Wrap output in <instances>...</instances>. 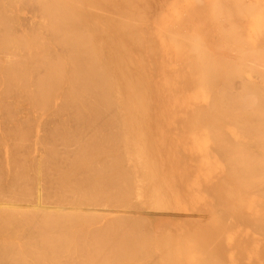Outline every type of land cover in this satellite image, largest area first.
Returning a JSON list of instances; mask_svg holds the SVG:
<instances>
[{
  "label": "rangeland",
  "instance_id": "1",
  "mask_svg": "<svg viewBox=\"0 0 264 264\" xmlns=\"http://www.w3.org/2000/svg\"><path fill=\"white\" fill-rule=\"evenodd\" d=\"M7 1V2H6ZM23 1H25V0H10V2L8 1V0H4V3L6 4V7L8 6H14V4L15 3H18V4H20V6H19V8H18V11L16 10L17 9V7H18V5L17 4H15V5H17V7H16V9H15V6L11 9V8H8L7 7V9H6V7L4 8V6L3 5H5L4 3H2L3 2V0H1V2H0V10H1V14L0 15H3L2 17H0L1 19H0V24H1V29H0V32L2 33L3 32V29L6 31V29L9 27V25L11 26L9 29H8V31H6V33H8L9 34V32L11 31L12 32V34H9L11 37V39H14V37H15V39H17L18 38V40H19V37H16V36H20L21 34H24V33H26V34H24L23 36L21 35L20 37H24L25 36V38L23 39V44L25 45V47H23V46H21L22 47V50H24V54L23 53H21L22 54V56H21V54H20V52H23V51H20L21 50V48H19V49H17V51L19 50V52L17 53V52H15L16 51V49H12V48H9L10 47V45L8 44V42L10 41V38H9V35H7L6 33H2V35H1V33H0V48L2 49V50H5V49H8L9 48V50H11L12 52H15L16 54H18V55H16L15 53L14 54H10L11 56H10V58H7V56L5 55L6 54V52L4 53L3 51L2 52H0V54H2L4 57H5V59H4V57L1 55L0 56V60H2L1 62H0V67H1V65H2V69L0 68V70H2V71H0V78H3L2 80L3 81H1V79H0V86H3V85H5V86H3V87H1L2 88V90H1V88H0V108L3 110V111H1V109H0V116H1V113H3V112H5V114H9V117H8V115L6 116L4 113L2 114V118L0 119V122H1V120H2V122H4V123H0V137H2L1 139H0V143H4V141L6 140V143H4L3 145H5V146H1L2 144H0V147H1V149H0V167H1V170H0V172H2V174H0L1 176H0V181H1V188H0V191H3L2 193H0V195H2V197L0 196V200L2 201V200H6V199H4L6 196H8V197H6L7 198V200L5 201L6 203V205H8V204H10V202L12 201V199L14 200L15 198L14 197H16L17 199H18V201L16 202L15 200H17V199H15L14 200V205L16 204V203H18V206H20V204L22 205V206H20V208L19 207H17V204H16V208H19L20 209V211L22 212V210L23 209H26V210H28L27 208H29V205H30V207H32V205L36 202V201H38L39 203H41L40 204V208L41 209H39V208H36V210H34L33 209V207H32V211L30 210L31 208H29V210H30V212H32V213H30V214H32V216H34L33 218H35L37 221H34V219H33V221H31L32 219V216H30V215H28L27 214V212L26 213H23V214H21V215H24V214H27V215H24V216H21V217H19V215H20V211H19V209L17 210L16 208H14V207H12V208H14V209H16L17 210V212H18V216L16 215L17 214V212H15L14 211V217H15V221H14V219L12 218L13 216H12V214H11V212L9 213V214H7V216L5 215L8 211H6V210H4L3 209V212H2V210L0 211V213L2 212V214H0L1 216H0V219H2V218H5V219H3L4 220V222H3V220L2 221H0V235H2V237L0 236V241H1V238H3V237H5L4 238V241L6 242H3V240H2V242H3V245L4 244H6V246H2L1 244H2V242H0L1 244V248H5V247H7L6 248V250H3V251H1V252H5V253H0V264H3L4 262H6L5 264H47L48 262V264H74L73 263V260H74V262H75V264H101L102 263V261H106V260H108V256L110 255V259H109V261L110 262H108V263H112L114 260H116V261H114L113 263H115V264H119V260H120V264H132L133 262V259H134V263L133 264H140V261L142 260V261H144L143 262V264H146V262L148 261V262H150V263H158V264H161L160 262H161V260L164 258V256L167 254H169L170 252L171 253H173V250H169V246L171 247L170 249H172V247H173V245L174 244H176V246L175 247H177V245H178V247H177V250H178V248L179 247H181L182 249H183V247H185V246H189L190 244L188 243L189 241H191V246H193V247H189L190 249V251H192V252H190V253H193V255H191L192 257H191V259L194 261V262H196V264H200V262L202 263V264H212L211 263V261L209 260L211 257H214V256H217V258L215 257L214 259H216V261L217 262H215V261H213L214 259L213 258H211V260H212V262L214 263H221L222 261L224 262V264H264V236H263V234L261 233L262 232V229H261V227L257 224L260 220L263 222V218L262 219H259L258 217L260 216V218L263 216H261V214H262V212L264 213V211H263V209H264V204H262L263 202H264V196H262L261 197V195L260 194H258L259 192H261V190L262 189H264V186L262 187V189H260L259 187H261V185H264L263 183L262 184H257V186H256V184H255V179H256V176L254 177V176H251V179H253L254 180V183H251V182H253V180H250L249 181V179H246V181H248V183H246V181H244L245 180V178H243V184L245 185H251V187H254V186H256V187H258L257 189H259V192L256 194V192H257V189L255 188V190H254V188H249V187H246V185L244 186L243 184H242V181H240L239 179V176L241 175L240 173L238 174V176H237V178H239L237 181L239 182L238 184H236V182L234 183V181H229V180H233L234 178L235 179H237L236 178V176L234 177V178H232V179H229L230 177H232L230 174H229V178L227 177L228 176V172L229 171H226V169L227 168H229V166L230 165H227L226 163H225V161H229L230 162V159L229 158H231V157H234L235 155H236V151H237V147L235 148H233V149H235L236 151H232L233 152V154H234V152H235V154H234V156L233 155H231L232 154V152L231 153H229L230 152V150L232 149H227V147L229 148V146H226V149H227V152L224 150L225 149V146L223 147V143L222 142H224L225 143V141H220V140H223L224 139V137L226 136V134H227V139L225 138V140H229L230 139V137H231V140L228 142L230 145H233V144H231V143H233L234 142V145L233 146H237V142H235V140H237L238 141V139H240L241 140V138L243 139L244 138V136H245V134L243 133V137H242V134L240 133V132H242V131H244V128L243 127H241V128H243V130L242 129H237L238 127L240 128V126H239V124H238V127L236 128L235 126H237V124H235V126H233V123L234 122H232V124H231V120L228 122L229 124H231V125H229V124H227V126H226V123H225V118L223 119L224 121L221 123V125L223 124V123H225V125H223V127H221L220 126V122H216L215 120H211V121H214V122H216V124H218L219 123V131H221L222 130V128H223V130L225 131V135L224 136H222L223 134V132L220 134L221 136L220 137H223V139H220L219 138V136H218V138H215V136L217 137V134H219V131H218V133H216V135H215V133H209V131H208V128H210L211 127V125L210 124H208L209 122H205V123H207L208 124V126H207V124H204L203 125V122H198V121H200L199 120V115H201L202 113H200V111L202 112V110H201V107H205L206 105L207 106H211L212 104H209L210 102H208L207 100H211V98H214L213 100L215 101V99H216V97L215 96H218L219 97V94L218 93H222V95H225L224 93L225 92H227L229 89L231 90V91H233L235 88L234 87H232V88H228V90L226 91V90H224L223 92H219V91H217L218 93L215 95V93H216V90H218V87H219V85H220V83L224 86L225 84V82L227 83L225 86L226 87H229L230 86V83L228 82L229 81V79L230 80H232L231 78H233V77H236L235 75H232V77H230L229 78V74H230V72L228 71L229 70V68H230V64H232V62L233 61H235V64L238 62L237 60L239 59V61L243 58V60H241L242 62H243V66H244V63H247L248 65L253 61H251V59L253 58V54L254 53H252L253 51V49L255 50V49H257L258 48V50L259 49H263V52H264V46L262 47V45H264V44H260V43H264V39L263 40H261L263 37H262V35H264V20H263V18H264V15L262 14V13H264V11H262V8H259L260 10H257L258 8H255V7H260L261 5L260 4H262V6L261 7H263L264 6V0L262 1V3L260 2V6L258 5V4H256V5H254L253 6V4H255L256 2L253 0V2H251L252 3V6L254 7H252L251 6V4L247 7V4H248V1L250 2V0H248L245 4H243L244 2H245V0H242L243 1V3H242V1L241 0H237V2H236V0H216V2H214L213 3V1H215V0H184V1H186V2H184V1H182V2H180V0H171L170 1V4H171V8H172V10H177V12H175L174 14L175 15H173V13L172 14H170V15H172V16H170L168 13H170V12H168V11H166V13L170 16V18H167L166 16H165V10L164 11H161L160 9L163 7V4L164 3H168V5L167 6H170V4H169V1L167 0L166 2H165V0H154L153 2H155V4H157V5H155V8L156 9H154L153 10V12H152V15L149 13L148 15H146V14H144L143 16H145V21H143L144 20V17H142L141 15H137V17H136V21L134 22L136 25H133V27H131L130 26V28H132V29H136L138 32H140L139 34L141 35H139L138 34V32L135 30L134 32H136V34L138 35V36H140V38L143 40V41H145V43H146V45L148 46V48H150V47H152V49L153 50H151L152 52L154 51V49H155V47H157L158 48V52H151L152 53V58H151V60H152V63H151V61L150 60H146V62L144 63V62H142V63H138V67L137 68H135V69H133L134 68V66H135V64H134V66H132L131 67V70H130V72H128V74L130 75H133L132 77L131 76H129V78H130V80H131V78H133L132 80L133 81H135L134 82V84L132 85V82L133 81H130L129 82V87L132 89V88H134V86L135 87H137L135 84H137L138 83V85L140 84L141 86H142V80H144V83L145 84H143V88H141V86H139L138 88H141V89H143V91L141 92V89H137L136 88V90L135 91H137L136 92V95L139 97V99L137 98V96L135 97V99L137 98V101L139 100L140 101V103L141 104H143V101H141V99L143 98V100L145 101V102H147V103H145L144 102V104H146V105H144L146 108H147V106H148V108L149 109H147V110H149V112H147V110H145V107L143 106V108L141 107V104H138V106L140 105V107L138 108V106H136L137 107V110L138 109H140L144 114H143V116H142V113L140 112V111H136V110H133L134 112V116H135V118H136V116H137V119L138 118H141L142 119V117H143V120H141V119H136V123H134L133 124V121L131 120H128L127 122L126 121H124V123H121V127H120V124L119 125H117V123L116 124H114L112 121H107L106 122V120H108V119H110L109 117L107 118V116L106 117H104V116H99V117H96V120H92V119H90L89 121H88V119L86 118V115H87V112L89 113V114H91V112H90V110L88 109V108H86L81 102H77V103H75V102H73V101H71V95L73 94V92L71 91L70 92V90H69V92L67 91L68 89H67V87H66V82H67V79L69 78V81H71L72 80V78H71V75L72 74H70L69 73V71L70 70H68V65H64V63H65V61L64 60H61V54H58L59 52H60V50H58L57 52V59L58 58H60L59 60H57V68L58 67H60L59 69H57L58 71H57V75H59L58 73L60 72V74H61V72H63L64 71V73H62L63 75H60V76H63V79H65V81L64 80H60V79H62V77H58L57 76V90H58V88L60 87V85H64V86H61V87H63V88H59V90H58V92H57V100H55V99H53V100H49V99H51V98H54V93H53V91H51L50 93L49 92H47L46 94L45 93H41L42 92V88H44L46 85H48V84H45L46 82L47 83H50L49 81L51 80V78H50V80H47V78L49 79V77H48V74L49 73H46V72H44L43 70H39V72H40V75H39V72H38V67H37V65H35V64H37V63H34L33 61L35 60V59H37V58H35V56H33V55H35L36 54V57L38 56V54H39V51H40V54H41V48L39 47L40 45V42L39 41H41V39H40V34L39 33H37L38 31H39V24H38V19H39V15L37 16V19L35 20L36 22H34V21H32V20H34L35 18H36V15H37V10H35L36 8H35V4H36V1H38V0H26L25 2H23ZM35 3H33V2ZM74 1V2H73ZM82 1V0H81ZM100 1V0H99ZM176 1L179 3V5L177 4L176 5ZM196 1V2H195ZM218 1L220 2V4L218 5L217 3H218ZM231 1V3H229V4H232V3H234V4H232L233 6H232V10H231V6L228 8V2H230ZM8 2H9V4H8ZM15 2V3H14ZM27 2H29L30 4L28 5V3ZM31 2H32V5H34V6H32L31 5ZM77 2V3H76ZM80 1L79 0H72V1H70V3H72V5H74V7H73V9L75 8V9H79L80 10V8L82 9V11L83 10H85V11H83V12H85V13H87V10H88V8L86 7H83L81 4H85V6H87V2H84V1H82L83 3H79ZM164 2V3H163ZM187 2H188V4H187ZM225 4L226 2V4L225 5H227V6H225L223 3ZM242 3V4H239V3ZM258 3H259V1H257ZM11 3V4H10ZM26 3V4H25ZM184 3V4H183ZM213 3V4H212ZM239 4V6L240 7H235L237 4ZM8 4V5H7ZM13 4V5H12ZM214 4H216V5H214ZM3 7H2V6ZM28 7H27V6ZM75 5H77V6H79V7H75ZM181 5V6H180ZM212 5L214 6L213 7V9H212ZM218 5V6H217ZM222 6L223 5V7H219V6ZM235 5V6H234ZM241 5L243 6H245V8H244V6L241 8ZM25 7V8H23V7ZM30 6V7H29ZM178 6V7H177ZM238 6V5H237ZM83 7V8H82ZM160 7V8H159ZM183 7V8H182ZM217 7H219L218 8V11L216 12V14H218L219 12H220V14L222 13H227V11H229V9H230V12L232 11H234V10H237L238 12H239V10L238 9H240L241 8V10L244 8V10L245 11H241V12H233L235 15H226L227 17H223L224 18V22L223 23H220V24H222L224 27L226 26V25H228V26H226V27H228V28H231V30L232 31H234V34H235V31H237V29L235 30L234 28L235 27H238V26H242V28H244L246 25H251V26H249V27H246V29H241V32H239L240 34L238 35V32H237V36H239V38H241L240 40H241V44L239 43V38L237 37V36H233V38H232V36H230L231 35V33H229V32H232V31H230L228 28H223L222 27V29L224 30L223 31V33H224V35H223V33H222V30H221V27H220V24L218 23V20H221V18H222V16H219V14L217 15V17L215 16V14H213V10H217ZM250 7V8H249ZM252 7V8H251ZM2 8V9H1ZM21 8H22V10H21ZM28 8V9H27ZM30 8V9H29ZM182 8V9H181ZM223 8H225V9H223V12L221 11ZM235 8V9H234ZM249 8V9H248ZM4 9V10H3ZM34 11H33V10ZM93 9V8H92ZM180 9V10H179ZM252 9H254L253 11H258V12H254L255 14H257V16H253V12H251V10ZM3 10V11H2ZM6 10L8 11V12H6ZM9 10H10V13H9ZM12 10V11H11ZM21 12H20V11ZM29 10V11H28ZM161 11L162 12V15L161 14H158L159 15V17H157L158 18V20L160 21V22H162V23H158V20H154V18L157 16V14H156V11H157V13L159 12V11ZM171 10V11H172ZM215 10V11H216ZM225 10H227L226 12H225ZM248 10V14H251V15H249V17L247 16L248 14H246V11ZM250 10V11H249ZM263 10H264V8H263ZM19 12V14L22 16V17H24V18H22L19 14H17V15H19L18 16V19L16 18L17 17V15L15 14V12ZM28 11V12H27ZM81 11V10H80ZM93 11H94V9H93ZM215 11H214V13H215ZM259 11H260V13H259ZM262 11V12H261ZM8 13L9 14V16H10V14L12 15V16H10L9 18L7 17L8 16V14H6V13ZM31 12H32V14H31ZM35 12V13H34ZM229 12V13H230ZM232 12L230 13V14H232ZM4 13V14H3ZM25 13H26V15H25ZM70 13H72V15L71 14H67V13H65V15L66 16H64V14H62L61 16L62 17H67V16H70L71 15V17L73 18H71L70 19V21H69V23L68 24H71V25H73L75 22H76V19H77V16H78V14H76V13H78L77 11L74 13V11L72 12H70ZM92 13V12H91ZM90 13V14H91ZM97 13V14H96ZM103 11L101 10V11H99V12H97V9L95 10V16L97 15L98 16V18L100 17V19H103L104 17H103ZM156 15H155V14ZM237 13H238V15H237ZM245 13V14H244ZM13 14H15V15H13ZM241 14V15H240ZM6 15V16H5ZM30 15L31 17H30V19H28L29 17L28 16ZM153 15H155L154 17H152ZM161 15V16H160ZM167 15V16H168ZM224 15V16H225ZM4 16H5V20H2L3 18H4ZM26 16H27V18H26ZM73 16H75V17H73ZM79 16H81V15H79ZM101 16L103 17V18H101ZM115 16V15H114ZM113 16V17H114ZM136 16V15H135ZM134 16V17H135ZM148 16V17H147ZM164 16V17H163ZM168 16V17H169ZM174 16H176V19L174 18ZM216 18H215V17ZM230 16L231 17H234V19H236V20H234V19H230ZM242 18H241V17ZM253 16V17H252ZM6 17H7V20H6ZM15 17V18H14ZM21 17V18H20ZM139 17V18H138ZM160 17H162L164 20L166 19V22L162 19V18H160ZM246 17H247V19H246ZM31 18H33V19H31ZM105 18H107V17H105ZM141 18V19H140ZM142 18H143V20H142ZM151 18L156 22V25L158 24V26H160L163 30H165L168 34H170V33H172V35L171 36H173V34L175 35V34H178V36H176L175 38H173L171 41H174V39H175V41L172 43L169 39H167V34H166V32L165 31H163L162 29L160 30V28H159V30H157V26H154V24H155V22H153V20H151ZM213 18H215V20H213ZM227 18H229V19H227ZM13 19H14V22H12L13 21ZM26 19V20H25ZM100 19L98 20L99 22H100ZM113 19H118V17L116 18V17H114ZM148 19H149V21H150V23L148 22ZM161 19L163 20V21H161ZM172 19H174V21H172ZM225 19H227L228 21H231L230 23H231V25H230V23L228 24V22L225 20ZM238 19V20H237ZM244 19H246V21H244ZM1 20H2V22H1ZM9 20V21H8ZM11 20V21H10ZM17 20V21H16ZM18 20H23V21H27L26 23L25 22H23V21H18ZM140 22H139V21ZM171 20V21H170ZM234 20V22H232ZM240 20V21H239ZM243 20V21H242ZM249 20V21H248ZM6 23V21H7V23L9 22V24H8V26H7V23L5 24V25H2V24H4V22ZM29 21H30V23H29ZM31 21L32 22H34V23H31ZM74 21V22H73ZM142 21V22H141ZM242 21V22H241ZM17 22H19L18 24H17ZM117 22V21H116ZM144 22L145 23H149L148 25L149 26H147V24L145 25L144 24ZM152 22H153V24H152ZM225 22H226V24H225ZM236 22H238V23H236ZM23 23H24V25L25 26H23ZM28 23V24H27ZM139 23H141V24H139ZM239 23L241 24V25H239ZM17 24V25H16ZM22 24V25H21ZM37 24V28H38V31L37 30H35V29H37V28H35V26L34 25H36ZM99 24V23H98ZM139 26H138V25ZM216 24H218L219 25V27H220V31H221V33H222V37L223 36H225V35H227V36H229V38L231 37L232 39L230 40L227 36V38H224L223 40H225V42L223 43V45H220V47H219V44H217V43H222V39H220V31L218 30V25H216ZM232 24H233V28H232ZM18 25H20V27L18 26ZM26 25H27V27H29V25H30V27H29V29L26 27ZM153 25V26H152ZM221 25V26H222ZM236 25V26H235ZM245 25V26H244ZM3 26V27H2ZM5 26V27H4ZM7 26V27H6ZM16 26V27H15ZM24 28V30L22 29V31H24V33L22 32V31H20V29L18 28ZM31 26H32V28H31ZM33 26H34V28H33ZM51 26H54V25H51ZM100 26V27H99ZM102 26H104V25H102ZM147 26V27H146ZM165 26V28H163ZM231 26V27H230ZM14 27V29L16 30L15 31V33H13L14 31H13V29H11V28H13ZM95 27V30H97L98 32H99V34H101L102 32L100 31L101 29H102V27H101V25H98L97 26V24H96V26H94ZM96 27H99V29L98 28H96ZM143 27V29H141L140 30V28H142ZM154 27H156V29L154 28ZM215 27H216V29H215ZM86 28H88V26L86 27ZM35 30L36 31V34H34L35 33V31H33V30ZM107 30L106 32H108V28H107V26L105 27H103V29H102V31L103 30ZM153 29V30H152ZM27 30H29V31H27ZM81 30V31H80ZM90 29H85L84 30V33L88 36V34H90V39H92V34L91 33H95L94 31L93 32H91V31H89ZM150 30V31H149ZM156 31V33L158 34V36H159V38L161 39H158V36H157V38L156 37H154V32H152V31ZM183 30H184V34H182V36L183 37H181L180 38V36H181V34L179 35V33H183ZM217 30V31H216ZM229 30V31H228ZM242 30H244V31H248V32H243V35L242 36H240L241 35V33H242ZM258 30V31H257ZM78 31H80L82 34H81V36L83 37V39H86L87 40V36L86 35H83L84 33H83V31H82V29L80 28V29H78ZM159 31H161V32H159ZM176 31V32H175ZM190 31V32H189ZM219 31V32H218ZM261 31V32H260ZM18 32V33H17ZM20 32V33H19ZM22 32V33H21ZM29 32H32V33H30V34H28ZM34 32V33H33ZM40 32V31H39ZM97 32V33H98ZM106 32L104 31V34L102 35L101 34V36H105V38H106ZM110 32V31H109ZM144 32V33H143ZM145 32H146V34H145ZM153 33V35L151 34L150 35V33ZM175 32V33H174ZM190 34H189V33ZM227 32V33H226ZM17 33V34H16ZM142 33H143V35H142ZM185 33H188L187 35H190V36H188L189 37V39H188V37H187V35H185ZM217 33V34H216ZM229 33V34H228ZM256 33H257V35H256ZM263 33V34H262ZM4 34L6 35V36H4ZM14 34V35H13ZM32 34H34V36L32 35ZM115 34H116V32H115ZM193 34H195V35H193ZM233 34V33H232ZM246 36H245V35ZM260 34H262V35H260ZM13 35V36H12ZM26 35H28V36H30V37H28V36H26ZM36 35V36H35ZM114 35V34H113ZM146 35V36H145ZM170 35H169V37H170ZM191 35H193V36H191ZM198 35V36H197ZM214 35V36H213ZM218 35V36H217ZM236 35V34H235ZM39 36V37H38ZM50 36V35H49ZM98 36L99 35H95V37H93V39H95V38H97V40H98ZM116 36V35H115ZM137 36V37H138ZM156 36V35H155ZM184 36L185 37H187L186 39L187 40H185L184 41ZM196 36V37H195ZM244 36H245V38L248 36V38H249V40H248V42L250 43V45H248L247 46V44H249L248 42H247V40L245 41L244 40ZM5 37V38H4ZM9 39H7V38ZM38 39H37V38ZM103 37L102 38H100L101 40L103 39ZM144 37V38H143ZM191 37V38H190ZM236 39H235V38ZM259 37V38H258ZM260 37H261V39H260ZM26 38H30L31 40H33V41H31V43H30V39L28 40V39H26ZM33 38V39H32ZM105 38L103 39L104 41L103 42H105ZM117 38V37H116ZM150 38V40L152 39V41H150V42H147L146 40H148ZM153 38L155 39V40H153ZM172 38V37H171ZM195 38H196V40H197V43H196V41H195ZM217 38H218V40H217ZM242 38H243V41H242ZM260 40V41H262V42H260L258 39ZM40 39V40H39ZM89 39V40H90ZM92 39V40H93ZM99 39V40H100ZM166 41H165V40ZM195 41H193V40ZM203 41V46L204 47H202L201 49H199L198 51H196L197 49H198V47L200 48V45H202V42L200 41ZM220 39V40H219ZM227 39V40H226ZM236 41H235V40ZM26 40H28V41H26ZM92 40H90V45L92 46L95 42H96V40H93V44H92ZM98 40V41H99ZM178 40V41H177ZM188 40H192V42L194 43V44H196V45H194V44H192V46H190V50L189 49H187V48H189L188 46L190 45V41H188ZM228 40H230L229 42H228ZM3 41V43H1ZM21 43H22V39H20L19 40ZM24 41H26V42H24ZM97 41V48H96V44L95 45H93V49H94V47L96 48L95 50L97 51L98 50V47L101 45V46H104V44L101 42V41H99L98 42ZM134 40L132 39V40H128L127 41V39L126 40H124L123 41V43H125V44H128L130 47H132L135 43L133 42ZM154 41H155V43H154ZM158 41H160V42H158ZM168 41L169 42H171V44L170 43H168ZM186 41H188V42H186ZM226 41H227V43H228V45H229V43H230V45H231V47L230 46H228L227 45V43H226ZM232 41H234V42H232ZM256 41H259V42H256ZM5 42V43H4ZM28 42H29V44H30V46H33V47H30V46H27V45H29L28 44ZM36 42H39V43H37V45H36ZM176 42V43H175ZM179 42V44H177ZM200 42V43H199ZM236 42H238V43H236ZM244 42H245V44H244ZM34 43V44H33ZM132 43V44H131ZM151 43V44H150ZM163 43V47H161L162 45L161 44ZM174 43L179 47H177L176 45H174ZM187 43H189V44H187ZM226 43V45H224ZM234 44V46L236 45V44H238V47L236 48V50L238 49V48H240L241 49V47H243L241 50H242V53H240V51L239 50H237L238 51V53H237V51H235L234 49H233V46H232V44ZM247 43V44H246ZM257 43H258V45H257ZM2 44V45H1ZM173 44V45H172ZM200 44V45H199ZM251 44H252V48H251ZM7 47H6V46ZM149 45H150V47H149ZM197 45H199V46H197ZM261 45V46H260ZM36 46V48L34 49V47ZM55 47V44H51V47L50 48H52V47ZM115 46V45H114ZM177 47L176 48V51L178 50V52H177V55L175 56L174 55V58H173V53L174 54H176L175 53V48L174 47ZM195 46V47H194ZM197 46V47H196ZM214 46V51L211 49L212 47ZM216 46H218L217 48H216ZM228 46V48L229 49H233V51H231V50H228L226 47ZM237 46V45H236ZM235 46V47H236ZM240 46V47H239ZM248 48V47H250L249 49H247L246 47ZM256 46H258V47H256ZM39 47V48H38ZM194 47V48H193ZM205 47L208 49V50H210V53H211V55H213V56H211L210 55V53H209V51L206 49V50H204L205 49ZM221 47L223 48V47H225V49L223 50V49H221ZM4 48V49H3ZM24 48V49H23ZM27 48H30L29 50L31 51H29ZM55 48H57V46L55 47ZM192 48V49H191ZM216 48V49H215ZM247 50H246V49ZM0 49V50H1ZM162 49H166V50H162ZM243 49H245V50H243ZM34 50V51H33ZM36 50L38 51V53L36 52ZM95 50H94V52H95ZM174 50V51H173ZM186 50L188 51L189 50V52L188 53H190L191 55H188V53L186 52ZM191 50H193V51H191ZM202 50H204V52H205V54H204V52L202 51ZM215 50H220L222 53L223 52H225V53H221L220 51H217L216 52V54L214 53L215 52ZM223 50V51H222ZM226 50L227 51H229L228 53H230V55L227 53L226 54ZM248 50H250V54H249V51ZM258 50H256L255 52H257ZM10 51V52H11ZM130 51L134 54V55H136V57H135V60H137V57H138V59L140 60V58L139 57H141V56H143L144 54L142 53V51L143 50H139L138 49V47H134V48H132V49H130ZM201 51V52H200ZM208 51V52H207ZM29 52H30V56H28L27 55V53L29 54ZM192 52V53H191ZM201 53V55L200 54H194V53ZM203 52V53H202ZM243 52H244V54H243ZM248 52V53H247ZM260 52H262L261 50H260ZM262 52V54L264 55V53ZM26 53V54H25ZM34 53V54H33ZM157 53H159L160 54V56H161V60L162 61H160L159 60V58L160 57H158L157 55H159V54H157ZM183 53H184V55H183ZM187 53V54H186ZM232 53L234 54V58L232 57ZM246 53L247 54H249L250 56L249 57H251L252 56V58L250 59L249 57H247L248 55H246ZM257 53H259V51L257 52ZM257 53H255L256 54V56L257 55H259V54H257ZM39 54V55H40ZM137 54H138V56H137ZM166 55V58H165V55ZM239 55V56H244V57H236L235 55ZM243 54V55H242ZM262 54H260V56L262 55ZM14 55V56H13ZM15 55L16 56H18V57H15ZM139 55H141V56H139ZM169 56V58H167L168 56ZM186 55H188V58H187V56ZM193 55H194V57H195V59H197L196 57L197 56H199L198 57V61H199V59H200V61H201V59H202V61L201 62H203V64H205L206 66H208V67H205V68H202L201 67V64L202 63H199L198 61H197V63H199L198 65L196 64V63H194V62H196V60L194 59V57H193ZM210 55V56H209ZM222 57H220V56ZM262 55V56H263ZM25 56H28V57H30V58H28V57H25ZM155 56V57H154ZM203 56H204V60H203ZM216 56V59H214V61L216 62H218V65H217V63H214V61H213V58ZM227 56H231L232 58H233V60H231L232 58L231 57H227ZM255 57L256 58V60H258V58H261V60L259 59L258 61H256V60H254L255 62H257V64L255 63V64H253V62L251 63V64H253V65H251L250 67H252V66H254V68L255 69H257L258 68V70H259V66H260V68L262 67V69H260L259 70V72H262V74L264 75V71H263V65H264V61H263V59H262V57ZM2 57V58H1ZM15 59H14V58ZM24 58V60L22 61L20 58ZM146 57H148V55L147 56H145V58ZM206 57H209V58H207L208 59V61L206 60ZM213 57V58H212ZM224 57V58H223ZM264 57V56H263ZM8 59V62L11 60H15L16 62H14V63H8L7 62V59ZM22 58V59H23ZM30 59L29 61L30 62H32V66H31V63H29L28 62V59ZM38 58H40V57H38ZM142 58V57H141ZM189 59V61H190V63L188 62V64H190V66H192V68L190 67V70H192L193 69V72H190L189 74H188V70H187V67H188V69H189V65L187 66L186 65V60L187 59ZM218 58V59H217ZM221 58V59H220ZM227 58H229V60H231L230 62V64H229V66L228 67H224V65L222 64V63H226L228 60H227ZM231 58V59H230ZM235 58H236V60H235ZM241 58V59H240ZM245 58H248V60L246 59V60H244ZM20 59V63L21 62H25L26 61V59H27V61H26V63H24L23 65H25V67H23V65H21V64H19V60ZM31 59H34V60H31ZM155 59V60H154ZM167 59H168V61H167ZM227 61H226V60ZM254 59V58H253ZM5 60V61H4ZM225 60V61H224ZM58 61H59V64H58ZM62 61H63V63H62ZM156 61V62H155ZM188 61V60H187ZM205 61V62H204ZM212 61V62H211ZM224 61V62H223ZM240 61V66H237L238 65V63H237V65H235L236 67H239V69L240 70H242V71H240V73H241V78L242 79H240V77H238V78H234L233 80H234V82L237 84V86H238V90H236V91H239V89H241L242 90V88H239V87H242V83H247V82H249V83H251L252 81H255V82H257V84H259L260 82H261V87L264 85V84H262L263 82H264V78L263 79H261V77L263 76H261L260 75V73L258 72V70L257 71H255L256 72V77H255V72L253 71V67L252 68H250L248 65V68H249V70H247L246 69V64H245V68L243 67V66H241L242 65V62ZM246 61V62H245ZM248 61V62H247ZM263 62V65L262 64H260L261 62ZM4 62V63H3ZM6 62H7V64H6ZM18 62V63H17ZM147 62H149V63H151L150 64V66H149V64L147 63ZM165 62H167V63H165ZM171 62V63H170ZM178 62V63H177ZM207 62V63H206ZM212 63V64H209V63ZM260 62V63H259ZM19 64V65H21V67L19 68V66L17 65V64ZM27 63H28V68L30 69V71H29V69L27 68ZM34 63V64H33ZM65 66V67H67V68H65V67H63V65ZM144 63V64H143ZM161 63V64H160ZM163 63H165V64H163ZM234 63V62H233ZM67 64V63H66ZM144 65V66H140V65ZM148 66V68L146 67V65ZM174 64H175V67H174ZM213 64H215V67H221V68H219V69H222L223 67L225 68H223L224 70H223V74H224V72H225V77L223 76V74L221 75V71L222 70H220V75L221 76H219L218 78L220 79V80H217L216 79V76H215V74L214 73H212V75L213 76H210V77H212V78H207L206 76L207 75H209V74H207V72H206V74L205 73H203L204 72V69H206V71L207 70H209V67L210 68H212L211 66H213ZM222 64V65H221ZM259 64V65H258ZM6 65H8L7 67H6V69H5V66ZM29 65H30V67H29ZM60 65H62V66H60ZM137 65V64H136ZM154 65V66H153ZM161 65H162V68H161ZM164 65H165V67H164ZM195 65H197L196 66V68H195ZM205 65H203V66H205ZM220 65V66H219ZM234 65V64H233ZM15 66V67H14ZM18 66V67H17ZM168 66H170V67H168ZM185 66H187V67H185ZM226 66V65H225ZM232 66V65H231ZM234 66V67H235ZM258 66V67H257ZM35 67V68H34ZM136 67V66H135ZM140 67L141 68H143V72L145 73L144 75L142 74L143 72H142V70L140 69ZM198 67H200V68H198ZM215 67L213 66V70L214 71H217V72H219V69L218 68H216L215 69ZM233 67V68H234ZM236 67L234 68V69H236ZM241 67H243V68H241ZM9 68V69H8ZM13 68V69H12ZM22 68V69H21ZM26 69V71L24 70V69ZM31 68H32V70H31ZM37 68V69H36ZM64 70H63V69ZM138 68H139V71H138ZM186 68V69H185ZM232 67L230 68V69H233ZM8 70V72H7V74H6V72H4V70ZM11 69V70H10ZM15 69L17 70H20L21 71V74H19V72H18V70L17 71H15ZM61 69H62V71H61ZM65 69H67V72L70 74L69 75V77H68V75H66L67 74V72H66V70ZM150 69V70H149ZM160 69H161V71H163V73L160 71ZM183 69V70H182ZM195 69V70H194ZM197 69H199V70H201L202 71V69H203V74H205V75H202V73H201V71H196ZM234 69H233V71H234ZM243 69H244V72H243ZM252 69V70H251ZM159 70V71H158ZM189 70V71H190ZM212 70V71H213ZM228 71L227 72V75H226V71ZM238 70V69H237ZM236 70V71H237ZM251 70V71H250ZM32 71H35V72H32ZM42 71V72H41ZM211 71V70H210ZM233 71H231V74H232V72ZM247 71V72H246ZM253 71V72H252ZM12 72V73H11ZM25 72V73H24ZM36 72H38L37 73V75H36ZM132 72H137V73H133L132 74ZM168 72V73H167ZM175 73L174 75H175V77H174V75L172 74V73ZM183 72H185V73H183ZM196 72H198V73H200V75L199 74H197ZM239 72V71H238ZM243 72V73H242ZM252 72V73H251ZM3 73V74H2ZM7 75H5V74ZM14 73V74H13ZM29 73L31 74V76H29ZM35 73V74H34ZM161 73L163 74V75H165V74H167L165 77H167L168 79H166V80H168V82L170 81V78L172 79L170 82H169V84H168V88H167V81H166V83L165 82H163L164 81V79L165 78H163L164 76L163 75H161ZM208 73H210V72H208ZM235 73V72H234ZM239 73V74H240ZM246 73V74H245ZM247 73H249L248 74V76H247ZM257 73H259V75H257ZM27 74H28V76H27ZM195 74H197L196 76H195ZM245 74V77L243 76V75ZM250 74H253V75H250ZM14 77H13V76ZM24 75V77L23 78H27V79H23L22 78V76ZM26 75V76H25ZM39 75V76H38ZM45 76V77H43V76ZM137 75V76H136ZM140 75H142V76H140ZM8 76H11L10 78H11V80L9 79L8 81H6L7 80V78H9ZM21 76V77H20ZM37 76V77H36ZM46 76H47V78H46ZM49 76H52V74H49ZM182 76H183V78H182ZM203 76H205V79H203L205 82H203V83H207V81L210 83V84H208V86L206 87V85L204 84L203 86H205L206 88L204 89V90H201V89H203V87L200 85L201 84V81H202V78H204ZM239 76V75H238ZM243 76V77H242ZM251 76H253L254 77V79H252L253 77H251ZM260 76V77H259ZM19 77V78H18ZM138 77V78H137ZM146 77V78H145ZM198 79H197V78ZM202 77V78H201ZM215 77V78H214ZM222 77H224V83L222 82V80H221V78ZM248 77H250V78H248ZM264 77V76H263ZM14 78H16V79H14ZM28 78L30 79V81L28 80ZM35 80H34V79ZM42 78V79H41ZM46 78V79H45ZM191 78V81L189 80ZM245 78H246V81H245ZM6 79V80H5ZM39 79H40V81H39ZM71 79V80H70ZM135 79V80H134ZM138 79V80H137ZM196 79H197V82H196ZM213 80V82H212V80ZM216 79V80H215ZM238 79V80H237ZM244 79V80H243ZM258 80V79H260V82L259 81H256V80ZM14 80H16V81H14ZM24 80H28L29 82H24ZM36 81V84H37V87H36V84L34 83V82H32V84H34V86L31 84V81ZM43 80V81H42ZM140 80V81H139ZM148 80V81H147ZM153 80H154V82H153ZM161 80V81H160ZM163 80V81H162ZM199 80V81H198ZM201 80V81H200ZM214 80H215V84L217 83V81H219V84L217 85V89L216 88H214V87H211V84H213V86H214ZM232 80V81H233ZM249 80V81H248ZM250 80H252L251 82H250ZM262 80V81H261ZM10 81V82H9ZM12 81V82H11ZM19 81H20V83H19ZM41 81H42V84L40 85V83H41ZM62 82V84H60L61 82ZM138 81V82H137ZM231 81V83L232 84H234L233 82ZM240 82L239 84H238V82ZM244 81V82H243ZM2 82V83H1ZM15 82V83H14ZM21 82H24V84L23 83H21ZM65 82V83H64ZM152 82L153 83H155V85L153 86L152 85ZM172 82V83H171ZM175 82V83H174ZM200 82V83H199ZM212 82V83H211ZM254 82V83H255ZM5 83H7V84H5ZM28 83H29V85H28ZM44 83V84H43ZM51 83H52V81H51ZM64 83V84H63ZM164 83V84H163ZM197 83V84H196ZM202 83V84H203ZM229 83V84H228ZM1 84H3V85H1ZM11 84V85H10ZM18 84V85H17ZM25 84H27V85H25ZM174 84V85H173ZM176 84V85H175ZM256 84V83H255ZM7 85H9V86H7ZM12 85H13V87L14 88H12ZM15 85V86H14ZM17 85V86H16ZM21 85V86H20ZM35 88V91H33L34 89H33V87ZM45 85V86H44ZM131 85V86H130ZM145 85H146V87H145ZM173 85V86H172ZM198 85V86H197ZM228 85V86H227ZM235 85V84H234ZM241 85V86H240ZM27 86V87H26ZM41 86V87H40ZM161 86V87H160ZM166 86V87H165ZM192 86H194L195 87V89L193 90V88L194 87H192ZM201 86V87H200ZM19 89H21L20 90V96H21V98H20V96H17L18 95V93H19V90H18V88ZM32 87V89H30V88ZM210 89H209V88ZM226 87H224L225 89H227ZM8 88V89H7ZM10 88V89H9ZM23 88V89H22ZM24 88H25V90H24ZM28 88H29V90H28ZM40 88V89H39ZM145 88V89H144ZM146 88H148L147 90H146ZM180 88H182V89H180ZM192 88V89H191ZM5 89V90H4ZM12 89V90H11ZM38 89V90H37ZM130 89V90H131ZM135 89V88H134ZM169 89H170V91H169ZM185 89V90H184ZM190 89H191V91H190ZM209 89V90H208ZM211 89H213V90H211ZM9 90V91H8ZM11 90V91H10ZM25 92H24V91ZM28 90V91H27ZM37 90V91H36ZM40 90V91H39ZM63 90H66V92H67V96L69 97V100H65L66 99V97L67 96H65V94H66V92L65 91H63ZM145 90H146V92H145ZM161 90V91H160ZM168 92H167V91ZM194 91V95H193V91ZM206 90V91H205ZM219 90H220V88H219ZM14 91H16V93H17V95H16V93L14 92ZM33 91V92H32ZM134 91V92H135ZM184 91H185V93H184ZM200 91H202L203 92V94L201 95V93H200ZM208 91H212L210 94H209V92ZM213 91H215V92H213ZM235 91V92H236ZM3 92V93H2ZM12 92L14 93L13 95H12ZM35 92V93H34ZM63 92H65V93H63ZM133 92V93H134ZM162 92H164V93H162ZM170 92H172V94H170ZM204 92L206 93V95L204 94ZM234 92V91H233ZM239 92H241V91H239ZM5 93V94H4ZM27 93L29 94V95H27ZM36 93H37V95H36ZM137 93H141V94H144L143 95V97L140 95V94H137ZM147 95H146V94ZM156 93H159V96L156 94ZM161 93L163 94V95H161ZM176 93H179L178 95L176 94ZM186 93H187V95H188V98L186 99ZM192 93V97L190 96V94ZM213 93V94H212ZM228 93H230V92H228ZM228 93H226L227 95L226 96H228ZM237 93V92H236ZM234 94V95H232V93H230L229 95H231V97L232 96H235V95H237V94ZM32 94V95H31ZM33 94H34V96L36 97L35 99H34V97H33ZM38 94H41V95H38ZM45 94V95H44ZM50 94V95H49ZM68 94H70V95H68ZM132 94V93H131ZM156 94V95H155ZM239 94V93H238ZM9 95L13 98V101L11 102V99H9V98H11V97H9ZM25 95H27V96H25ZM46 95H47V97H46ZM172 95V96H171ZM174 95V96H173ZM177 95V96H176ZM208 95L211 97H209L208 98ZM215 95V96H214ZM1 96H3V97H1ZM4 96H5V98H4ZM17 96V97H16ZM33 98H32V97ZM45 96V97H44ZM59 96H60V98H59ZM63 96H64V98L65 99H63ZM142 98H141V97ZM144 96L145 97H147V98H144ZM148 96H149V98H150V100H145V99H148ZM157 98H156V97ZM169 96V97H168ZM182 96H183V99H182ZM197 96V98H195ZM201 96L203 97L202 99H201ZM214 96V97H213ZM221 96V95H220ZM19 98V99H16V98ZM29 97H31V98H29ZM42 97V100L40 99V98ZM51 97V98H50ZM68 97H67V99H68ZM166 97V98H165ZM171 97V98H170ZM177 97V98H176ZM181 99H180V98ZM218 97H217V99H216V101L215 102H217V100L219 101V99H218ZM231 97L230 96H228V98L229 99H231ZM25 98V99H24ZM31 99V100H28L27 101V99ZM39 99V103H37L38 102V99ZM48 100H47V99ZM173 98V99H172ZM232 98H234V97H232ZM8 100L9 99V102H11V103H9L8 101H6V100ZM23 100V105L21 104L22 102H20V100ZM61 100V103L59 102V100ZM161 99V100H160ZM225 102V104L227 103V102H230L229 101V99H227L226 97L224 98L223 96L222 97H220V101H222V100ZM225 99V100H224ZM1 100H4V101H2L1 102ZM18 101V104L19 105H17V102L16 101ZM21 100V101H22ZM46 100V102H44ZM212 100V101H213ZM232 100V99H231ZM24 101H26V102H24ZM31 101V102H30ZM33 101V102H32ZM48 101H50V102H48ZM52 101H53V103H52ZM68 101H70V102H68ZM139 101H138V103H139ZM149 101V102H148ZM174 101V102H173ZM180 101L182 102V104L180 103ZM222 101V102H223ZM49 104H48V103ZM56 102V103H55ZM62 102H63V104H62ZM68 102V103H67ZM72 102V103H71ZM5 103H6V105H5ZM25 103H28V104H26L25 105ZM32 103V104H31ZM43 103H44V105L46 104H48V106H47V108L45 109L44 108V105H43ZM66 103V104H65ZM80 103V105H82V107H84L85 108V110L87 109V112L85 111V112H83L84 111V108H82V107H80V105L77 107V105ZM149 103H151L150 105H148ZM172 103V104H171ZM212 103V102H211ZM33 104H34V106H33ZM36 104V105H35ZM41 104V105H40ZM57 104H60L59 106H57ZM71 104V106H69ZM73 104H74V108H75V110H74V108H73ZM75 104H76V106H75ZM170 104V105H169ZM223 104V103H222ZM4 105V106H3ZM28 105H30V106H28ZM32 105V106H31ZM40 106V107H38V106ZM46 105H45V107H46ZM51 105H55L53 108L51 107ZM65 105V106H64ZM68 105V106H67ZM27 106H28V108H27ZM57 106V108H55ZM63 106V107H62ZM171 106H172V108H171ZM179 108H178V107ZM206 106V107H207ZM14 107V108H13ZM22 107H24V108H22ZM30 107H32V111H30ZM34 107V108H33ZM36 107V108H35ZM61 107V108H60ZM66 107H70V108H68V109H70V110H68L67 109V112H65V109H66ZM72 107V108H71ZM176 107V108H175ZM199 107H200V109H199ZM225 107V106H224ZM223 107V108H224ZM6 108V109H5ZM12 108V109H11ZM38 108V109H37ZM59 108V109H58ZM79 108H81V109H83V111L80 109V110H78ZM132 108V107H131ZM134 109H135V107H133ZM160 108H161V110H160ZM10 109V110H9ZM33 109H37V111H38V114H37V111H35V110H33ZM40 109V110H39ZM41 109H43L44 110V112L46 111V110H52L51 112L50 111H46V113L48 114H43L44 112H43V110L41 111ZM56 109H58V110H56ZM61 109V111L59 112V110ZM72 109V110H71ZM145 111H144V110ZM153 109V110H152ZM204 109V108H203ZM225 109V108H224ZM9 110V112H7ZM11 110H12V112H11ZM55 110V111H54ZM64 110V111H63ZM78 110V113H77V115H78V117H76L77 119H75V116H76V113L74 114V112L75 111H77ZM174 110V111H173ZM205 110V109H204ZM18 111V112H17ZM40 111V112H39ZM70 111L71 112H73V113H70ZM81 111V112H80ZM199 111V112H198ZM28 112V113H27ZM36 112V113H35ZM50 112V113H49ZM55 112V113H54ZM65 112V113H64ZM69 112V113H68ZM137 112H140L139 114H141V115H138V113ZM161 114H160V113ZM11 113H12V115L15 117V118H12V115H11ZM16 113V114H15ZM24 113H25V115H24ZM35 115H34V114ZM60 113V115H58ZM86 113V114H85ZM121 113H123V112H121ZM178 115H177V114ZM197 113H198V115H197ZM17 116H15V115ZM28 114H30V115H28ZM52 114H53V117H54V115H57V117H54V119H56V120H54L53 119V117H51L52 116ZM62 114V115H61ZM69 114V115H68ZM72 114V116H73V118H72V116H70ZM74 114V115H73ZM80 114L83 116H85V119H84V117H81L80 118ZM89 114L87 115V116H89ZM145 114H146V117H145ZM6 117H5V116ZM24 115V116H23ZM26 115H27V118H26ZM35 117H34V116ZM43 115H45L46 117H45V119H44V116ZM66 115H68L69 116V118L66 116ZM173 117H172V116ZM182 115V116H181ZM185 115V116H184ZM29 116H31L30 117V119H29ZM38 116V117H37ZM51 118H50V117ZM139 116V117H138ZM149 116H150V118H149ZM101 117H104V118H101ZM163 117V118H162ZM196 117L198 118V119H196ZM6 118V119H5ZM9 118V119H8ZM12 118V119H11ZM32 118V119H31ZM61 118H63V119H61ZM81 119V120H86V121H88L90 124H92L91 126H93L92 128H90L91 126H90V124L87 122V124L85 123L86 121H81V120H79V119ZM89 118H90V116H89ZM98 118L101 120V119H103L102 121H100V120H98ZM168 118V119H167ZM169 118H170V120H169ZM5 119V120H4ZM61 119V120H60ZM68 120V119H70V120H72V122L70 121V120H68V121H65V120ZM74 119H75V123H74ZM132 119H133V117H132ZM7 120H9V121H7ZM33 122V124H30V123H32L31 121ZM35 120V121H34ZM77 120L79 121V122H77ZM134 120V119H133ZM149 120V121H148ZM190 120V121H189ZM191 120H193V121H191ZM196 120H197V122H196ZM228 120V119H227ZM226 120V121H227ZM16 121V122H15ZM26 121V122H25ZM55 121H58V122H55ZM61 121V122H60ZM62 121H64V122H62ZM99 121V122H98ZM144 121V122H143ZM210 121V122H211ZM220 121H222V120H220ZM25 122V123H24ZM29 122V123H28ZM39 122V123H38ZM67 122V123H66ZM71 122V123H70ZM77 122V123H76ZM94 122V123H93ZM95 122H98V123H95ZM100 122L102 123V124H100ZM103 122H105V123H103ZM110 124H109V123ZM135 122V121H134ZM172 122V123H171ZM174 122V123H173ZM7 123H8V125H7ZM15 123H18V124H16V126L14 125ZM21 123V125H19ZM24 123V124H23ZM57 123V124H56ZM61 123V124H60ZM79 123H85L86 125H89V126H84V125H82V126H84V128H86V129H82L83 127L81 126V124H79ZM130 123V124H129ZM146 123H148V125L146 124ZM180 123V124H179ZM212 123V122H211ZM4 124H6V125H4ZM12 124V125H11ZM41 124V125H40ZM64 124H66V125H68L67 127H65L64 126ZM70 124V125H69ZM73 124V125H72ZM79 124V125H78ZM99 125V126H94V125ZM107 124H108V127L110 128V129H112L113 128V130L115 131V130H121L122 131V129L124 128V130H126L125 131V133L126 132H128V134H127V136L130 134V132L131 133H135V134H132V138H131V136L129 137V138H131L132 139V141H137L136 140V138H135V140H133L134 138H133V135H135L134 137H136V134L138 135V137H140V138H138L139 140L140 139H142L141 137V133L139 132V130L140 129H145V127H146V130H143V131H141L142 133H143V135L145 134V132H146V136H148V137H146L145 135L143 136V140L142 141H137L136 143L138 144H135V142H134V144H132L131 142V139H129V138H127V139H125L124 140V136H125V133H124V135L122 134V133H120L119 134V136H121V137H119L120 138V142H122V143H120L119 142V144H117V142H115L116 141V139L113 137L114 136V134L112 133V131L113 130H111V132H110V130H107ZM124 124V125H123ZM146 125V126H144V128H143V126L142 125ZM157 124H158V126H157ZM200 124H202L203 126H201ZM2 125V126H1ZM11 127H10V126ZM25 125H27V126H25ZM30 125L32 126L33 125V127H30ZM62 127H61V126ZM71 125H72V127H71ZM76 125V126H75ZM102 125H106V127H104V130L103 129H100L99 127H101V128H103L102 127ZM111 125H113V126H111ZM116 125H117V127H116ZM125 125H127V126H125ZM130 125V126H129ZM131 125H133V126H131ZM214 125V124H213ZM15 127L16 129L17 128H19L20 127V129H23V130H21L20 131V129H18L16 132H15V130L13 129V127ZM25 128H24V127ZM29 126V127H28ZM43 126V127H42ZM56 126V127H55ZM64 126V127H63ZM70 126V127H69ZM74 126H75V128L76 129H74L75 131H76V133L74 132V130H71V129H73L74 128ZM79 126V127H78ZM112 128H111V127ZM118 126H119V129H118ZM125 126V127H124ZM136 126V127H135ZM140 126H142V127H140ZM191 126V127H190ZM204 126H207V128L206 127H204ZM210 126V127H209ZM215 126V125H214ZM224 126L228 129L227 130V132H226V129L224 128ZM2 127V128H1ZM23 127V128H22ZM54 127L55 128H57L56 130L57 131H59V134H60V132L61 131H63L62 133H64L65 135H64V137H62V139L63 140H60L61 138H59V137H61L57 132H56V130L54 129ZM68 127H69V129H68ZM82 127V128H81ZM97 127V128H96ZM117 129H116V128ZM128 127V128H127ZM131 127H135L134 128V131H133V129L130 128ZM139 127H140V129H139ZM154 127V128H153ZM155 127H156V129H158V131L157 130H155ZM158 127V128H157ZM203 127V128H202ZM217 128H218V126H216ZM5 128H8V129H5ZM11 128V129H10ZM32 128H34V129H32ZM67 128V129H66ZM94 128H96V131H94ZM106 128V129H105ZM108 128V129H109ZM149 128H151L150 130H149ZM159 128H161V130L162 131H159L160 129ZM193 128V129H192ZM201 128V129H200ZM217 128H215V129H217ZM235 128H236V130H235ZM52 129H54V130H52ZM82 129V130H81ZM91 129L96 133V136L94 135V133H93V131H91ZM129 129V130H128ZM137 129H138V131H137ZM193 130V131H191V130ZM206 129H207V131H206ZM212 129V128H211ZM221 129V130H220ZM3 130V131H2ZM5 130H7V131H5ZM11 132H10V131ZM32 130V131H31ZM39 130V131H38ZM44 130H46V131H44ZM80 130H81V132H80ZM88 131V134H85L86 135V138H85V135L83 134V133H85V131ZM99 130H100V136L101 137H107V138H109V139H95L94 138V136L96 137V138H98L99 137ZM106 131L105 133L106 134H103L102 133V131ZM128 130V131H127ZM132 130V131H131ZM136 130V131H135ZM198 130V131H197ZM218 130V129H217ZM241 130V131H240ZM51 131H53V132H51ZM70 131V132H69ZM87 131H86V133H87ZM107 131H109V132H107ZM212 131H214V129L213 130H211L210 132H212ZM236 131V133L234 134V132ZM9 134H7V133ZM14 132V133H13ZM25 132V133H24ZM46 132V133H45ZM48 132V133H47ZM52 133V134H50V133ZM55 132H56V136L54 137L53 136V134H55ZM66 132V133H65ZM71 132H73V133H75V134H78L77 136L75 135V137L77 138V139H74L73 137H72V135L71 134H73V133H71ZM91 132H92V134H91ZM137 132V133H136ZM149 132L150 133H152V134H149ZM153 132H155V133H153ZM162 132V133H161ZM199 132V133H198ZM216 132V131H215ZM2 133H4V134H7L8 136H5V135H3ZM17 133V134H16ZM39 133V134H38ZM61 133V134H62ZM70 133V134H69ZM82 133V135H83V137H84V143H83V141H82V138L80 139V134ZM97 133H98V136H97ZM109 133H111L109 136H108V134ZM157 133V134H156ZM167 133V134H166ZM201 133V134H200ZM203 133V134H202ZM208 133L210 134V135H208ZM14 134V135H13ZM36 134H37V136H36ZM45 136H44V135ZM48 134V135H47ZM50 134V135H49ZM66 134H67V136H66ZM90 134V135H89ZM113 134V138L110 140V138H111V135ZM156 134V135H155ZM238 134H239V137H238ZM12 135V136H11ZM16 135V136H15ZM19 135V136H18ZM29 135V136H28ZM39 135V136H38ZM42 135V136H41ZM48 136V138H50V139H44L45 137L47 138V136ZM57 135H59L58 136V138H59V140H56V139H54V140H56V144H55V142H54V140H53V137L54 138H56L57 137ZM70 135V136H69ZM73 135V136H74ZM88 135V136H87ZM93 135V139L95 140V141H93V139H91L92 140V142H91V140L89 139V140H87L88 139V137H90L91 138V136ZM150 135L151 136H154V137H156V138H150ZM174 135V136H173ZM228 135L230 136V137H228ZM234 135V136H233ZM11 136V138H13V136H14V138H19V140L18 139H16V140H18V141H16L15 142V139H11L10 138V140H9V138H7V137H10ZM52 136V137H51ZM62 136H63V134H62ZM80 136V137H79ZM166 136V137H165ZM205 136V137H204ZM210 136L211 137H213V139H216V143L219 141V143L221 144L222 143V149H219V148H221V146H219V143H217L218 144V146H219V148L218 147H215V146H213V145H215V143H213L212 141H215V140H212V138H210ZM241 136V137H240ZM24 137H28V139H26V138H24ZM44 137V138H43ZM65 137H67V139H64ZM78 137H79V139L81 140V142H80V140L78 139ZM126 137V136H125ZM144 137H146V138H148L147 139V142L150 140V144H152V145H154V146H157V148H154V147H152V145L150 146V144H149V142H148V144H146L147 142H146V139H144ZM4 138H5V140H4ZM20 138H21V140H20ZM24 138V139H23ZM41 138V139H40ZM52 138V139H51ZM57 138V139H58ZM119 138L117 139L118 141H119ZM123 138V139H122ZM164 138V139H163ZM8 139V140H7ZM43 139V140H42ZM72 141H71V140ZM115 139V140H114ZM204 139H207L206 141H208V142H206ZM211 139V140H210ZM217 139H219L218 141H217ZM234 141H233V140ZM12 140H14V142H12ZM49 142H48V141ZM65 140V145L64 146H62L64 143L63 142H61V141H64ZM69 141L70 143H68L67 141ZM88 142H87V141ZM98 140H99V143H100V145L102 146H97L99 143H98ZM104 140V141H103ZM105 140H110V141H108V142H110V143H106L105 142ZM113 140H114V143H113ZM124 140V141H123ZM128 140H130V144H129V146L131 147H128V143H129V141ZM163 140V141H162ZM1 141H3V142H1ZM11 141V142H10ZM19 141H20V144L23 142V141H26L27 143L26 144H24V145H22L23 143H25V142H23L21 145H22V147H21V145L19 144ZM22 141V142H21ZM29 141V142H28ZM44 141V142H43ZM47 141V142H46ZM52 141H53V143H52ZM102 141V142H101ZM143 141H145L144 143H143ZM158 141V142H157ZM160 141H162L163 142V146H161L160 147V145H162V142H161V144H160ZM11 144H10V143ZM71 142L73 143V142H76L75 144H76V146H78V147H76L75 146V144L73 143V144H71ZM96 142H97V144H96ZM103 142H105V143H103ZM112 142V143H111ZM123 142L125 143V142H128V143H125V144H123ZM165 142V143H164ZM14 143V145H12ZM29 143V144H28ZM35 143V144H34ZM39 143L41 144V147H40V145H39ZM44 143H46V145L44 146V145H42V144H44ZM50 143H52V144H50ZM61 143V144H60ZM63 143V144H62ZM79 143V144H78ZM89 143V144H88ZM92 143H94V145L92 144ZM155 143V144H154ZM186 143L188 144V145H186ZM227 143V142H226ZM10 144V145H9ZM19 144V145H18ZM48 144H49V146H48ZM54 144V145H53ZM59 144H60V147H61V151H60V149H59V151H60V153L58 152V146H59ZM68 144H70L72 147H70L69 148V145ZM81 144H83V145H81ZM85 144V145H84ZM96 144V145H95ZM106 144V145H105ZM116 144H117V146H116ZM143 144L145 145L144 147H146L147 148V146H148V148L150 149L151 147V149H150V151L152 152V154H151V152L149 151V149L147 148V150L146 149H144V147H143ZM166 144H168V145H166ZM229 144H227V145H229ZM52 145V146H51ZM57 147H56V146ZM83 146V147H80V146ZM89 145H92V146H89ZM108 145H110V146H108ZM113 145V146H112ZM119 145V146H118ZM122 145V146H121ZM132 145H137V146H139V148H140V146H141V148L143 147V151H142V155H141V160L139 161V156H137V152H138V150H137V152L135 153V150L138 148H136V146H133V147H135V148H133L132 147ZM147 145V146H146ZM212 147H210V146ZM226 145V144H225ZM8 146V147H7ZM10 146H14L13 148H11ZM25 146V147H24ZM50 146H51V148L52 149H54V150H56L55 152L58 154L57 155V162L59 161V165H58V163H57V168L53 165V161L51 160V159H49L48 157H50L49 156V154H48V151H49V149H50ZM68 146V147H67ZM73 146H74V152H72V153H70L71 151H73V149H71V148H73ZM87 146H89L90 148H86ZM94 146V147H93ZM97 146V147H96ZM105 146H108V147H105ZM117 148H116V147ZM124 146H126L125 148H124ZM208 146H209V148H208ZM217 146V145H216ZM21 147V148H20ZM42 147H45V148H42ZM114 147V148H113ZM121 147H123V149L121 148ZM15 148V149H14ZM18 148V149H17ZM20 148V149H19ZM41 148L43 149V150H41ZM56 148V149H55ZM66 148H68V149H71V150H68V149H66ZM81 148H84L85 150H82V152L84 151V153H80L81 152ZM100 148H101V152H103V154H110L111 156H113L114 155V157H115V155H119L120 156V154L121 153H124V152H126L127 151V149H128V152H126V153H124V157L126 158V160L127 161H125V159H124V157L122 158V154H121V156H120V160H121V163L123 162L122 161V159L124 160V162L125 163H123V165L125 164V166L127 167V168H129V169H131L132 168V170H129L128 169V171H126L127 170V168H126V170H124L125 171V175H123V176H120V180H122L121 182H119V184H125L124 182H127L128 181V183H126V185L127 184H129V185H127V188H130V186H132V188H133V190H138V189H145V188H147V184L145 185V186H143L144 185V183L143 182H146V181H148L150 178L149 177H151V173H148V171L149 172H152L153 173V175L154 176H152V179L154 178V179H156L157 177V180H152V179H150V182L148 181V183H149V188H152V185L155 187H153V189L154 190H156L157 191V193L159 194V195H161V197H165V195H163V193H164V190H166L167 191V193L169 192L170 194L172 193V195L174 196V199H175V197H177V195L176 194H178V195H180L181 194V192H179V190L180 191H183V193L181 194V196H182V201H180L179 200V202H180V205L183 207V206H185L186 205V203H187V209H186V207H183V208H185L184 210L181 208V206L179 205V203H177L178 201H176L175 203H174V201H172V200H174V199H172V195H170L169 193L168 194H166V197L164 198V202H165V204H166V202H167V200H166V198H167V196L169 195V199H171V200H169L168 198V203L169 204H167L168 205V207H171V206H173V204H171V203H174V204H178L179 206H180V208H179V206H177L178 208L177 209H172V207L171 208H169L168 209V207H167V205L165 206V207H167L166 209L167 210H165V207H163L164 206V204H162V205H159V206H162V208H164V209H162L161 207H159V209H162V211H160L159 209H157L158 207H156L155 205V207L153 206V204H151L152 206H150L149 204H147V202L146 203H144V201L142 200V198H139L138 197V195H137V192L136 191H134V192H136L135 194L137 195V197H136V195H134V192H131V191H128V190H130V189H126V185H125V188H124V186H122V185H120V186H122L123 188H124V190L126 189V192L128 193V195H127V193L125 192V191H121V190H123V188H120L121 190H120V192H122V193H124V197L125 198H121L122 197V193H120V195H119V197H114V196H112V198H111V200H113L114 198V201H109L110 200V197H111V195H110V197H109V195H108V200H107V194L105 195H103V198L104 197H106V199H105V201H103L102 200V196H101V199H99V201H103V202H105V207L104 206H102V204H100L101 202H99V203H95L94 204V202L93 201H87V202H89L88 204H84L85 206H83V204L81 205V207L83 206V207H88V206H90V204L92 205V203L94 204V205H92L93 207H95V208H101V207H104V208H106L107 206L106 205H114V206H112L111 207V209H116V210H113L114 212H112L111 210H109V211H107V210H100V212H98V214H99V216H98V218H97V216L96 217H94L95 215H98V214H93V213H91V212H94V211H91V212H89L87 209V212L89 213H87L88 215L86 216V213L85 212H83L84 213V216H83V218H82V214L81 213H78V209H76V208H78V207H80V203L78 202V200L80 201V198H79V195H78V193L76 192L77 190L76 189H78V188H80L81 186L83 187H86V186H88L90 183V181H92L93 180V178L91 179V180H89V182H87L86 183V174H87V176L89 175L87 172L85 173L84 171H82V173H85L84 174V176H83V174L81 175V174H79L78 172L76 173V171L74 170V168H76V165L80 162V159L81 158H83V157H85L86 155H89V154H91V153H93L92 152V150L95 152L96 150L97 151H99L100 150ZM103 148V149H102ZM116 148V149H115ZM127 148V149H126ZM132 148H133V150H132ZM141 148L139 149L140 150V152H141ZM163 150H162V149ZM168 148H169V150H168ZM184 149V151L182 150V149ZM188 148H190V149H188ZM214 148V149H213ZM218 148V149H217ZM11 149V150H10ZM48 151H47V150ZM64 149L67 151L68 150V152H66V151H64ZM80 149V150H79ZM92 149V150H91ZM99 149V150H98ZM107 149H111V151H109V150H106ZM113 149V150H112ZM121 151H120V150ZM155 149H157V151L159 152V153H156V150ZM23 150H24V152H23ZM77 150V152L78 151H80V152H76V154H74L75 153V151ZM104 150V151H103ZM116 150H119V151H116ZM220 150V151H219ZM224 151V152H222V151ZM229 150V151H228ZM20 153V156H19V153ZM23 153H22V152ZM41 151H44V153L45 152H47V153H45V154H43L42 153V156H41ZM65 152V154H63L64 152ZM108 151H109V153H108ZM146 151V154H145V156H144V153L143 152H145ZM148 151H149V153H148ZM164 151V152H163ZM169 151V152H168ZM170 151H171V153H170ZM188 151H190V152H188ZM217 151H219V155H221V153H223V155H221L220 156V159H222L223 160V158L225 157V156H227L228 157V155L230 154L231 156L229 157V158H227L226 160H225V158H224V163L222 162V160L220 161V159L218 158L219 157V155L217 154L218 152ZM88 154H87V153ZM90 152V153H89ZM106 152V153H105ZM131 152V153H130ZM207 152H209L208 154H207ZM7 153V154H6ZM9 153V154H8ZM24 153H26V154H24ZM62 153V154H61ZM69 155H68V154ZM154 153H156V155L157 154H159V155H161V156H159V155H157V157L159 158H157L156 157V155H154L153 156V154ZM226 153H227V155H226ZM15 154V156H13ZM17 154V155H16ZM22 154H23V156H22ZM46 154H47V156H46ZM60 154V155H59ZM68 156H67V155ZM78 154V155H77ZM102 154V153H101ZM127 154V155H126ZM129 154V155H128ZM148 154H150L153 158L154 157H156V159H155V161L154 160H152L150 157V155H148ZM190 154V155H189ZM7 155V156H6ZM28 155H29V157H31L32 159H30L29 157H28ZM38 155V156H37ZM65 155H66V157H65ZM74 155H77V156H79L78 157V159H77V156H76V158H75V156L73 157ZM131 155H136L137 157H138V161L140 162H138V161H136V156H135V161L134 160H132L133 158L131 157ZM148 155V157L152 160H150V159H147L146 160V156ZM164 155V156H163ZM167 155V156H166ZM189 155V156H188ZM225 155V156H224ZM9 156H11V157H9ZM25 156V157H24ZM41 157V160H40V157ZM44 156V158L42 159V157ZM71 156V157H70ZM81 156V157H80ZM198 156V157H197ZM203 158H202V157ZM15 159H14V158ZM19 157H21V159L19 158ZM33 157H34V159H33ZM37 157V158H36ZM64 158L63 160H62V158ZM128 157H129V160L131 159L134 163H137L138 162V164L137 165H135L134 167L137 169L136 170V172H134V173H138V175L137 176H135L134 175V173H133V171H135L134 169L135 168H133V162L132 161H130V162H132V165L130 164V162H128ZM131 157V158H130ZM142 157H146L144 160H143V158ZM162 157V158H161ZM172 157V158H171ZM195 157V158H194ZM236 157V156H235ZM6 158H8V159H6ZM10 158V159H9ZM17 158H19V159H17ZM23 158V159H22ZM27 159V161L28 162H26V159ZM28 158H29V160H28ZM48 158V159H47ZM69 158V159H68ZM71 158V159H70ZM160 158H161V160H160ZM202 158V159H201ZM205 158V159H204ZM5 159L7 160V161H9V163L7 162V161H5ZM14 159V160H13ZM38 160V162H37V160ZM73 159H77V160H74L73 161ZM197 159V160H196ZM229 159V160H228ZM234 159L235 158H232L231 159V162L230 163H232V161H234ZM16 160L18 161L17 163H16V165L14 164L15 162H16ZM21 160V161H20ZM23 160V161H22ZM32 160V161H31ZM45 160V161H44ZM47 160H48V162H47ZM51 160V162H52V164H50V161ZM66 162H65V161ZM68 160V161H67ZM79 160V161H78ZM142 160H143V162H142ZM158 160H160L159 161V163L160 162H163V166H160V164H159V166H160V168H162V167H164V168H162V169H164L163 171L164 172H166V171H168L167 172V174H168V177H169V179H171L170 181L168 180V178H167V176H166V173L164 174V173H162V174H164L166 177L165 178H167V179H165L164 177H163V175L161 174V170H158L159 169V166H158V164L156 165L157 167H156V169H155V163H157L158 162ZM207 160V161H206ZM236 160L239 162V159H237V157H236ZM31 161V162H30ZM36 161V162H35ZM69 161H70V163H69ZM78 161V162H77ZM147 161H150V162H147ZM169 161V162H168ZM237 161H235V162H237ZM6 162H7V164H8V168H6L7 167V164H6ZM28 163V167L25 165V167H27V168H29V169H26L25 167H24V164H22V163ZM30 162V163H29ZM45 162H46V165H45ZM64 163V165H63V163ZM72 162V163H71ZM76 164H75V163ZM144 164L145 162H147V163H145V166L144 165H142V163ZM153 162H154V164H153ZM192 162V163H191ZM206 162V163H205ZM209 162V163H208ZM214 162H215V164H214ZM228 162V163H229ZM237 162V163H238ZM32 163H34L33 165H35L36 163V165H38V166H32ZM47 163H48V166H47ZM66 163V164H65ZM69 165H68V164ZM128 163V164H127ZM224 165H223V164ZM31 164V165H30ZM40 164L42 165L41 167H44V169L43 168H40ZM50 164V165H49ZM61 164V165H60ZM75 164V165H74ZM153 164V166H151ZM225 164L228 166V167H226L225 166ZM5 165V166H4ZM13 165L16 167V169L17 170H20L19 171V173H18V171L15 169V167L13 168ZM18 165V166H17ZM20 165H23V166H20ZM52 165V166H51ZM65 165H67V166H65ZM71 165H72V169H71ZM131 165V166H130ZM144 166V167H146V165H147V168L148 167H151V171H150V168L149 169H145V170H142V169H144V167H142V166ZM182 165V166H181ZM211 165H212V167H211ZM233 166H234V168H235V165L234 164H232ZM231 165V166H232ZM237 165V164H236ZM239 165V164H238ZM12 166V167H11ZM33 167L32 169L30 168V167ZM46 166L48 167V168H46ZM64 166V167H63ZM129 166V167H128ZM139 166H141L140 168H139ZM170 166V167H169ZM175 166V167H174ZM179 166V167H178ZM226 167V169L224 168V167ZM38 169H37V168ZM50 167H51V169H50ZM60 167H62V170H60L61 168ZM67 167V168H66ZM69 167V168H68ZM210 167H211V170H210ZM19 168H22V169H19ZM54 168V169H53ZM60 168V169H59ZM122 168H124V167H122ZM152 168H154V169H152ZM215 168V169H214ZM233 168V169H234ZM239 167H237V169H238ZM3 169V170H2ZM6 169V170H5ZM9 169H10V171H9ZM23 169H26L25 171H27V172H25V173H27L28 175H30L31 174V178L32 179H28V175L27 174H23L24 173V171H23ZM35 169H36V171H35ZM39 169H41L42 171V173L44 174H42V175H37V173H38V171L37 170H39ZM67 169L69 170V171H67ZM138 169H139V171H140V169L142 170V172H138ZM165 169H166V171H165ZM175 169V170H174ZM196 169H198V170H200V172H198V170H196ZM237 169H236V171H237ZM30 170H32V173H30L29 171ZM34 170V171H33ZM46 170H47V172H46ZM60 172V173H58V171ZM65 172H64V171ZM155 172H154V171ZM178 170V172H176ZM224 170H225V172H224ZM228 170V169H227ZM229 170H232L231 168H229ZM235 170V169H234ZM242 170V169H241ZM8 172V173H10L9 175L11 176V178H10V176L9 175H6V177L4 176L5 175V173L6 172ZM15 172V174H13V173H11V172ZM56 171V172H55ZM71 171H74V173L73 172H71ZM161 171V172H160ZM206 171V172H205ZM17 172V173H16ZM23 172V173H22ZM51 172H53V173H51ZM55 172V173H54ZM126 172L127 173H133V177H132V175L131 174H126ZM144 172H145V174H144ZM156 172L158 173V172H160L159 174H161L162 175V179L161 178H159V175L157 176V174H156ZM235 172V171H234ZM234 172H229V173H234ZM239 172H240V170H239ZM8 173H6V174H8ZM30 173V174H29ZM34 173H36V175L34 176ZM59 175H58V174ZM63 173H67L66 175L64 174L63 176L65 177L66 176V178H68V179H65V181L67 180V183L65 182V181H63L62 179H64V177L61 179L62 180V182H61V180H60V178L62 177V174ZM73 173V174H72ZM143 173V175H146V176H148L146 173H148L149 174V176H148V180H146V181H142L141 182V184L139 185V183H138V185L136 184V182H138L139 181V179H141L142 180V178H144L143 177V175H142V177H141V174ZM178 173V174H177ZM227 175H226V174ZM23 174V176L22 177H20L21 175ZM33 174V175H32ZM51 174V175H50ZM70 174H71V176L72 175H74V176H70ZM78 174V175H77ZM139 174H140V178H139ZM172 174V175H171ZM180 174V175H179ZM14 175V176H13ZM28 177H27V176ZM50 175V176H49ZM53 175V176H52ZM129 176V178H126V176ZM156 175V176H155ZM161 175H160V177H161ZM172 176L171 178H170V176ZM201 175H202V177H201ZM252 175H254V174H252ZM256 175V174H255ZM8 176V177H7ZM15 176H16V178H15ZM33 176V177H32ZM43 176H45L46 178H48V179H50L49 181H48V179H44V177ZM48 176V177H47ZM55 176H57V177H55ZM59 176V177H58ZM61 176V177H60ZM76 176H78V177H76ZM125 176V180L124 179H122L121 177H124ZM134 176H135V178H137V179H135L134 178ZM207 176V177H206ZM261 176H262V174H261ZM260 175H258L257 177L259 178V179H256V180H260V182H262L261 181V179L260 178H263V176L261 177ZM3 177V178H2ZM5 177V178H4ZM23 177H25V181H26V183H28L29 181V183H31L30 185L31 186H29L28 184H24V181H23ZM40 177H42V178H40ZM53 179H52V178ZM81 177H82V179H81ZM131 177V178H130ZM179 177H181V178H179ZM205 177V178H204ZM221 177H222V179H224V178H228L227 179V181H228V183L226 182V180L225 181H221L222 179H221ZM224 177V178H223ZM242 177V176H241ZM244 177V176H243ZM13 178V179H12ZM18 178H22L21 180L22 181H18V180H20V179H18ZM38 178V179H37ZM56 178H57V180H56ZM59 178V179H58ZM80 178V179H79ZM95 178V177H94ZM134 178V179H133ZM191 178H193V179H191ZM247 178H250V177H247ZM3 179H5L4 181H3ZM12 179V180H11ZM27 179H28V181H27ZM88 179H90L89 177L87 178V180ZM127 179H130V180H127ZM133 179V180H132ZM144 179H147V177H145ZM143 179V180H144ZM158 179H159V181H158ZM160 179H161V184L163 183H167V182H169L170 183V185H171V183L173 182V185H171V189H170V185H168V184H166L167 185V187H169V188H166V185L164 184L163 185V187L165 188L164 190H163V192H160V189H161V191H162V185H161V187H160V185H159V183H160ZM220 181H219V180ZM234 179V180H235ZM264 179V178H263ZM262 179V180H263ZM7 180V181H6ZM9 180V181H8ZM16 180V181H15ZM31 180H33V181H31ZM36 180V181H35ZM41 180V181H40ZM53 182H55V183H52V181ZM59 180H60V182H59ZM119 180V181H120ZM124 180V181H123ZM134 182L135 180H138V181H135L133 184H135V185H137V188L138 189H134L135 188V185H130V183L129 182H131L132 183V181ZM140 180V181H141ZM163 180L165 181V182H163ZM166 180H167V182H166ZM193 180V181H192ZM242 180V179H241ZM5 181L6 182H8L7 184L5 183ZM13 181V182H12ZM15 181V182H14ZM38 181H40V184H39V182ZM43 181V182H42ZM56 181H57V184H58V187L56 186V188H55V184H56ZM73 181H75V182H73ZM154 182V184H153V182ZM159 183H158V182ZM258 181H256V182H258ZM12 182V183H11ZM37 182V183H36ZM52 184H51V183ZM85 182V183H84ZM152 182V183H151ZM198 182V183H197ZM225 182H226V184H225ZM245 182V183H244ZM260 182H258V183H260ZM4 183V184H3ZM9 183H11V184H9ZM18 183H19V185H18ZM41 183L45 186V188L44 189H42V187H44L43 185H41ZM45 183V184H44ZM62 183V185H63V187H61L60 186V184ZM64 183H66V184H64ZM70 183H71V189L73 190V192H74V194H73V192H72V190H70ZM73 183V184H72ZM75 183H76V185H75ZM80 183H82V184H79ZM89 183V184H88ZM158 183V184H157ZM175 183V184H174ZM186 183V184H185ZM193 184V186L192 185H190V184ZM229 183H234L233 185H235L234 187H233V185H229ZM242 184V187H240V185L239 184ZM18 185V186H16V185ZM22 184V185H21ZM24 184V185H23ZM56 184V185H57ZM151 184V185H150ZM194 184L195 185H197L196 187L194 186ZM223 185V186H221V185ZM3 185V186H2ZM12 185H15V186H12ZM27 185H28V187H31V188H33L32 190L33 191H31V188H28L27 187ZM40 185V186H39ZM49 185V186H48ZM53 187H52V186ZM74 185V186H73ZM79 187H78V186ZM86 185V186H85ZM141 185L143 186V187H141ZM158 185H159V191H158ZM187 185H188V188H187ZM216 185H218V186H216ZM237 185H239L238 187H237ZM5 186H7V187H5ZM14 187V188H11V187ZM26 186V187H25ZM59 186H60V188H59ZM67 186H69V187H67ZM119 186V185H118ZM119 186V187H120ZM138 186H140V188L138 187ZM172 186H174L175 187V193L176 192H178V193H176L175 195H174V191H173V187ZM198 186H199V188H198ZM211 186H213V187H211ZM222 187L223 188V191H222V188H221V191H219L220 189V187ZM226 186V187H225ZM229 186H232L231 188L232 189H234V188H236V189H234V190H231L230 188H228ZM5 188V189H3L2 190V188ZM10 187V188H9ZM16 187H18V189L21 187V189H17ZM23 187V188H22ZM50 187H51V190H50ZM76 187V188H75ZM78 187V188H77ZM119 187H118V189H119ZM213 189H211V188ZM219 187V188H218ZM6 188H7V190L9 189V192L6 190ZM28 188V189H27ZM47 188H48V191H47ZM66 188V189H65ZM69 188V189H68ZM75 188V189H74ZM196 188H197V190H196ZM215 188V189H214ZM216 188H217V192H215V190H216ZM224 188H225V192H224ZM228 188V189H227ZM246 188H249L250 189V191L249 190H245L244 191V189H246ZM12 189H14V194H11V192L13 191ZM23 189H26V190H24L25 192H27V193H29V196H27L28 194L26 193L25 194V192L24 193H22L23 191H21V190H23ZM54 189V190H53ZM63 190V191H59V190ZM168 189H170L169 191H168ZM177 189V190H176ZM192 189V190H191ZM208 189H209V191H208ZM15 190L17 191H19V192H15ZM55 190H56V192H55ZM132 190V191H133ZM230 190V191H229ZM236 190H238V192L236 191ZM241 190H243L242 191V193H244L243 195L241 194L240 195V197L238 196L239 194V192H241ZM11 191V192H10ZM51 191V193L52 194H54V196L53 195H50V193L49 194H47L48 192H50ZM54 191V192H53ZM70 191V192H69ZM139 191V190H138ZM166 191H165V193H166ZM173 191V192H172ZM219 191V192H218ZM233 191H234V193H233ZM237 192V194H236V192ZM249 191V192H248ZM253 191H256L255 192V194L256 195H260L259 196V198H258V196H256L255 195V197H253L254 195H252L253 194ZM5 192V193H4ZM129 192H131L130 193V195H129ZM194 192H196V193H194ZM204 193L203 195H202V193ZM223 192V193H222ZM228 192L230 193V192H232L234 195H231L230 196V194H232V193H230V194H228ZM245 192H248V194L249 193H251L250 194V197L251 198H253V199H251V198H249V197H247V196H249V195H247V193H245ZM264 192V191H263ZM15 193L17 194L18 193V195H19V193H20V197L21 198H19L18 197V195H15ZM68 194V196H70V197H68V196H66L65 197V194ZM133 193V194H132ZM139 193V192H138ZM189 193V194H188ZM198 193V195H200L199 196V201H197L198 199V196H196V195H194V194H197ZM216 193H217V196H218V200H217V196H216ZM222 193V194H221ZM224 193H227V194H224ZM7 194V195H6ZM15 195V196H12V198H10L9 197V195ZM31 194V195H30ZM32 194H33V196H32ZM64 194V195H63ZM66 194V195H67ZM220 194H221V196L222 195H224L225 196V201L223 200V196H222V201H221V199H219V197H221L220 196ZM6 195V196H5ZM10 195V196H11ZM22 195H24V197H22ZM73 195V196H72ZM78 195V196H77ZM163 195V196H162ZM185 195V196H184ZM215 195V196H214ZM235 195H237V197H235ZM27 196V197H26ZM128 196H129V198H128ZM136 198H135V197ZM187 196H189V197H187ZM227 196H230L229 198H231L232 200H234L235 198H237V200H234V204L233 203H230L232 200L230 199L229 201H228V197ZM241 196H245V198L247 199V200H249V199H251V202L250 203H248L249 204V206H248V204H245V203H247V202H245V200L246 199H244V197H243V199H241ZM29 197L31 198V200L29 199ZM53 197V198H52ZM63 197V198H62ZM72 197V198H71ZM73 197H74V199H73ZM76 197H77V199H76ZM91 197V196H90ZM114 197V198H113ZM131 197H133L132 199H134V200H136V201H132V199H130ZM186 197V198H185ZM235 197V198H234ZM238 197H239V200L240 201H242V204H241V207H238V206H240L239 204H238V206H237V202L236 201H238ZM1 198H3V199H1ZM32 198H33V200H32ZM54 198H56V199H54ZM59 198H60V200H59ZM67 198V199H66ZM127 198V200L125 201V199ZM180 197H178V199H179ZM196 198V199H195ZM201 198H202V201H200L201 200ZM256 198H258L257 199V201H256ZM20 199V200H19ZM25 199V200H24ZM27 199L29 200V201H31V202H28L27 201ZM50 200L49 202L47 201V202H45L46 200ZM63 199H65V200H63ZM73 199V200H72ZM117 199V200H116ZM122 199V200H121ZM124 199V200H123ZM139 199H141L142 200V202H141V204L142 203H144V207L140 204V200ZM177 199V200H178ZM188 199V200H187ZM214 199V200H213ZM218 201V202H216V200ZM25 202H24V201ZM54 200H56V201H58L57 202V209H58V211H57V214L56 215H58V217L57 218H59L60 217V215H62V214H68V213H70L69 215L70 216H68V215H65L67 218H70L69 219V221L71 220V219H73V220H71L70 222H68V220H67V218L65 219V216L64 215H62L63 216V219H62V217H60L59 219H57V238L56 237H42L40 234H39V232H38V229H39V227L40 226H43L44 224L43 223H54V222H56V219L54 220V222L52 221L53 219H54V217H56L55 216V212H53L52 213V209H50V205L52 204V203H54L55 201ZM69 200L70 201H72V203L71 204H69L68 202H69ZM85 200V199H84ZM87 200H90L89 198H87ZM109 201V204H106L107 203V201ZM128 200H130L129 202H128ZM138 200V201H137ZM221 202H223L224 201V203H221ZM0 201V202H1ZM4 201L2 202V205L0 206V208H8L6 205H4ZM7 201H9V202H7ZM59 201H61V202H59ZM66 201V202H65ZM68 201V202H67ZM75 201V202H74ZM116 201H118L119 203H122L123 205H125V209H123L124 207H121V205L122 204H119L117 207H115V204H116ZM124 201V202H123ZM132 201V202H131ZM172 201V202H171ZM240 201H238V203H240ZM250 201V200H249ZM254 201H255V203H254ZM263 201V202H262ZM27 202V203H26ZM33 202V203H32ZM96 202V201H95ZM113 202V203H112ZM114 202H115V204H114ZM127 202V203H126ZM134 202V203H133ZM136 202H137V204H140V205H138L137 206V204H136ZM186 202V203H185ZM233 202V201H232ZM8 203V204H7ZM26 203V204H25ZM47 203V204H46ZM60 203V204H59ZM61 203H64V208H63V210H60V207L59 206H61V207H63L62 205H61ZM65 203H67V204H65ZM129 203H131V204H129ZM135 205H133V204ZM183 203V204H182ZM195 205H194V204ZM215 203V204H214ZM218 203V204H217ZM220 203H221V205H220ZM228 203H230V205L228 204ZM244 203V204H243ZM253 204V206H252V204ZM257 203V204H256ZM259 203H260V205L262 206V208L260 207V205H259ZM24 204V205H23ZM28 204V205H27ZM48 204H49V206H48ZM59 204V205H58ZM96 204H97V206H96ZM118 204V203H117ZM126 204H129V206L128 205H126ZM146 204V205H145ZM189 204V205H188ZM213 204V205H212ZM225 204H228V205H225ZM236 204V205H235ZM45 205H47V206H45ZM67 205V206H66ZM69 205V206H68ZM74 205V206H73ZM79 205V206H78ZM88 205V206H87ZM122 205V206H123ZM131 205V206H130ZM132 205H133V207H132ZM150 206L151 208H149V207H147L146 208V206ZM171 205V206H170ZM223 205H225L226 206V208H225V206H224V208H222L223 207ZM232 205H233V207H232ZM234 205H235V207H234ZM245 205H247L249 208H248V210H247V206H245ZM71 206V207H70ZM75 207V208H73V207ZM78 206V207H77ZM91 206V207H92ZM99 206V207H98ZM131 207V208H127V207ZM137 206V207H136ZM143 207L142 209H144L143 211H142V213H141V207ZM191 206H193V208H194V210L191 208ZM215 206V207H214ZM219 206H221V207H219ZM243 206H244V208L246 207V209L244 210L243 209ZM252 206V207H251ZM255 206V207H254ZM257 206V207H256ZM9 207H11L10 205H9ZM21 207L23 208V209H21ZM25 207V208H24ZM48 207V208H47ZM59 207V208H58ZM69 207V208H68ZM80 207V209L83 211H86L85 209H82ZM152 207H153V209H152ZM173 207H175V205L173 206ZM219 207V208H218ZM227 207H229V208H227ZM232 207V208H231ZM236 207H237V209H236ZM45 208V209H44ZM46 208L47 209H49L51 212H48L49 210H46ZM66 208H68V210L70 209V210H73V212L75 211V210H77V211H75V213H71V211H67V209ZM119 208H122L123 210H125L126 211V209H127V211L125 212V211H123V210H121V209H119ZM134 208L135 209H138V210H136L138 213H141L142 215H143V213L145 214V215H143V218L141 217V214H137V212L135 213V210H134ZM148 208H149V210H148ZM176 208V207H175ZM215 208H218V209H215ZM220 208H222L224 211H227V209H228V211H227V213L229 214V212H230V210H231V212H232V214H230V216L232 215V217H230L228 214H226V212H225V214L226 215H228V216H225V214H223V215H218V214H221L222 213V209L220 210ZM235 208V209H234ZM242 209V210H244V211H246V213H247V215L246 214H244L245 212H243V211H241V212H243V215H240V210L239 209ZM262 209V211L261 210H259V209ZM11 208H9V210H10ZM42 209H44V211L46 210V212L44 213V211L42 210ZM65 209V210H64ZM75 209V210H74ZM154 209H157L156 211L154 210ZM171 209V210H170ZM179 209V210H178ZM180 209H182V210H180ZM230 209V210H229ZM234 209V210H233ZM28 210V211H29ZM81 210H79V212H81ZM119 210V211H118ZM130 210V211H129ZM158 210H159V212H158ZM164 210V211H163ZM173 210V211H172ZM174 210H178V211H174ZM215 210V211H214ZM217 210H218V213H217ZM239 210V213H237V211ZM252 211V213L250 214V212L249 211ZM256 210H257V215H256ZM4 211L6 212V213H4ZM61 211V212H60ZM111 211V212H110ZM123 211V212H122ZM134 211V212H133ZM145 211H147V213H145ZM171 211V212H170ZM180 211V212H179ZM183 211H184V213H183ZM224 211H223V213H224ZM235 211H236V213H235ZM23 212H25L24 210H23ZM76 212H77V214H76ZM103 212H106V214L105 213H103ZM116 212V213H115ZM152 212H154V213H152ZM155 212H156V214H155ZM161 212H164V213H162L161 214ZM169 212L170 213H172V214H169ZM188 213V214H185V213ZM194 212V213H193ZM196 212V213H195ZM199 214H198V213ZM215 212H216V214H215ZM230 212V213H231ZM260 212V213H259ZM12 213H13V211H12ZM60 213V214H59ZM94 213H96V212H94ZM100 213H103L104 214V218H102L101 217V215H103V214H101L100 215ZM109 213V214H108ZM113 213H115L116 215H115V217H113ZM118 213H121V214H118ZM178 214V213H182V214H184V215H186V216H183V215H179V216H176V214ZM189 213H191V214H189ZM193 213V214H192ZM201 213H204L203 215L201 214ZM206 213V214H205ZM235 213V214H234ZM250 215H249V214ZM11 214V215H10ZM71 214L73 215V217L71 216ZM78 214H80V217H79V215ZM90 214H93L92 216L90 215ZM133 214L137 217L138 215H140V217H138V223H139V225L138 224H136V223H134L135 221H136V217L135 216H133ZM150 214V215H149ZM158 214V215H157ZM195 214V215H194ZM234 214V215H233ZM237 214V215H236ZM242 214V213H241ZM255 214V215H254ZM9 215V216H8ZM41 215V216H40ZM45 217H49V219H48V221H47V218H45ZM51 215H53L52 216V218H51ZM90 215V216H89ZM119 215V216H118ZM127 215V217L125 218V216ZM129 215V216H128ZM131 215V216H130ZM149 215V216H148ZM189 215V216H188ZM192 215V216H191ZM199 215V216H198ZM252 215V216H251ZM259 215V216H258ZM19 217V220L17 219V217ZM42 217L41 219L42 220H38L37 218H40V217ZM75 216H76V218H75ZM85 216H86V218H85ZM88 216H89V218H90V220H88ZM124 217V219L123 218H120V217ZM133 216V217H132ZM144 216L147 218H145L146 219V221H148V225L145 223V219H144ZM159 216H161L160 217V219H158L159 218ZM196 216V217H195ZM198 216V217H197ZM204 216H206V217H204ZM218 216H219V218H222L221 220H223L224 218L223 217H226V219H227V217H228V219L225 221V219L223 220V222L226 224V225H228V223H230L229 222V220L230 221H232L234 224H229L230 226V228H227V226L226 225H224L223 224V222H221V220L218 222V223H216V221L215 220H217V218H218ZM233 216H234V218H233ZM235 216H237L236 218H237V221H236V218H235ZM248 216V217H247ZM30 217V218H29ZM72 217V218H71ZM79 217V218H78ZM93 217V218H92ZM130 217V218H129ZM243 217H244V219H243ZM252 217V218H251ZM256 217V218H255ZM6 218H8L7 219V221L5 222V220H6ZM11 218V219H10ZM27 218V219H26ZM52 220H51V219ZM78 218V219H77ZM84 218H85V220L88 222V223H90V224H86V221L84 220ZM95 218V219H94ZM112 218L113 219H116L115 221H113L112 220ZM118 218V219H117ZM132 218V219H131ZM140 218V219H139ZM239 218H241L240 220H239ZM248 218V219H247ZM249 218H251L250 220H249ZM254 218V219H253ZM13 219V220H12ZM21 219V220H20ZM25 220V221H23V220ZM28 219H29V221L31 222H29L28 221ZM44 219L46 220V221H44ZM79 219H82L81 221H82V223L84 224H86L88 227H87V229H86V225H83L82 223H81V221L79 220ZM97 219H98V221H97ZM122 219V221H120ZM127 219V220H126ZM129 219H131V220H129ZM133 219L135 220V221H133ZM141 219H144V220H142V221H140ZM151 219V220H150ZM155 219H158L157 221H160L161 222V229H160V231H156L155 229H154V226H153V224L154 223H152V222H155L156 220ZM244 221H243V220ZM259 219V220H258ZM11 221V223H10V221ZM49 220H51V221H49ZM59 220V221H58ZM63 220V221H62ZM65 220H67L66 222H65ZM92 220V221H91ZM96 220V221H95ZM129 220V221H128ZM256 220L257 222H255L254 223V221ZM9 221V222H8ZM13 221V222H12ZM18 221H21L19 224L17 223ZM26 221H28V222H26ZM42 221L43 223H42V225L40 224V222ZM85 221V222H84ZM110 221V222H109ZM118 221L121 223H118ZM127 222V223H124V222ZM131 221H132V223H131ZM150 221H152V222H150ZM204 221V222H203ZM228 221V222H227ZM236 221V222H235ZM247 221H249L248 222V224L246 223ZM250 221H253V223L252 222H250ZM7 223V226L5 225V227H4V224H2V223ZM25 222H26V224L27 223H29L28 225L30 226V224H31V226H30V229H29V231H28V225H25ZM32 222L33 223H35V226L32 224ZM38 222V223H37ZM60 222V223H59ZM62 222V223H61ZM64 222H65V224H64ZM106 222V223H105ZM117 222V223H116ZM131 224H129V223ZM142 222V223H141ZM231 222V223H232ZM241 223L242 222V225L241 224H239V223ZM10 223V224H9ZM13 223V225L14 224H16V226L14 227L13 225H11ZM70 223L72 224V225H70ZM102 223L104 224V226L102 225ZM190 225H189V224ZM243 223H245L244 225L245 226H243ZM23 224V225H22ZM38 224H40V226L38 227L37 225ZM68 224V225H67ZM82 224V225H81ZM114 224V225H113ZM117 224L119 225V229L120 228H124L123 230L122 229H117L118 228V226H117ZM123 224V225H122ZM127 226H126V225ZM132 224L134 225V226H132ZM135 224H136V226H135ZM142 224H144V227H143V225ZM163 224V225H162ZM221 224V227L224 225L225 227H226V231H224L225 230V227H223V228H221L220 226L219 227H216V225L218 226V225H220ZM223 224V225H222ZM251 226H250V225ZM252 224L254 225H257V226H259V227H257V226H253L252 227ZM21 226V227H19V226ZM25 225V228L23 227ZM60 225H64V226H60ZM107 225V226H106ZM125 225V226H124ZM148 227V230H147V228H146V226ZM232 225H234L233 227H232ZM10 226H12L11 228H10ZM22 230V231H20V229L18 230L17 228L18 227ZM100 226H101V228H100ZM109 226V227H108ZM121 226V227H120ZM128 226H129V228H128ZM138 226V227H137ZM142 226V227H141ZM149 226H150V228H152L154 231H151V229L149 228ZM165 227V229H164V227ZM248 226H249V228H248ZM262 226V225H261ZM17 227V228H16ZM23 227V228H22ZM28 227V228H27ZM67 227H68V229H67ZM107 227V228H106ZM114 227V228H113ZM141 227V228H140ZM243 227V228H242ZM244 227L246 228L245 230H243L244 229ZM252 227V228H251ZM34 228H36L35 230H33ZM76 228H78V229H76ZM79 228H81V229H79ZM90 228V229H89ZM109 228H112L111 230L109 229ZM118 230V231H120V232H118L116 229ZM136 228V229H135ZM140 228V229H139ZM144 229V231L143 232H141L143 229ZM180 228H182L181 230H180ZM254 228V229H253ZM10 229V230H9ZM64 229V230H63ZM97 229V230H96ZM108 229V230H107ZM126 229L128 230L127 231V233H125L124 231H126ZM164 229V231H162ZM179 229V230H178ZM223 229V232L222 231H220V230H222ZM228 229V230H227ZM259 229V230H258ZM260 229H261V231H260ZM60 230V231H59ZM65 232H63V231ZM66 230V231H65ZM71 230V231H70ZM73 230V231H72ZM85 230V231H84ZM89 230V231H88ZM93 230H94V232H93ZM96 230V231H95ZM101 230V231H100ZM110 233V231H111V233H110V235H109V233L107 232V231ZM116 232V233H114V231ZM145 230H147V231H145ZM247 230V231H246ZM253 230H255V232H257V233H255V232H253ZM258 230V231H257ZM19 231V232H18ZM34 231V232H33ZM82 231V232H81ZM88 231V232H87ZM123 231V232H122ZM137 231V232H136ZM149 231H151L152 232V234H151V232H149ZM162 231V232H161ZM165 231H167L168 232V234L170 235V233H173V235L171 234V238L172 239H170V238H168V236L169 235H166V232ZM179 231V232H178ZM190 231H191V233L192 234H194V235H197L198 237H196V236H193L191 233H190ZM213 231V232H212ZM245 231V232H244ZM2 232V233H1ZM64 234H63V233ZM67 232V233H66ZM74 232V233H73ZM75 232H76V234H75ZM85 232H87V233H89V234H85ZM91 232V233H90ZM97 232V233H96ZM137 233V235H136V233ZM140 232V233H139ZM146 232H147V234L148 233H150V235H147L146 234ZM165 232V233H164ZM175 232H177L178 234H176V235H178L177 236V238H175L176 237V235H175V239H178L179 238V235H180V239H178V240H182V235L184 236L186 233H189L190 234V236H191V239H194L193 237H195V241L194 240H189L190 238H189V235L187 234V236L185 235L184 237H183V240L182 241H184L185 242V246H184V244H182L183 246H180L179 245V243L177 244V242H179L178 240L176 241V240H173V237L172 236H174V234H175ZM4 233V234H3ZM62 233V234H61ZM79 233V234H78ZM81 233V234H80ZM100 233H101V235H100ZM106 233V234H105ZM108 233V234H107ZM118 233V234H117ZM121 233L123 234V235H121ZM130 233V234H129ZM160 233H164V235H163V237L165 238V236L167 237V238H162V240H161V237H162V235L160 234ZM234 233V234H233ZM264 233V232H263ZM12 236H10V235ZM16 234V236L18 237H16L15 236V238H14V236L13 235H15ZM99 236H98V235ZM114 234H116V235H114ZM119 234L122 236V237H124V238H122L121 236H119ZM127 234V235H126ZM160 234V235H159ZM262 236H261V235ZM19 235V236H18ZM66 235V236H65ZM69 235H71V236H69ZM105 235H106V237H105ZM111 235H113V236H111ZM131 235V236H130ZM133 235H134V237H133ZM138 235H139V237L141 238H138ZM141 235V236H140ZM226 237V239H225V237ZM89 236V237H88ZM111 236V237H110ZM128 236V237H127ZM129 236L130 237H133L134 238V240H132L133 238H129ZM144 236V237H143ZM146 236V237H145ZM149 236L151 237H153V239H152V237L151 238H149ZM155 236L156 237H158L159 236V239L158 238H156V239H158L157 240V242L159 243L160 242V244H162L163 245V243H164V246L166 245V244H168V241L169 242H171V241H173V243L174 242H176V243H172L171 242V245H169L168 247H167V245L165 246V247H163L162 245H160V246H162L161 248L159 247V245H158V243L156 242V244H155V241H156V239H155ZM10 237V238H9ZM21 237L22 238H24L23 240L21 239ZM26 237L27 238H29V239H27L26 240ZM32 237H33V239H32ZM73 237H74V239H73ZM95 237V238H94ZM113 237V238H112ZM115 237V238H114ZM137 237V239L139 240V241H137V239H135ZM148 237V238H147ZM200 237V239H198ZM11 239V241H9V239ZM12 238H14V240L16 241V242H14V240L12 239ZM31 238V239H30ZM42 238V239H41ZM98 238V239H97ZM119 238H120V240H119ZM122 238V239H121ZM147 238V239H146ZM186 238H188V242H186ZM6 239H8V240H6ZM102 239V240H101ZM108 239H110V241L108 240ZM118 239V240H117ZM144 239V240H143ZM146 239V240H145ZM151 239H152V241H151ZM171 241H170V240ZM20 240V241H19ZM31 240V241H30ZM41 240V241H40ZM43 240V241H42ZM115 240V241H114ZM129 240H131L132 242H135V244H136V242H138V245L136 244V246H138L137 247V250H134V248L135 247H133V246H135V244L134 245H132L131 244V241H129ZM141 240H142V242H141ZM149 240L151 241L150 243H149ZM197 240H201L202 242L200 243L199 241H197ZM17 241H19V242H17ZM23 242V243H21L20 244V242ZM35 241H37L36 243H37V245H36V243H35ZM121 241V242H120ZM125 241V242H124ZM143 241H145L144 243H143ZM148 241V242H147ZM162 241H164V242H162ZM165 241H167V242H165ZM181 241V243H183ZM38 242H40V243H38ZM58 242V243H57ZM62 242V243H61ZM139 242L140 243H142L143 245H139ZM153 242V243H152ZM199 242L200 244H201V247L203 246V248H201L200 247V245H197V243ZM9 243V244H8ZM10 243L12 244V245H10ZM14 243H16L15 245H14ZM123 243H126V245L128 246V244H129V246L128 247H126V245L125 244H123ZM148 243V244H147ZM187 243H188V245H187ZM193 243H194V245H193ZM198 243V244H199ZM202 243L203 244H205V245H202ZM18 244H20V245H18ZM29 244H31V245H29ZM64 244V245H63ZM100 244V245H99ZM152 244H154L155 246H154V248L152 247ZM18 245V246H17ZM22 245V246H21ZM69 245L71 246V248L69 249L68 247H69ZM83 245V246H82ZM105 245V246H104ZM125 245V246H124ZM132 245V246H131ZM148 246V247H150L149 249H148V247L146 248V246ZM150 245V246H149ZM157 245V246H156ZM8 246H10L11 248H13V249H10V247H8ZM20 246V248L22 249L21 251H20V249H17L18 247ZM27 246V247H26ZM53 246H57V259H56V257H49L48 259H44V261L43 260H41V258H38L40 255H42V254H45V252H44V250L43 249H45L46 248V251H49V250H51V248H53ZM121 246V247H120ZM142 246H144L143 248H146V250L147 251H145V249H141V247ZM196 246H199V248H201L200 250H199V248H197ZM205 246H207V248L205 247ZM224 246H226L227 247V249L225 250V248L226 247H224ZM253 246V247H252ZM16 247V248H15ZM32 247V248H31ZM34 247H36L35 249H33ZM63 249H62V248ZM79 249H78V248ZM103 247V248H102ZM108 249H107V248ZM175 247H173V249L175 250ZM187 247H185V248H187ZM196 247V248H195ZM210 247V249H211V247L213 248V250L211 249V251H212V253H214L215 251H216V249H222V250H219L218 252H220V251H222V252H220L221 254L223 253V251H226V254H225V252L223 253V254H225L224 256L225 257H223V255H222V257L223 258H225L224 260H222V258L220 257L221 256V254L218 256V255H214V256H212L211 254V252H210V250L208 249ZM25 248H26V250H25ZM28 248V249H27ZM68 250H67V249ZM86 248H88L87 250H86ZM118 248L120 249V252L118 251ZM122 248H123V250H124V248H125V250L123 251V253L125 252L126 254H120L121 252H122ZM127 248V249H126ZM131 248V249H130ZM133 248V249H132ZM139 248V249H138ZM158 248H160V249H157ZM162 248H165V250H169L168 252L169 253H166L167 251H165L164 249L162 250ZM255 248V249H254ZM31 249H33V251L31 250ZM37 249V250H36ZM82 249V251L83 252H80V250ZM99 249V250H98ZM103 249H105V250H107V252H105ZM110 249V250H109ZM136 249V248H135ZM141 249V250H140ZM150 249L152 250L151 251V253H150ZM182 249H179V250H182ZM195 249H198L197 250V253H196V250ZM205 250V251H201V250ZM206 249H208V250H206ZM9 250H11L10 252L12 253V255H11V253L10 252H8ZM20 251V252H17V254H16V251ZM24 250H25V252L26 253H24ZM64 250L66 251V252H64ZM71 250V251H70ZM87 251V255H86V251ZM89 250V251H88ZM96 250V251H95ZM112 250V251H111ZM126 250H128V251H126ZM132 251L131 252V254H130V251ZM133 250L134 251H136V253H137V255H141V252L140 251H143L144 252V256H145V258H141V259H139V260H137L136 259V257L138 258V256L137 255H135L136 253L135 252H133ZM156 250V252H160V251H162V252H160V253H162L161 255H162V257L160 256H158V257H156V259L158 260H156L155 261V257H154V255H156L157 256V254H156V252H154ZM184 250V249H183ZM182 250V251H183ZM187 250H188V248H187ZM186 249H185V251L183 252L184 254H183V257L185 256V252L187 251ZM78 251V252H77ZM98 251H99V253H98ZM116 251H118V252H116ZM149 251V253H147ZM163 251H165V253L163 252ZM182 251H178L179 253H181ZM193 251H195V252H193ZM14 252V253H13ZM23 252V253H22ZM52 252H54L55 253V251H49V253H48V255L50 256V254H52ZM59 252V253H58ZM73 254H72V253ZM92 252V253H91ZM112 254H111V253ZM138 252H140V253H138ZM146 252V253H145ZM198 252L200 253L199 255H200V259H201V261L200 262H197V261H199V260H197V261H195L196 260V258L198 257ZM202 252L205 254L204 256L202 255ZM209 253L211 256H210V258H209V256H208V254L206 255V253ZM217 251L215 252V253H218ZM6 253H8V254H6ZM10 253V254H9ZM19 253V254H18ZM63 253V254H62ZM71 255H70V254ZM94 253V254H93ZM99 255H98V254ZM107 253V254H106ZM127 253H129V255L127 254ZM135 253V254H134ZM155 253V254H154ZM164 253V254H163ZM170 253V254H171ZM174 253H176V252H174ZM174 253H173V255H166L165 256V258L167 257L168 258V260H170L169 259V257H171V260H170V262L168 261H166V262H164L166 259H164L163 261H162V264L164 263V264H171L172 262H174V261H176V260H174V261H172L175 257H174ZM178 253V254H179ZM195 253V254H194ZM214 253V254H215ZM242 253V254H241ZM31 254V255H30ZM65 254V255H64ZM67 254V255H66ZM77 254V255H76ZM79 254H81L80 256H79ZM103 254V255H102ZM105 254H106V256H105ZM115 254V255H114ZM117 254H118V258H116V256H117ZM132 254H134L135 255V258L133 257V256H131V258H130V255H132ZM151 254H152V256H151ZM177 254V253H176ZM196 254H197V256H196ZM4 255V256H3ZM6 255H7V258H5L6 257ZM21 255V256H20ZM27 257H26V256ZM30 255V256H29ZM75 255V256H74ZM98 255V256H97ZM113 255H114V257H113ZM122 255V256H121ZM125 255V256H124ZM139 255V256H140ZM149 255H150V258H149ZM164 255V256H163ZM187 258H189V256L188 255H190V254H188V251H187ZM8 256H10L9 257V259H10V261L12 260V262H7L9 259H8ZM12 256H13V258H15V257H17V258H15V261H14V259H12ZM20 256V257H19ZM59 256V257H58ZM61 256V257H60ZM89 256V257H88ZM95 256V257H94ZM124 256V257H123ZM127 256V257H126ZM177 257H179V258H177L176 257V259H180L181 258V255L179 254V255H176ZM208 256V258L209 259H207L206 257ZM26 257V258H25ZM63 257V258H62ZM67 257V258H66ZM70 257H73V258H70ZM75 257V258H74ZM79 257V258H78ZM102 257V258H101ZM141 257V256H140ZM174 257V258H173ZM195 257V258H194ZM241 257V258H240ZM3 258V259H2ZM31 258V259H30ZM82 258V259H81ZM99 259L100 258V260H94V259ZM105 258V259H104ZM107 258V259H106ZM111 258H113V259H111ZM116 258V259H115ZM121 258H123V260L121 259ZM127 258V259H126ZM130 258V259H129ZM158 258H160V261H159V259ZM186 257H185V259H187ZM199 258V257H198ZM205 258V259H204ZM5 259H6V261H5ZM20 259V260H19ZM21 259L23 260V259H27V260H24V261H22V262H25V261H27V263L25 262V263H19V261H21ZM29 259V260H28ZM52 261H51V260ZM79 259V260H78ZM90 260V259H92V262H90V261H88V260ZM103 259V260H102ZM151 261H150V260ZM153 259H154V261H153ZM182 259V258H181ZM190 259V258H189ZM189 259H187L186 261H183L184 260V258H183V260H181V261H183L182 263H180L181 261L179 260V263L180 264H186V263H191V260L189 261ZM202 259H203V261L205 262V260L207 261V262H205V263H203V261H202ZM1 260H3V263H2V261ZM48 260V261H47ZM56 260H57V263H56ZM84 260V261H83ZM126 260V261H125ZM219 260V261H218ZM13 261L15 262V263H13ZM17 261V262H16ZM30 261H31V263H30ZM72 261V262H71ZM80 261V262H79ZM82 261V262H81ZM95 261H97V262H95ZM142 261H141V264H142ZM146 261V262H145ZM187 261H189V262H187ZM210 261V262H209ZM221 261V262H220ZM38 262V263H37ZM90 262V263H89ZM107 262H105V264L107 263ZM125 262V263H124ZM129 262V263H128ZM132 262V263H131ZM178 262V261H177ZM176 262V263H177ZM194 262H192V263H194ZM222 262V263H223ZM237 262V263H236ZM112 263V264H113ZM150 263H148V264H150ZM156 263V264H157ZM189 263V264H190ZM214 263V264H215ZM103 264H104V262H103ZM175 264V263H174ZM178 264V263H177ZM195 264V263H194Z\"/></svg>",
  "mask_w": 264,
  "mask_h": 264
},
{
  "label": "bare ground",
  "instance_id": "2",
  "mask_svg": "<svg viewBox=\"0 0 264 264\" xmlns=\"http://www.w3.org/2000/svg\"><path fill=\"white\" fill-rule=\"evenodd\" d=\"M8 1L10 2V0H8ZM16 1H17V0H16ZM25 1H26V0H25ZM25 1H23V2H25ZM27 1H28V0H27ZM30 1H31V0H30ZM34 1H35V0H34ZM70 1H72V0H38V1H36V4L32 1V2L35 4V8H36L35 10H37V12H38L37 15H36V18H35L34 20H32V21L36 22L35 20L37 19V16L39 15V19H38V20H39V21H38L39 27H38V28H39V31H40V32L38 31V28L36 27L37 24L34 25V26H35V28H37V29H35V30L38 31L37 33L40 34L39 36H40L41 41H39V42H40V44H39L40 46H39V47L41 48V54H40V51H39V54H40V55L38 54L37 57H36V54L33 55V56H35V58H37V59H35V60H34V59H31V60H34L33 62H34V63H37V64H35V65H37V67H38V69L36 68V69L38 70V72H39V70L41 69V70H43V71L46 72V73L52 74V76H49V74H48L49 79H48L47 76H46L47 80H50V78H51V80L49 81L50 83H47V82L45 83V84H48V85H46V86L44 85L45 87L42 88L43 90H42L41 93H45V94H46L47 92L50 93L51 91H53V93H54V98H51V97H50L51 99H49V100H53V99L57 100V96H58V95H57V92H58L59 88H60L61 86H64V85H65V84H64L65 82H64V83H63L64 85H60V87H59L58 90H57V84H58V83H57V76L59 77L60 75H63L62 73H64V71L61 72V74H60V72H59V73H58L59 75H57V71H58L57 69L60 68V67L57 68V60L60 59V58L57 59V57H58V56H57V53H58L57 51L60 50V52H59L58 54H61V55H60V56H61V60H64V61H65L64 65H68V66H67V67H68V70H70L69 73L72 74V75H71L72 80L70 79L71 81H69V78H68V79H67V82H66V87H67V89H68L67 91L69 92V90H70V92H71V91L73 92V94L71 95V98H72L71 101H73V102H75V103H77V102H81L86 108H88V109L90 110L91 114H89V113L87 112V109L85 110V108L82 107V105H80V103L77 105V107L80 105V107L84 108V111H83V109H81V108H79L78 110L81 109L83 112L86 111V112H87V115L89 114L90 118H89V116L86 115V118L88 119V121H89L90 119H92V120H96V117H99V116L102 115V116H104V117L107 116V118H108V117L110 118V119L106 120V122L110 120V121H112L113 123L115 122L114 124H116V123H117V125L120 124V127H121V123H124V121L127 122L128 120H130V121L132 120V121H133V124L136 123V122H137V121H136L137 116H136V118H135L134 113H133V112H134L133 110L140 111V112L142 113V116H143L144 113L140 110L141 108L137 110V107H136V106H138V104H141V103H140L139 100H138L139 103H138V101H137V98L139 99V97L136 95V92H137V91H135V90H136V88H137V89H141V88H143V84H145V83H144V80H142V83H143L142 86H141L140 84L138 85V83H137V84H135L137 87L134 86L135 89H134V88L131 89V88L129 87V82H130V81H133V80H132L133 78H131V80H130L129 76L132 77L133 75H131V74L129 75L128 72H130L131 67L134 66V64H135L136 67L134 66L133 69L137 68V67L139 66V65H138L139 62L142 63V62H144V61L146 62V60H150L151 63H152V60H151V58H152V57H151V56H152V53L155 52V51L158 52V51H157L158 48L155 47L154 51L152 52V51H151V50H153L152 47H150V45H149L150 48H148V46L146 45L145 41H143V40L140 38V36H141L140 34H141V33L138 32L135 28H134V29L130 28V26L133 27V25H136L134 22L136 21V17H137V15H141L142 17H144V20H143V18H142V20L145 21V20H146V19H145V16L148 15L149 13L152 15L153 10L156 9V8L158 7V6H157V7L155 8V5H157V4H155V2H153L154 0H100V1H99V0H82V1H84V2H87V6H85L86 3H85V4H81V3H83V2H82L81 0H79V1H80L79 3H80L82 6L84 5L83 7H85V8L87 7V8H88L87 13H85V12H83V11H85V10L82 11L81 8H80L81 11H80L79 9H75V8L73 9L74 5H72V3H70ZM158 1H159V0H158ZM166 1H167V0H165V2H166ZM168 1H169V4H170V1H171V0H168ZM177 1H178V0H177ZM177 1H176V5H177V4L179 5V3H178ZM182 1H184V0H180V2H182ZM197 1H198V0H197ZM199 1H200V0H199ZM220 1H221V0H220ZM222 1H223V0H222ZM228 1H229V0H228ZM233 1H234V0H233ZM241 1H242V0H241ZM247 1H248V0H245L244 3H243V1H242V3L245 4ZM254 1H255L256 3L253 4V6L256 5V4L259 5L260 2L262 3L263 0H254ZM257 1H259V3H258ZM0 2H1V0H0ZM6 2H7V1H6ZM9 2H8V4H9ZM32 2H31V5H32ZM73 2H74V1H73ZM171 2H172V1H171ZM184 2H186V1H184ZM195 2H196V1H195ZM214 2H216V0L213 1V3H214ZM236 2H237V0H236ZM238 2H239V1H238ZM238 2H237V3H238ZM251 2H253V0H250V2L248 1L247 7H248L250 4H251V6H252V3H251ZM2 3H4V0H3ZM14 3H15V2H14ZM18 3H19V2H18ZM18 3H15V4L18 5V7H17V5L14 4L15 9H16V7H17V9H16L17 11H18V8H19V6H20V4H21V3H20V4H18ZM27 3H28V5L30 4L29 2H27ZM76 3H77V2H76ZM163 3H164V2H163ZM213 3H212V4H213ZM222 3H223V2H222ZM226 3H227V2H226ZM226 3H225V4H226ZM229 3H231V1L228 2V5H229L228 8L231 6V10H232V6H233L232 4H234V3H232V4H229ZM237 3H236V4H237ZM242 3L240 2L239 4H242ZM4 4H5V3H4ZM8 4H7V5H8ZM10 4H11V3H10ZM25 4H26V3H25ZM183 4H184V3H183ZM187 4H188V2H187ZM217 4L219 5L220 2L218 1ZM223 4H224V3H223ZM225 4H224V5H225ZM239 4H237L238 6H237V5H236V6L234 5V6H235L236 8H237V7H240ZM12 5H13V4H12ZM167 5H168V3H164V4H163V7H162L160 10H161V11H164V10H165V13H166V11L170 12V13H168L169 15L172 14V13H173V15H175L174 13L177 12V10H172V8H171V4H170V6H167ZM188 5H189V4H188ZM214 5H216V4H214ZM218 5H217V6H218ZM260 5L262 6V4H260ZM260 5H259V6H260ZM1 6H2V5H1ZM3 6H4V8H5V7H6V4L3 5ZM3 6H2V7H3ZM14 6H13V7H14ZM26 6H27V5H26ZM32 6H34V5H32ZM76 6H77V5H75V7H76ZM180 6H181V5H180ZM225 6H227V5H225ZM243 6H244V5H243ZM243 6L241 5V8H242ZM245 6H246V5H245ZM245 6H244V8H245ZM253 6H252V7H253ZM261 6H260V7L257 6V7H255V8H258L257 10H260L259 8H262V11H264V10H263L264 6H263V7H261ZM7 7H8V6H7ZM7 7H6V9H7ZM11 7H12V6H11ZM11 7L9 6L8 8H11ZM13 7H12V8H13ZM20 7H21V6H20ZM22 7H23V6H22ZM27 7H28V6H27ZM29 7H30V6H29ZM77 7H79V6H77ZM77 7H76V8H77ZM83 7H82V8H83ZM177 7H178V6H177ZM213 7H214V6L212 5V9H213ZM219 7H223V5H222V6L220 5ZM219 7H217V10L215 9L216 11L213 10V14H215L216 17H217L218 14H219V16H222V15H223L222 18H221V20H218V23H219V24H220V23H223V22H224V21H223L224 18L227 17L228 15H231V16H232V15H235L233 12H238L237 10H234L233 12L231 11L232 14H230L231 12H230V9H229V11L225 10V12L227 11V13H225L227 16H226L224 13H223V14H222V13L220 14V12H219L218 14H216V12L218 11V8H219ZM252 7H251V8H252ZM12 8H11V9H12ZM23 8H25V7H23ZM92 8L94 9V11H93ZM159 8H160V7H159ZM182 8H183V7H182ZM182 8H181V9H182ZM241 8L238 9L239 12H241V11H245V10H246V9L244 10V8L241 10ZM249 8H250V7H249ZM249 8H248V9H249ZM253 8H254V7H253ZM1 9H2V8H1ZM25 9H26V8H25ZM27 9H28V8H27ZM29 9H30V8H29ZM96 9H97V12H99V11H101V10L103 11V14H104V15L101 13V14L103 15V17H104V18H103V17L101 16V18H103V19H100V17L98 18L97 15L95 16L94 13H95V10H96ZM221 9H222V8H221ZM223 9H225V8H223ZM223 9L221 10L222 12H223ZM234 9H235V8H234ZM3 10H4V9H3ZM3 10H2V11H3ZM7 10H8V9H7ZM7 10H6V12H8ZM12 10H13V9H12ZM12 10H11V11H12ZM21 10H22V8H21ZM32 10H33V9H32ZM171 10H172V11H171ZM179 10H180V9H179ZM250 10H251V9H250ZM250 10H249V11H250ZM253 10H254V9H252L251 12H253V13H254V12H258V11H253ZM17 11L15 12L16 15L19 14V12H17ZM19 11H20V10H19ZM28 11H29V10H28ZM28 11H27V12H28ZM33 11H34V10H33ZM71 11H72V12L74 11V13H75L76 11L78 12V13H76V14H78L77 19H76V22H75L73 25L68 24L69 21H70V19L72 18V17H71L72 13H70ZM158 11H159V10H158ZM161 11H159L158 13H157V11H156L157 16L154 18L155 21L158 20V18H157V17H159L158 14H161V15H162V12H161ZM214 11H215V13H214ZM262 11H261V12H262ZM6 12H5V13H6ZM20 12H21V11H20ZM91 12H92V13H91ZM229 12H230V13H229ZM239 12H238V13H239ZM9 13H10V10H9ZM34 13H35V12H34ZM65 13H67V14H71V15H70V16H67V17H62V16H61L62 14H64V16H66ZM90 13H91V14H90ZM238 13H237V15H238ZM241 13H242V12H241ZM259 13H260V11H259ZM0 14H1V10H0ZM3 14H4V13H3ZM6 14H8V13H6ZM15 14H13V15H15ZM31 14H32V12H31ZM96 14H97V13H96ZM144 14H146V15L143 16ZM154 14H155V13H154ZM156 14H155V15H156ZM168 14L166 13L165 16H166L167 18H170V16H172V15L169 16ZM244 14H245V13H244ZM246 14H248V10L246 11ZM251 14H252V13H251ZM251 14H248L247 16L249 17V15H251ZM260 14H261V13H260ZM262 14L264 15V13H262ZM19 15H20V14H19ZM19 15H17V17H16L17 19H18V16H19ZM25 15H26V13H25ZM79 15H81V16H79ZM114 15H115V16H114ZM135 15H136V16H135ZM155 15H153L152 17H154ZM161 15H160V16H161ZM167 15H168L169 17H168ZM224 15H225V16H224ZM240 15H241V14H240ZM2 16H3V15H0V17H2ZM5 16H6V15H5ZM5 16H4V18H3L2 20H5ZM10 16H12V15L10 14ZM10 16H9V14H8L7 17L9 18ZM20 16H21V15H20ZM22 16H23V15H22ZM22 16H21V17H22ZM27 16H28V15H27ZM27 16H26V18H27ZM113 16L116 17V18L118 17V19H116V20L113 19V18H114ZM134 16H135V17H134ZM148 16H149V15H148ZM148 16H147V17H148ZM215 16H214V17H215ZM231 16H230V19H231V18L234 19V17H231ZM238 16H239V15H238ZM253 16H257V14L254 13ZM253 16H252V17H253ZM7 17H6V20H7ZM21 17H20V18H21ZM28 17H29L28 19H30L31 16L29 15ZM73 17H75V16H73ZM105 17H107V18H105ZM163 17H164V16H163ZM216 17H215V18H216ZM223 17H224V18H223ZM240 17H241V16H240ZM14 18H15V17H14ZM22 18H24V17H22ZM138 18H139V17H138ZM160 18H162V17H160ZM167 18H166V19H167ZM174 18L176 19V16H174ZM215 18H213V20H215ZM241 18H242V17H241ZM0 19H1V18H0ZM31 19H33V18H31ZM72 19H73V18H72ZM99 19H100V22L98 21ZM140 19H141V18H140ZM162 19H163V18H162ZM162 19H161V21L164 20V19H163V20H162ZM166 19L164 20L165 22H166ZM222 19H223V20H222ZM227 19H229V18H227ZM227 19H225V20H226V21L228 22V24H229L231 21H228ZM232 19H231V20H232ZM246 19H247V17H246ZM246 19H244V21H246ZM2 20H1V22H2ZM25 20H26V19H25ZM151 20H153V19L151 18ZM151 20H150V21H151ZM154 20H153V22H155ZM234 20H236V19H234ZM234 20H233L232 22H234ZM237 20H238V19H237ZM263 20H264V18H263ZM8 21H9V20H8ZM10 21H11V20H10ZM16 21H17V20H16ZM18 21H20V20H18ZM21 21H23V20H21ZM21 21H20V22H21ZM27 21H28V20H27ZM27 21H26V22H27ZM32 21H31V23H34V22H32ZM116 21H117V22H116ZM138 21H139V20H138ZM150 21H149V19H148V22H149V23H150ZM170 21H171V20H170ZM172 21H174V19H172ZM239 21H240V20H239ZM242 21H243V20H242ZM242 21H241V22H242ZM248 21H249V20H248ZM3 22H4V21H3ZM12 22H14V19H13ZM23 22H25V21H23ZM26 22H25V23H26ZM73 22H74V21H73ZM139 22H140V21H139ZM141 22H142V21H141ZM145 22H146V21H145ZM145 22H144V24L146 25L147 23H145ZM153 22H152V24H153ZM159 22H160V21L158 20V23H159ZM6 23H7V21H6ZM6 23L4 22V24H2V25H5ZM18 23H19V22H17V24H18ZM29 23H30V21H29ZM98 23H99V24H98ZM149 23H148V24H149ZM160 23H162V22H160ZM160 23H159V24H160ZM234 23H235V22H234ZM236 23H238V22H236ZM8 24H9V22L7 23V26H8ZM17 24H16V25H17ZM27 24H28V23H27ZM96 24H97V26H98V25H101L102 29H103L104 26H105V27L107 26V28L109 29L108 32H106L107 30H105V29H104L103 31H102V29L100 30V29H99L100 26H99V27H96V28H98V29L102 32V33H101L102 35L104 34V31L106 32V38H105V36H104V37L101 36V34H99V32H98L97 30H95V27H94V26H96ZM139 24H141V23H139ZM148 24H147V26H149ZM225 24H226V22H225ZM10 25H11V24H10ZM10 25H9V27L6 29V31H8V29L12 26V25H11V26H10ZM21 25H22V24H21ZM51 25H54V26H51ZM102 25H104V26H102ZM137 25H138V24H137ZM216 25H218V24H216ZM221 25H222V24H220V27H221V30H222V33H223L224 30L222 29V27L225 28V27L228 26V25H226L225 27H224L223 25H222V26H221ZM230 25H231V23H230ZM239 25H241V24L239 23ZM7 26H6V27H7ZM18 26L20 27V25H18ZM18 26H17V27H18ZM23 26H25L24 23H23ZM34 26H33V28H34ZM87 26H88V28H86ZM138 26H139V25H138ZM147 26H146V27H147ZM152 26H153V25H152ZM154 26H157V30H159V28H160V30L162 29L160 26H158V24L156 25V22H155ZM235 26H236V25H235ZM244 26H245V25H244ZM249 26H251V25H246L244 28H242V26L235 27L234 29H235V30L237 29V31H235V34H236V35L234 34V31L231 30V28H228V27H226V28H228L230 31H232V32H229V33H231L230 36H232V35H233V36H237V32H238V35H239V34H240L239 32H241V29H246V27H249ZM0 27H1V24H0ZM2 27H3V26H2ZM4 27H5V26H4ZM15 27H16V26H15ZM19 27H18V28H19ZM26 27H27V25H26ZM29 27H30V25H29ZM29 27H27V28L29 29ZM158 27H159V28H158ZM220 27H219V25H218V30L220 29ZM230 27H231V26H230ZM24 28H25V27H24ZM24 28H22V29L24 30ZM31 28H32V26H31ZM80 28L82 29L83 33H84V30H85V29H90L89 31H91V32H93V31L95 30V31H96V32L94 31L95 33H91V34L93 35V36H92V39H93V37H95V35H99V36H98V40H99L100 38H102V37H103V39L105 38V42H103V41H104L103 39H102V40H101V39L99 40V41H101V42L104 44V46H101V45H100V46L98 47V50L96 51V50H95V49L97 48V44H96V43H97V41H98L97 38L93 39V40H96V42L93 44V40L90 39V34H88V36H87V35H86L87 33L85 32L86 34L84 33L83 35H86V36H87V40H86V39H83V37L81 36L82 33L80 32L81 30L78 31V29H80ZM154 28L156 29V27H154ZM163 28H165V26H164ZM226 28H225V29H226ZM232 28H233V24H232ZM0 29H1V28H0ZM11 29H13V31H14L13 33H15V31L17 30V29L15 30L14 27L11 28ZM19 29H20V31H22L21 28H19ZM141 29H143V27L140 28V30H141ZM215 29H216V27H215ZM1 30H2V29H1ZM32 30H33V29H32ZM35 30H33V31H35ZM135 30L138 32V34L140 33V34H139L140 36H138V35L136 34V32H134ZM143 30H144V29H143ZM152 30H153V29H152ZM152 30H151V31H152ZM157 30H156V31H157ZM162 30H163V29H162ZM229 30H228V31H229ZM246 30H247V29H246ZM263 30H264V29H263ZM4 31H5V30L3 29V32H4ZM6 31H5L4 33H6ZM24 31H25V30H24ZM24 31H22V32L24 33ZM27 31H29V30H27ZM109 31H110V32H109ZM149 31H150V30H149ZM156 31H155V32L152 31V32H154V37L157 38L158 34L156 33ZM163 31H165V30H163ZM216 31H217V30H216ZM219 31H220V30H219ZM219 31H218V32H219ZM257 31H258V30H257ZM3 32H2V33H3ZM22 32H21V33H22ZM97 32H98V33H97ZM115 32H116V34H115ZM152 32L150 33V35H151V34L153 35ZM159 32H161V31H159ZM165 32H166V31H165ZM175 32H176V31H175ZM175 32H174V33H175ZM189 32H190V31H189ZM189 32H188V33H189ZM243 32H248V31H244V30H242V33H241L240 36L243 35ZM260 32H261V31H260ZM0 33H1V32H0ZM2 33H1V35H2ZM17 33H18V32H17ZM17 33H16V34H17ZM19 33H20V32H19ZM30 33H32V32H29L28 34H30ZM33 33H34V32H33ZM143 33H144V32H143ZM143 33H142V35H143ZM172 33H173V32H172ZM172 33H170V34L172 35ZM188 33H185V35H187ZM219 33H220L219 35L221 36V35H222L221 31H220ZM226 33H227V32H226ZM229 33H228V34H229ZM232 33H233V34H232ZM263 33H264V32H263ZM263 33H262V34H263ZM6 34L9 35V34H12V32L10 31L9 34H8V33H6ZM24 34H26V33H24ZM24 34H21V35L23 36ZM34 34H36V31H35ZM34 34H32V35L34 36ZM113 34H114V35H113ZM145 34H146V32H145ZM166 34H167V36H168L167 39L170 38V39H169L170 41H171L173 38H175L176 36H178V34H175V35L173 34V36H171V35L168 34L167 32H166ZM180 34H181L180 38L183 37L182 34H184V30H183V33L181 32V33H179V35H180ZM189 34H190V33H189ZM216 34H217V33H216ZM262 34H260V35H262ZM13 35H14V34H13ZM13 35H12V36H13ZM21 35H20V36H21ZM36 35H37V34H36ZM36 35H35V36H36ZM49 35H50V36H49ZM115 35H116V36H115ZM155 35H156V36H155ZM169 35H170V37H169ZM193 35H195V34H193ZM193 35H191V36H193ZM223 35H224V33H223ZM244 35H245V34H244ZM256 35H257V33H256ZM2 36H3V35H2ZM4 36H6V35L4 34ZM20 36H16V37H19V40L22 39V43L18 40V38L15 39V37H14V39H11L12 37L9 35V38H10V37H11V38H10V41L8 42V44L10 45L9 48L16 49L15 52H17V53L19 52V50L17 51V49L21 48L20 51H23V52H20V54H21V53L24 54V50H22V47H21V46L25 47V45L23 44V39L25 38V36H24V37H20ZM26 36H28V35H26ZM39 36H38V37H39ZM137 36H138V37H137ZM145 36H146V35H145ZM188 36H190V35H187V37H188ZM197 36H198V35H197ZM213 36H214V35H213ZM217 36H218V35H217ZM226 36H227V35H225V36H223V37H224V38H227V37L229 38V36H227V37H226ZM233 36H232V38H233ZM245 36H246V35H245ZM245 36H244V40H245V41L247 40V42H248L249 38H248V36L245 38ZM263 36H264V35H262V37H263ZM28 37H30V36H28ZM116 37H117V38H116ZM171 37H172V38H171ZM178 37H179V36H178ZM187 37L184 36V38H183L184 41L187 40V39H186ZM195 37H196V36H195ZM223 37L221 36L220 39L223 40V39H224ZM237 37L239 38V36H237ZM237 37H236V38H237ZM4 38H5V37H4ZM6 38H7V37H6ZM36 38H37V37H36ZM143 38H144V37H143ZM190 38H191V37H190ZM232 38L230 37L229 39L231 40ZM234 38H235V37H234ZM236 38H235V39H236ZM238 38H237V39H238ZM258 38H259V37H258ZM258 38H257V39H258ZM0 39H1V38H0ZM7 39H8V38H7ZM26 39L29 40L30 38H26ZM32 39H33V38H32ZM37 39H38V38H37ZM40 39H39V40H40ZM89 39L92 40L91 42H92L93 45L96 44V48L94 47V49H93V45H92V46L90 45V40H89ZM126 39H127V41L133 39V40H134L133 42H134L135 44H134L132 47H130L128 44L123 43V41L126 40ZM158 39H160L159 36H158ZM188 39H189V37H188ZM220 39H219V40H220ZM235 39H234V40H235ZM240 39H241V38H239V43L241 44V40H240ZM260 39H261V37H260ZM263 39H264V37H263L261 40H263ZM8 40H9V39H8ZM28 40H26V41H28ZM153 40H155V39L153 38ZM160 40H161V39H160ZM164 40H165V39H164ZM192 40H193V39H192ZM192 40H191V41L188 40V41H190V42H189L190 45L188 46L189 48H187V49H189V50H190V46H192V44H194V43L192 42ZM199 40H200V39H199ZM217 40H218V38H217ZM226 40H227V39H226ZM230 40H228V42H229ZM232 40H233V39H232ZM258 40H259V39H258ZM26 41H24V42H26ZM29 41H30V43H31V41H33V40L30 39ZM99 41H98V42H99ZM146 41H147V42H150V41H152V39L150 40V38H149V39L146 40ZM165 41H166V40H165ZM174 41H175V39H174ZM174 41H171V42L173 43ZM177 41H178V40H177ZM188 41H186V42H188ZM193 41H194V40H193ZM195 41H196V43H197L196 38H195ZM195 41H194V42H195ZM200 41H201V40H200ZM235 41H236V40H235ZM242 41H243V38H242ZM259 41H260V40H259ZM259 41H256V42H259ZM263 41H264V40H263ZM39 42H36V45H37V43H39ZM158 42H160V41H158ZM171 42L168 41V43H170V44H171ZM201 42H202V45L199 44V45H200V48L198 47V49H197L196 51H198L199 49H201L202 47H204V46H203V45H204V44H203V41H201ZM224 42H225V40H223L222 43L220 42V43H217V44H219V47H220V45H223ZM230 42H231V41H230ZM232 42H234V41H232ZM260 42H262V41H260ZM1 43H3V41H2ZM4 43H5V42H4ZM154 43H155V41H154ZM175 43H176V42H175ZM175 43H174V45H176ZM189 43H187V44H189ZM191 43H192V44H191ZM199 43H200V42H199ZM226 43H227V41H226ZM226 43H225L224 45H226ZM236 43H238V42H236ZM248 43H249V42H248ZM28 44H29V42H28ZM33 44H34V43H33ZM51 44H52V45L55 44V47L57 46V48H55L54 46H53L52 48H50V47H51ZM131 44H132V43H131ZM150 44H151V43H150ZM160 44H161V43H160ZM177 44H179V42H178ZM231 44H232V43H231ZM244 44H245V42H244ZM246 44H247V43H246ZM260 44L262 45V44H264V43L262 42V43H260ZM1 45H2V44H1ZM114 45H115V46H114ZM161 45H162L161 47H163V43H162ZM172 45H173V44H172ZM194 45H196V44H194ZM199 45H197V46H199ZM227 45H228V43H227ZM236 45H237V46H236ZM236 45H235V46H236V47H235L234 44H232L233 49H234L235 51H237V50L240 51V50L243 48V47H241V49L238 48V49L236 50V48L238 47V44H236ZM248 45H250V43L247 44V46H248ZM257 45H258V43H257ZM261 45H260V46H261ZM5 46H6V45H5ZM27 46H30V44L27 45ZM176 46H177V45H176ZM176 46L174 47V48H175V53H176V54L173 53V58H174V55L176 56V55H177V52H178V50L176 51V48H177L178 46H177V47H176ZM197 46H196V47H197ZM228 46L231 47L230 43H229ZM228 46H227L226 48H227L228 50H231V49L228 48ZM263 46H264V45H262V47H263ZM6 47H7V46H6ZM30 47H33V46H30ZM39 47H38V48H39ZM134 47H138L139 50H143L142 53H143L144 55H143V56L139 55V56L142 57V58L139 57L140 60L138 59V57H137V60H135L136 55H134V54L130 51V49H132V48H134ZM194 47H195V46H194ZM194 47H193V48H194ZM217 47H218V46H216V48H217ZM239 47H240V46H239ZM245 47H246V46H245ZM256 47H258V46H256ZM1 48H2V47H1ZM1 48H0V49H1ZM9 48H8V49H5V50H2V49L0 50V52L3 51L4 53L7 51L6 54H5V55L7 56V58H10V56H11L10 54H14V53H15V52H12L11 50H9ZM35 48H36V46L34 47V49H35ZM178 48H179V47H178ZM178 48H177V49H178ZM216 48H215V49H216ZM246 48H247V47H246ZM246 48H245V49H246ZM249 48H250V47H248L247 49H249ZM251 48H252V44H251ZM3 49H4V48H3ZM23 49H24V48H23ZM27 49L29 50L30 48H27ZM36 49H37V48H36ZM191 49H192V48H191ZM206 49H207V48L205 47L204 50H206ZM211 49L213 50V49H214V46H213ZM221 49L224 50L225 47H223V48L221 47ZM233 49H232L231 51H233ZM245 49H243V50H245ZM247 49H246V50H247ZM94 50H95V52H94ZM162 50L164 51V50H166V49H162ZM189 50H188V51L186 50V52L188 53ZM204 50H202V51L204 52ZM207 50H208V49H207ZM223 50H222V51H223ZM256 50H258V48L255 49V50H254V49L252 50V51H253L252 53H254V54H253V55H254V56H253L254 59L252 58V56L249 57V56H250V55H249V54H250V50H248V51H249V54H247L248 52L246 53V55H248L247 57H249L250 59L252 58L251 61L253 60V61H252L253 64H255V63L257 64V62L254 61V60H256L255 57H259L260 54H262V52H263V49H259V50H258L259 53H260V54H259V53H257L258 51L255 52ZM260 50H261L262 52H260ZM10 51H11V52H10ZM29 51H30V50H29ZM31 51H32V50H31ZM31 51H30V52H31ZM33 51H34V50H33ZM173 51H174V50H173ZM191 51H193V50H191ZM208 51H209V53H210V50H208ZM208 51H207V52H208ZM213 51H214V50H213ZM217 51H220V50H215L214 53L216 54ZM30 52H29V54L27 53L28 56H30ZM36 52L38 53L37 50H36ZM151 52H152V53H151ZM156 52H155V53H156ZM200 52H201V51H200ZM200 52H199V53H194V54H200V55H201ZM203 52H202V53H203ZM220 52H221V51H220ZM228 52H229V51L226 50V54H227ZM187 53H186V54H187ZM191 53H192V52H191ZM221 53H222V52H221ZM223 53H225V52H223ZM223 53H222V54H223ZM237 53H238V51H237ZM240 53H242V50L240 51ZM255 53H257V54H259V55L256 56ZM263 53H264V52H263ZM15 54H16V53H15ZM25 54H26V53H25ZM33 54H34V53H33ZM157 54H159V53H157ZM204 54H205V52H204ZM228 54L230 55V53H228ZM243 54H244V52H243ZM243 54H242V55H243ZM1 55H2V54H0V56H1ZM16 55H18V54H16ZM16 55H15V57H18V56H16ZM147 55H148V57L145 58V56H147ZM164 55H165V54H164ZM183 55H184V53H183ZM188 55H191V54L188 53ZM188 55H186L187 58H188ZM210 55H211V53H210ZM210 55H209V56H210ZM262 55H263V54H262ZM262 55H261L260 57H262V59H263V61H264V57H263L264 55H263V56H262ZM2 56H3V55H2ZM6 56H5V57H6ZM13 56H14V55H13ZM21 56H22V54H21ZM28 56H25V57H28ZM137 56H138V54H137ZM157 56L160 57L159 60L162 61V60H161V56H160V54L157 55ZM167 56H168V55H167ZM169 56H170V55H169ZM169 56H168L167 58H169ZM201 56H202V55H201ZM211 56H213V55H211ZM219 56H220V55H219ZM233 56H234V54L232 53V57H233ZM235 56H236V57H241V58L244 57V56H239V55H237V54H236ZM3 57H4V56H3ZM5 57H4V59H5ZM11 57H12V56H11ZM38 57H40V58H38ZM154 57H155V56H154ZM193 57H194V55H193ZM198 57H199V56L196 57L197 59H195V57H194V59L196 60V62H194V63H196L197 65H198L199 63H202V64H201V67H202V68H205V67H208V66H209V65L206 66L205 64H203V62H201L202 59H201V61H200V59H199V61H198ZM220 57H221V56H220ZM227 57H231V56H227ZM232 57H231V58H232ZM1 58H2V57H1ZM7 58H6V59H7ZM13 58H14V57H13ZM22 58H23V57H22ZM22 58H20V59L23 61L24 58H23V59H22ZM28 58H30V57H28ZM28 58H27V59H28ZM165 58H166V55H165ZM187 58H186V59H187ZM207 58H209V57H206V60L208 61ZM212 58H213V57H212ZM221 58H222V57H221ZM221 58H220V59H221ZM223 58H224V57H223ZM231 58H230V59H231ZM233 58H234V57H233ZM233 58H232L231 60H233ZM241 58H240V59H241ZM14 59H15V58H14ZM20 59H19L18 61H19V64H21V65H23V64L26 63V61H27V59H26V61H25L24 63H23V62L20 63ZM214 59H216V56L213 58V61H214ZM217 59H218V58H217ZM246 59L248 60V58H245L244 60H246ZM259 59L261 60V58H258V60H259ZM29 60H30V59H28V62L31 63V66H32V62H30ZM154 60H155V59H154ZM187 60H188V61H187ZM187 60H186V62H187L186 65L188 64V62L190 63L189 59H187ZM203 60H204V56H203ZM225 60H226V59H225ZM225 60H224V61H225ZM227 60H228V61H227ZM227 60H226V61H227L226 63H222V64L224 65L225 68L228 67L229 64L231 63V62H230L231 60H229V58H227ZM235 60H236V58H235ZM241 60H243V58H242ZM241 60H240V61H241ZM258 60H256V61H258ZM1 61H2V60H0V62H1ZM4 61H5V60H4ZM167 61H168V59H167ZM197 61H198L199 63H197ZM224 61H223V62H224ZM237 61L240 63L239 59H238ZM7 62H8V59H7ZM7 62H6V64H7ZM11 62L14 63V62H16V61H15V60H12V61L10 60L8 63H11ZM145 62H144V63H145ZM155 62H156V61H155ZM204 62H205V61H204ZM211 62H212V61H211ZM233 62H234V63H233ZM233 62H232V64H230V68H231V67L233 68V67H234L235 65H237V63H238V62H237V63L235 64V61H233ZM241 62H242V61H241ZM245 62H246V61H245ZM247 62H248V61H247ZM252 62H251V63H252ZM260 62H261V61H260ZM260 62H259V63H260ZM3 63H4V62H3ZM17 63H18V62H17ZM17 63H16V64H17ZM34 63H33V64H34ZM62 63H63V61H62ZM62 63H61V64H62ZM66 63H67V64H66ZM144 63H143V64H144ZM147 63H148L149 66H150L151 63H149V62H147ZM165 63H167V62H165ZM165 63H163V64H165ZM170 63H171V62H170ZM177 63H178V62H177ZM206 63H207V62H206ZM208 63H209V62H208ZM214 63H217V65H218V62H217V61H216V62L214 61ZM228 63H229V64H228ZM239 63H238L237 66H240L241 63H240V64H239ZM251 63H250V64H251ZM19 64H17V65H18L19 68H20L21 65H19ZM58 64H59V61H58ZM136 64H137V65H136ZM160 64H161V63H160ZM167 64H168V63H167ZM209 64H212V63H209ZM222 64H221V65H222ZM233 64H234V65H233ZM245 64H246V66L248 65L247 63H244V66H243V62H242V65H241V66H243V67L245 68V67H246ZM250 64L248 65L249 67H250L251 65H253V64H251V65H250ZM260 64L263 65V62H261ZM62 65H63V64H62ZM62 65H60V66H62ZM64 65H63V67H65ZM145 65H146V64H145ZM151 65H152V64H151ZM168 65H169V64H168ZM188 65H189V69H188V67H187ZM188 65L185 66V67H187L188 74H189L190 72H193V69L190 70V67L192 68V66H190V64H188ZM197 65H195V68H196ZM203 65H205V66H203ZM225 65H226V66H225ZM227 65H228V66H227ZM231 65H232V66H231ZM258 65H259V64H258ZM4 66H5V65H4ZM7 66H8V65L5 66V69H6ZM18 66H17V67H18ZM26 66H27V68H28V63H27ZM140 66H144V65L141 64ZM153 66H154V65H153ZM213 66L215 67V64H213ZM213 66H211L212 68L209 67V70H207V71H206V69H204V72H203V69H202V71L199 70V69H197L196 71L199 70V71H201V73L203 72V73H205V74H206V72H207V74H209V75L206 76L207 78H212V77H210V76H213V75L215 74L216 79H217V80H220L218 77L221 76V75L223 74V70H224L225 68L223 67L224 69H223V68H222V69H219V68H221V67H219V68H218V67H215V69H216V68L219 69V72H217V71H214V70H213V69H214ZM219 66H220V65H219ZM248 66L246 67V69L248 68ZM260 66H261V65H260ZM260 66H259V70L262 69V67L260 68ZM14 67H15V66H14ZM23 67H25V65H23ZM29 67H30V65H29ZM32 67H33V66H32ZM67 67H65V68H67ZM146 67L148 68L147 65H146ZM164 67H165V65H164ZM168 67H170V66H168ZM174 67H175V64H174ZM235 67H236V66H235ZM235 67H234V68H235ZM243 67H241V68H243ZM252 67L254 68V66H252ZM252 67H250V68H252ZM257 67H258V66H257ZM0 68L2 69V65H1ZM27 68H26V69H27ZM34 68H35V67H34ZM161 68H162V65H161ZM165 68H166V67H165ZM198 68H200V67H198ZM230 68H229V70L226 68V69L230 72V74L228 75L229 78L232 77V75H235L236 77L231 78L232 80H233L234 78L236 79V78H238V77H240V79H242L241 76H240V75H241L240 71H242V70H240L239 67H236V69L233 68L234 71H233V69H230ZM263 68H264V65H263ZM8 69H9V68H8ZM12 69H13V68H12ZM21 69H22V68H21ZM23 69H24V68H23ZM26 69H24V70L26 71ZM28 69H29V68H28ZM62 69H63V68H62ZM62 69H61V71H62ZM140 69L142 70V72L144 71L143 68L140 67ZM185 69H186V68H185ZM237 69H238V70H237ZM3 70H4V69H3ZM10 70H11V69H10ZM17 70H18V69H17ZM17 70L15 69V71H17ZM31 70H32V68H31ZM63 70H64V69H63ZM65 70H66V72H67V69H65ZM149 70H150V69H149ZM182 70H183V69H182ZM189 70H190V71H189ZM194 70H195V69H194ZM210 70H211V71H210ZM212 70H213V71H212ZM220 70H222V71H221V75H220ZM236 70H237V71H236ZM247 70H249V68H248ZM251 70H252V69H251ZM251 70H250V71H251ZM257 70H258V68H257V69L254 68V69H253L254 72L257 71ZM259 70H258V72H259ZM0 71H2V70H0ZM19 71H20V70H18V72H19ZM29 71H30V69H29ZM138 71H139V68H138ZM158 71H159V70H158ZM160 71H161V69H160ZM199 71H198V72H199ZM225 71H226V70H225ZM228 71H226V75H227V72H228ZM231 71H233L232 74H231ZM238 71H239V72H238ZM253 71H252V72H253ZM263 71H264V69H263ZM4 72H6V74H7L8 70H4ZM32 72H35V71H32ZM38 72H36V75H37ZM41 72H42V71H41ZM161 72L163 73V71H161ZM198 72H196V73L200 75V73H198ZM208 72H210V73H208ZM234 72H235V73H234ZM243 72H244V69H243ZM243 72H242V73H243ZM246 72H247V71H246ZM252 72H251V73H252ZM8 73H9V72H8ZM11 73H12V72H11ZM24 73H25V72H24ZM69 73L67 72V74H66V75H68V77H69V75H70ZM130 73H131V72H130ZM133 73H137V72H132V74H133ZM162 73H161V75H163ZM167 73H168V72H167ZM183 73H185V72H183ZM203 73H202V75H205V74H203ZM212 73H214V74L212 75ZM239 73H240V74H239ZM259 73H260L261 76L263 75L262 72H259ZM259 73H257V75H259ZM263 73H264V72H263ZM2 74H3V73H2ZM4 74H5V73H4ZM6 74H5V75H6ZM13 74H14V73H13ZM19 74H21V71L19 72ZM34 74H35V73H34ZM142 74L144 75L145 73L143 72ZM172 74L174 75L175 73L173 72ZM197 74H195V76H196ZM224 74H225V72H224ZM224 74H223V76L225 77ZM245 74H246V73H245ZM245 74H244V75L242 74V75L245 77ZM248 74H249V73H247V76H248ZM39 75H40V72H39ZM39 75H38V76H39ZM128 75H129V76H128ZM166 75H167V74L163 75V76H164L163 78H165V79H164V81L162 80V81L165 82V83H166V81L168 82V80H166V79H168V78L165 77ZM238 75H239V76H238ZM250 75H253V74H250ZM6 76H7V75H6ZM12 76H13V75H12ZM25 76H26V75H25ZM27 76H28V74H27ZM29 76H31L30 73H29ZM42 76H43V75H42ZM136 76H137V75H136ZM140 76H142V75H140ZM243 76H242V77H243ZM263 76H264V75H263ZM263 76L261 77V79L264 78ZM8 77H9V78H7V80L5 79L6 81H8L9 79L11 80V78H10L11 76H8ZM13 77H14V76H13ZM20 77H21V76H20ZM23 77H24V75L22 76V78H23ZM36 77H37V76H36ZM43 77H45V76H43ZM60 77H62V79H60V80H64V81H65L66 78L63 79V76H60ZM60 77H59V78H60ZM174 77H175V75H174ZM203 77H204V78L201 77V78H202V81L200 80V81H201V84H200V85L203 87V89H201V90H204V89L208 86V84H210V83H209L210 81H209V82L207 81V83H206L207 85H206L205 83H203V82H205V81L203 80V79H205V76H203ZM224 77H222V78L220 77L221 80H222V82L225 80ZM226 77H227V76H226ZM226 77H225V78H226ZM251 77H253V76H251ZM255 77H256V72H255ZM257 77H258V76H257ZM257 77H256V78H257ZM259 77H260V76H259ZM18 78H19V77H18ZM46 78H45V79H46ZM137 78H138V77H137ZM145 78H146V77H145ZM171 78H172V77H171ZM171 78H170V81L172 80ZM182 78H183V76H182ZM196 78H197V77H196ZM214 78H215V77H214ZM227 78H228V77H227ZM248 78H250V77H248ZM0 79H1V81H3V80H2L3 78H0ZM14 79H16V78H14ZM23 79H27V78L25 77V78H23ZM33 79H34V78H33ZM41 79H42V78H41ZM197 79H198V78H197ZM197 79H196V82H197ZM212 79H213V78H212ZM212 79H211V80H212ZM216 79H215V80H216ZM223 79H224V80H223ZM238 79H239V78H238ZM238 79H237V80H238ZM252 79H254V77H253ZM28 80L30 81L29 78H28ZM28 80H27V81L24 80V82L27 83V82H29ZM34 80H35V79H34ZM134 80H135V79H134ZM137 80H138V79H137ZM189 80L191 81V78H190ZM215 80H214V86H213V84H211V87L216 88L217 85L219 84V81H217V83L215 84ZM232 80L229 79V81H228V82L230 83V86H229V87H226V86H225V85L227 84L225 81H224L225 83L223 82V83L225 84L224 86L220 83V85H219V87H218V90H216L215 95L218 93L217 91H219V92H223L224 90L227 91L228 88H232V87L235 86L236 88L234 87V88H235V89L233 90L234 92L231 91V90L229 89L227 92L224 91V92H225V93H224L225 95H222V93H218V94H219V97L214 95V96L216 97V99H217V97H218V99H219V101L217 100V102H215L216 99H215V101H214V100H213L214 98H211V97L208 95V98L210 97L211 100H207V101L210 102L209 104H212V105H211V106H210V105H209V106L206 105L207 107H206V106H205V107H201L202 112L200 111V113H202V114L199 115V120H200V121H198V122H199V123H200V122H203V125H204V124H207V123H205V122H209L208 124H210V125L212 124L211 127L209 126L210 128H208V131H209V133H211V134H212V133H215V135H216V133H218V131H219V123L216 124V122H220V126L223 127V125H225L226 122H227V123H226V126H227V124H229V123H230L229 121L231 120V124H232V122H234V123H233V126H235V124H237V126H235L236 128L238 127V124H239L240 128L238 127L237 129H242V130H243V128H244V131L240 132V133L242 134V137H243V133L245 134L244 138H243V139L241 138V140L238 139V141L235 140V142H237V146H236V145L233 146V145H234V142L231 143V144H233V145H230V144H229V143H230L229 141L231 140V137H230L229 135H228V137H230V139H229L228 141L225 140V138L227 137V134H228V133L226 134L225 131L223 130V128H222V130H221V129H220V130H221L222 132H223V131H224V132L222 133L221 131H219V134H217V137L215 136V138H218V136H219L220 139H223V137H220V136H221L222 134H223L222 136H224V135L226 134V136L224 137V139H223V140H220V141H225V143L222 142V143H223V147L225 146V149H224V150L227 152V149L230 150V149L232 148V149L230 150V152H229V153H231L233 150L236 151V150L233 149V148H234V147H235V148L237 147V148H236L237 151H236V155H235V156L237 157V159H239V162H238V161L236 160V157L234 156L235 152H234V154H233V152H232L231 155H233L234 157H231V158H229V157L231 156L230 154L228 155V157L224 155V156H225V157H224L225 160H226L227 158H229V159H230V162H231V159H232V158H235L234 161H232V163H230L229 161H225V163H226L227 165H230L229 168L232 169V170H229V168H227V169H228V170H227L226 167H228V166L225 164L226 167H224V166H223V167L226 169V171H229V172H230V171H231V172H234V171H235V172L232 173V174L228 172V173H227V174H228L227 177H228V178L230 177L229 174L232 176V177H230L229 179L234 178L236 175L238 176L239 173H240L241 175L239 176L240 179L237 178V176H236L237 179L234 178L235 180H234V179H233V180H229L228 178H224V177H223L224 179H222V177H221V179H222L221 181H225V180H226V182L228 183V181H227V179H228L229 181H231V182L234 181V183H235V182L239 179L240 181H242V184H243V178H245L244 181H246V179H249V181H250V180H253V179H251V176H254V177L256 176V179H259L257 176H258V175L261 176V174H262V176H263V178H264V85L261 87V85H260V84H261L260 79H258V80L255 79L256 81H259V82H260L259 84H257V82L252 81V80H250V82H251V81H252V82L249 83V82L246 81V78H245V81H246L247 83H242V87H239V88H242V90L239 89V91H241V92H239V91H236V90H238V86H237V84L234 82V80H233V81H232ZM243 80H244V79H243ZM263 80H264V79H263ZM14 81H16V80H14ZM39 81H40V79H39ZM42 81H43V80H42ZM42 81H41L40 85L42 84ZM51 81H52V83H51ZM139 81H140V80H139ZM147 81H148V80H147ZM160 81H161V80H160ZM170 81H169V82H170ZM198 81H199V80H198ZM231 81H232L235 85L232 84ZM248 81H249V80H248ZM261 81H262V80H261ZM9 82H10V81H9ZM11 82H12V81H11ZM24 82H21V83L24 84ZM32 82H34V83L36 84V81H33V80H32V81H31V84H32ZM60 82H61V81H60ZM134 82H135V81L132 82V85L134 84ZM137 82H138V81H137ZM153 82H154V80H153ZM153 82H152V85H153V84L155 85V83H153ZM169 82H168L167 85H166L167 88H168V84H169ZM212 82H213V80H212ZM212 82H211V83H212ZM237 82H238V81H237ZM240 82H241V81H240ZM240 82H238V84H239ZM243 82H244V81H243ZM254 82H255L256 84H255ZM1 83H2V82H1ZM14 83H15V82H14ZM19 83H20V81H19ZM130 83H131V82H130ZM171 83H172V82H171ZM174 83H175V82H174ZM199 83H200V82H199ZM202 83H203V84H202ZM229 83H228V84H229ZM5 84H7V83H5ZM43 84H44V83H43ZM60 84H62V82H61ZM163 84H164V83H163ZM196 84H197V83H196ZM204 84L206 85V87L203 86ZM240 84H241V83H240ZM262 84H264V82H263ZM1 85H3V84H1ZM10 85H11V84H10ZM17 85H18V84H17ZM17 85H16V86H17ZM25 85H27V84H25ZM28 85H29V83H28ZM28 85H27V86H28ZM32 85L34 86V84H32ZM32 85H31V86H32ZM154 85H153V86H154ZM173 85H174V84H173ZM173 85H172V86H173ZM175 85H176V84H175ZM3 86H5V85H3ZM3 86H0V88L3 87ZM7 86H9V85H7ZM14 86H15V85H14ZM20 86H21V85H20ZM27 86H26V87H27ZM33 86H32V87H33ZM130 86H131V85H130ZM139 86H141V88H138ZM166 86H165V87H166ZM197 86H198V85H197ZM201 86H200V87H201ZM227 86H228V85H227ZM231 86H232V87H231ZM240 86H241V85H240ZM32 87H31V88L29 87V88L32 89ZM34 87H35V86H34ZM34 87H33V89H34L33 91H35V88H34ZM36 87H37V84H36ZM40 87H41V86H40ZM145 87H146V85H145ZM160 87H161V86H160ZM192 87H194V86H192ZM224 87H226L227 89H225ZM12 88H14L13 85H12ZM17 88H18V87H17ZM29 88H28V90H29ZM61 88H63V87H61ZM208 88H209V87H208ZM219 88H220V90H219ZM7 89H8V88H7ZM9 89H10V88H9ZM22 89H23V88H22ZM39 89H40V88H39ZM130 89H131V90H130ZM144 89H145V88H144ZM147 89H148V88H146V90H147ZM180 89H182V88H180ZM191 89H192V88H191ZM191 89H190V91H191ZM194 89H195V87L193 88V90H194ZM209 89H210V88H209ZM209 89H208V90H209ZM216 89H217V88H216ZM232 89H233V88H232ZM1 90H2V88H1ZM4 90H5V89H4ZM11 90H12V89H11ZM11 90H10V91H11ZM18 90H19L18 95H17L16 91H14V92L16 93L17 96H20L23 92L20 94V90H21V89L18 88ZM24 90H25V88H24ZM24 90H23V91H24ZM28 90H27V91H28ZM37 90H38V89H37ZM37 90H36V91H37ZM146 90H145V92H146ZM184 90H185V89H184ZM193 90H192V91H193ZM211 90H213V89H211ZM8 91H9V90H8ZM21 91H22V90H21ZM25 91H26V90H25ZM25 91H24V92H25ZM29 91H30V90H29ZM33 91H32V92H33ZM39 91H40V90H39ZM63 91L66 92V90H63ZM134 91H135V92H134ZM142 91H143V89H141V92H142ZM147 91H148V90H147ZM160 91H161V90H160ZM166 91H167V90H166ZM169 91H170V89H169ZM205 91H206V90H205ZM235 91H236L237 93H236ZM65 92H63V93H65ZM133 92H134V93H133ZM167 92H168V91H167ZM208 92H209V94H210L212 91H208ZM213 92H215V91H213ZM228 92L232 93V95H234L235 93H236L237 95L232 96V97H234V98H232L231 95H229L230 93H228ZM2 93H3V92H2ZM34 93H35V92H34ZM131 93H132V94H131ZM162 93H164V92H162ZM162 93H161V95H163ZM184 93H185V91H184ZM192 93H193V95H194V91H193ZM192 93H191V94L189 93L190 96L192 95ZM200 93H201V95L203 94L202 91H200ZM226 93H228V96H230L232 100L229 99L228 96H226V95H227ZM238 93H239V94H238ZM4 94H5V93H4ZM13 94H14V93L12 92V95H13ZM19 94H20V95H19ZM23 94H24V93H23ZM23 94H22V95H23ZM45 94H44V95H45ZM137 94H140L142 97H143V95H144V94H141V93H137ZM145 94H146V93H145ZM156 94L159 96V93H156ZM156 94H155V95H156ZM170 94H172V92H170ZM176 94L178 95L179 93H176ZM204 94L206 95L205 92H204ZM212 94H213V93H212ZM27 95H29V94L27 93ZM27 95H25V96H27ZM31 95H32V94H31ZM36 95H37V93H36ZM38 95H41V94H38ZM49 95H50V94H49ZM68 95H70V94H68ZM146 95H147V94H146ZM177 95H176V96H177ZM186 95H187V93H186ZM193 95H192V96H193ZM220 95H221V96H220ZM17 96H16V97H17ZM23 96H24V95H23ZM65 96H67V92H66ZM136 96H137V98L135 99ZM141 96H140V97H141ZM171 96H172V95H171ZM173 96H174V95H173ZM192 96H191V97H192ZM214 96H213V97H214ZM222 96H223L224 98L226 97L227 99H229L230 102H227V103L225 104V102H224L222 99H221V100H222L223 102L220 101V97H222ZM1 97H3V96H1ZM9 97H11V96L9 95ZM16 97H15V98H16ZM31 97H32V96H31ZM31 97H29V98H31ZM33 97H34V99L36 98V97L34 96V94H33ZM33 97H32V98H33ZM44 97H45V96H44ZM46 97H47V95H46ZM67 97H68V96H67ZM67 97H66V99H65L64 96H63V99H65L66 101L69 100V97H68V99H67ZM142 97H141V98H142ZM155 97H156V96H155ZM168 97H169V96H168ZM4 98H5V96H4ZM20 98H21V96H20ZM39 98H40V97H39ZM59 98H60V96H59ZM144 98H147V97L144 96ZM156 98H157V97H156ZM165 98H166V97H165ZM170 98H171V97H170ZM176 98H177V97H176ZM179 98H180V97H179ZM187 98H188V95L186 96V99H187ZM195 98H197V96H196ZM202 98H203V97L201 96V99H202ZM9 99H11V102L13 101V98H12V97L9 98ZM9 99H8V100L5 99V100L9 102ZM16 99H19V98H16ZM24 99H25V98H24ZM26 99H27V98H26ZM37 99H38V98H37ZM40 99L42 100V97H41ZM46 99H47V98H46ZM172 99H173V98H172ZM180 99H181V98H180ZM182 99H183V96H182ZM21 100H22V99H21ZM21 100H20V102H22L21 104L23 105V104H24V103H23V100H22V101H21ZM28 100H31V99H27V101H28ZM41 100H40V101H41ZM47 100H48V99H47ZM58 100H59V99H58ZM145 100H150L149 96H148V99H145ZM160 100H161V99H160ZM212 100H213V101H212ZM224 100H225V99H224ZM2 101H4V100H1V102H2ZM15 101H16V100H15ZM40 101H39V99H38V102H37V103H39ZM42 101H43V100H42ZM141 101H143V104H141V107L143 108V106L146 105V104H144L145 101L143 100V98L141 99ZM11 102H9V103H11ZM13 102H14V101H13ZM16 102H17V105L20 104V103L18 104V101H16ZM24 102H26V101H24ZM30 102H31V101H30ZM32 102H33V101H32ZM44 102H46V100H45ZM48 102H50V101H48ZM48 102H47V103H48ZM59 102L61 103V100H59ZM68 102H70V101H68ZM68 102H67V103H68ZM148 102H149V101H148ZM173 102H174V101H173ZM211 102H212V103H211ZM52 103H53V101H52ZM55 103H56V102H55ZM71 103H72V102H71ZM145 103H147V102H145ZM180 103L182 104L181 101H180ZM222 103H223V104H222ZM21 104H20V105H21ZM26 104H28V103H25V105H26ZM31 104H32V103H31ZM48 104H49V103H48ZM48 104H47V105L45 104V105H46V107H45V105H44V103H43L45 109L47 108ZM62 104H63V102H62ZM65 104H66V103H65ZM150 104H151V103H149L148 105H150ZM171 104H172V103H171ZM5 105H6V103H5ZM22 105H21V106H22ZM35 105H36V104H35ZM40 105H41V104H40ZM59 105H60V104H57V106H59ZM169 105H170V104H169ZM3 106H4V105H3ZM28 106H30V105H28ZM28 106H27V108H28ZM31 106H32V105H31ZM33 106H34V104H33ZM37 106H38V105H37ZM52 106H53V105H51V107H52ZM54 106H55V105H54ZM54 106H53V107H54ZM57 106H56L55 108H57ZM64 106H65V105H64ZM67 106H68V105H67ZM69 106H71V104H70ZM75 106H76V104H75ZM224 106H225V107H224ZM38 107H40V106H38ZM53 107H52V108H53ZM62 107H63V106H62ZM131 107H132V108H131ZM133 107H135V109H134ZM139 107H140V105L138 106V108H139ZM144 107H145V106H144ZM177 107H178V106H177ZM223 107H224L225 109H224ZM13 108H14V107H13ZM22 108H24V107H22ZM33 108H34V107H33ZM35 108H36V107H35ZM60 108H61V107H60ZM68 108H70V107H66L65 112H67V109H68ZM71 108H72V107H71ZM73 108H74V104H73ZM171 108H172V106H171ZM175 108H176V107H175ZM178 108H179V107H178ZM203 108H204L205 110H204ZM0 109H1V108H0ZM5 109H6V108H5ZM11 109H12V108H11ZM37 109H38V108H37ZM37 109H33V110L37 111ZM53 109H54V108H53ZM53 109H52V110H53ZM58 109H59V108H58ZM58 109H56V110H58ZM147 109H149L148 106H147V108L145 107V110H147ZM199 109H200V107H199ZM9 110H10V109H9ZM9 110H8L7 112H9ZM39 110H40V109H39ZM42 110H43V109H41V111H42ZM52 110L49 109V110H46V111H50V112H51ZM68 110H70V109H68ZM71 110H72V109H71ZM74 110H75V108H74ZM78 110L74 112V114L76 113L75 119H77L76 117H78V115H77ZM143 110H144V109H143ZM145 110H144V111H145ZM152 110H153V109H152ZM160 110H161V108H160ZM1 111H3V110L1 109ZM30 111H32V107H30ZM46 111L44 112V110H43V112H44L43 114L46 115V114H47ZM54 111H55V110H54ZM60 111H61V109L59 110V112H60ZM63 111H64V110H63ZM161 111H162V110H161ZM173 111H174V110H173ZM11 112H12V110H11ZM17 112H18V111H17ZM39 112H40V111H39ZM50 112H49V113H50ZM65 112H64V113H65ZM80 112H81V111H80ZM121 112H123V113H121ZM140 112H137L138 115H141V114H139ZM147 112H149V110H147ZM198 112H199V111H198ZM3 113L5 114V112H3ZM3 113H1V116H2ZM9 113H10V112H9ZM27 113H28V112H27ZM35 113H36V112H35ZM54 113H55V112H54ZM68 113H69V112H68ZM70 113H73V112L70 111ZM159 113H160V112H159ZM15 114H16V113H15ZM15 114H14V115H15ZM33 114H34V113H33ZM37 114H38V111H37ZM74 114H73V115H74ZM85 114H86V113H85ZM160 114H161V113H160ZM176 114H177V113H176ZM5 115H6V116L8 115V117H9V114H5ZM5 115H4V116H5ZM11 115H12V113H11ZM24 115H25V113H24ZM24 115H23V116H24ZM28 115H30V114H28ZM34 115H35V114H34ZM34 115H33V116H34ZM45 115H43V116H44V119H45V117H46L48 114H47L46 116H45ZM58 115H60V113H59ZM61 115H62V114H61ZM68 115H69V114H68ZM68 115H66V116L69 118ZM177 115H178V114H177ZM197 115H198V113H197ZM1 116H0V119L2 118ZM6 116H5V117H6ZM15 116H16V115H15ZM70 116H72V114H71ZM171 116H172V115H171ZM181 116H182V115H181ZM184 116H185V115H184ZM16 117H17V116H16ZM30 117H31V116H29V119H30ZM34 117H35V116H34ZM37 117H38V116H37ZM49 117H50V116H49ZM51 117H53V114H52ZM51 117H50V118H51ZM54 117H57V115H54ZM54 117H53V119H54ZM81 117H84V119H85V116H84V115L82 116V115L80 114V118H81ZM104 117H101V118H104ZM132 117H133L134 120L132 119ZM138 117H139V116H138ZM143 117H144V116H143ZM143 117H142V119H141V118H138V119L143 120ZM145 117H146V114H145ZM172 117H173V116H172ZM12 118H15V117L12 115ZM12 118H11V119H12ZM26 118H27V115H26ZM72 118H73V116H72ZM149 118H150V116H149ZM162 118H163V117H162ZM224 118H225V119H224ZM5 119H6V118H5ZM5 119H4V120H5ZM8 119H9V118H8ZM27 119H28V118H27ZM31 119H32V118H31ZM61 119H63V118H61ZM61 119H60V120H61ZM75 119H74V123H75ZM78 119H79V118H78ZM84 119H83V120H84ZM104 119H105V118H104ZM138 119H137V120H138ZM167 119H168V118H167ZM196 119H198V118L196 117ZM223 119L225 120V123H223V124L221 125V123L224 121ZM227 119H228V120H227ZM54 120H56V119H54ZM68 120H70V119H68ZM68 120L66 119L65 121H68ZM79 120H81V119H79ZM83 120H81V121H83ZM98 120H100V119L98 118ZM102 120H103V119H101L100 121H102ZM169 120H170V118H169ZM211 120H215L216 122L211 121ZM220 120H222V121H220ZM226 120H227V121H226ZM7 121H9V120H7ZM30 121H31V120H30ZM34 121H35V120H34ZM70 121L72 122V120H70ZM84 121H86V120H84ZM88 121H86L85 123L87 124ZM110 121H109V122H110ZM134 121H135V122H134ZM138 121H139V120H138ZM148 121H149V120H148ZM170 121H171V120H170ZM189 121H190V120H189ZM191 121H193V120H191ZM210 121H211L212 123H211ZM15 122H16V121H15ZM25 122H26V121H25ZM25 122H24V123H25ZM31 122H32V121H31ZM55 122H58V121H55ZM60 122H61V121H60ZM62 122H64V121H62ZM68 122H69V121H68ZM71 122H70V123H71ZM77 122H79V121L77 120ZM77 122H76V123H77ZM98 122H99V121H98ZM98 122H95V123H98ZM109 122H108V123H109ZM139 122H140V121H139ZM143 122H144V121H143ZM196 122H197V120H196ZM228 122H229V123H228ZM0 123H4V122H2V120H1ZM24 123H23V124H24ZM28 123H29V122H28ZM38 123H39V122H38ZM66 123H67V122H66ZM85 123H84V124H83V123H82V124L79 123V124H81V126H82V125H84V126H89V125H86ZM88 123H89V122H88ZM93 123H94V122H93ZM103 123H105V122H103ZM118 123H119V124H118ZM171 123H172V122H171ZM173 123H174V122H173ZM16 124H18V123H15L14 125L16 126ZM30 124H33V122L30 123ZM56 124H57V123H56ZM60 124H61V123H60ZM79 124H78V125H79ZM89 124H90V123H89ZM100 124H102V123L100 122ZM109 124H110V123H109ZM129 124H130V123H129ZM146 124L148 125V123H146ZM179 124H180V123H179ZM208 124H207V126H208ZM213 124H214L215 126H214ZM231 124H229V125H231ZM4 125H6V124H4ZM7 125H8V123H7ZM11 125H12V124H11ZM19 125H21V123H20ZM40 125H41V124H40ZM69 125H70V124H69ZM72 125H73V124H72ZM72 125H71V127H72ZM91 125H92V124H90V126H91ZM117 125H116V127H117ZM123 125H124V124H123ZM200 125L203 126L202 124H200ZM1 126H2V125H1ZM9 126H10V125H9ZM17 126H18V125H17ZM17 126H16V127H17ZM25 126H27V125H25ZM60 126H61V125H60ZM64 126L67 127L68 125L64 124ZM64 126H63V127H64ZM75 126H76V125H75ZM75 126H74V128L71 129V130L76 129ZM84 126H82L83 128L81 127L83 130L86 129V128H84ZM94 126H99V125L97 124V125H94ZM103 126H104V125H102V127H103ZM111 126H113V125H111ZM111 126H110V127H111ZM125 126H127V125H125ZM125 126H124V127H125ZM129 126H130V125H129ZM131 126H133V125H131ZM142 126H143V128H144V126H146V125L144 124V125H142ZM142 126H140V127H142ZM157 126H158V124H157ZM207 126H204V127L207 128ZM216 126H218V128H217ZM10 127H11V126H10ZM12 127H13V126H12ZM23 127H24V126H23ZM23 127H22V128H23ZM28 127H29V126H28ZM30 127H33V125H32V126L30 125ZM42 127H43V126H42ZM55 127H56V126H55ZM55 127H54V129L56 130L57 128H55ZM61 127H62V126H61ZM69 127H70V126H69ZM69 127H68V129H69ZM78 127H79V126H78ZM92 127H93V126H91L90 128H92ZM104 127H106V125H105ZM104 127H103V128L99 127V128L104 130ZM116 127H115V128H116ZM135 127H136V126H135ZM135 127H134V128H135ZM140 127H139V129H140ZM190 127H191V126H190ZM241 127H243V128H241ZM1 128H2V127H1ZM24 128H25V127H24ZM96 128H97V127H96ZM96 128H94V131H96ZM108 128H109V127H108V124H107V130H110V132H111V130H113L112 127H111L112 129H110V128L108 129ZM127 128H128V127H127ZM129 128H130V127H129ZM131 128H132L133 131H134V128H133V127H131ZM131 128H130V129H131ZM153 128H154V127H153ZM157 128H158V127H157ZM202 128H203V127H202ZM211 128H212V129H211ZM215 128H217L218 130L215 129ZM224 128L226 129V132H227V130L229 129V128L227 129L225 126H224ZM236 128H235V130H236ZM5 129H8V128H5ZM10 129H11V128H10ZM13 129H14L15 132H16L18 129H20V127L17 128V129H16L15 127H13ZM32 129H34V128H32ZM54 129H52V130H54ZM66 129H67V128H66ZM82 129H81V130H82ZM105 129H106V128H105ZM116 129H117V128H116ZM118 129H119V126H118ZM150 129H151V128H149V130H150ZM159 129H160L159 131H162L161 128H159ZM192 129H193V128H192ZM200 129H201V128H200ZM213 129H214V131L210 132V131L213 130ZM21 130H23V129H20V131H21ZM57 130H58V129H57ZM57 130H56V132L59 134V131H60V130H59V131H57ZM69 130H70V129H69ZM81 130H80V132H81ZM128 130H129V129H128ZM128 130H127V131H128ZM140 130H141V131L146 130V127H145V129H140ZM140 130H139V132L141 133V136H142L141 138H142V139L139 140L138 138H140V137H138V135L136 134V137H134L135 135H133V138H134L133 140H135V138H136L137 141H142V140H143V136H144V135L146 136V132H145V134L143 135V133H142ZM155 130L158 131V129H156V127H155ZM190 130H191V129H190ZM0 131H1V130H0ZM2 131H3V130H2ZM5 131H7V130H5ZM9 131H10V130H9ZM31 131H32V130H31ZM38 131H39V130H38ZM44 131H46V130H44ZM86 131H87V130H86ZM86 131H85V133H83L84 135H85V134H88V131H89V130L87 131V133H86ZM91 131H93V130L91 129ZM94 131H93V133H94V135L96 136V133H95ZM101 131H102V130H101ZM125 131H126V130H124V128L122 129V131H121V130H115V131L113 130L112 133L114 132L115 134L113 133L114 136H113V134L111 135L110 140L114 137V138L116 139L115 142H117V144H119V142H120V138H119V137H121V136H119V134L122 133V134L124 135ZM131 131H132V130H131ZM135 131H136V130H135ZM137 131H138V129H137ZM150 131H151V130H150ZM191 131H193V130H191ZM197 131H198V130H197ZM206 131H207V129H206ZM215 131H216V132H215ZM240 131H241V130H240ZM7 132H8V131H7ZM7 132H6V133H7ZM10 132H11V131H10ZM21 132H22V131H21ZM51 132H53V131H51ZM56 132H55V134H53V136H54V135L56 136ZM62 132H63V131H61L60 134H59V135L61 136V137H59V138H61L60 140H63L62 137H64V135H65V134L62 133ZM69 132H70V131H69ZM74 132L76 133L75 130H74ZM103 132H104V133H103ZM105 132H106V131H102L103 134H106ZM107 132H109V131H107ZM128 132H129V131H128ZM128 132L125 133V136H126V137H125V136L123 137L124 140L127 139V138H129L130 136H131V138H132V134H135L134 132H133V133L130 132V134H129L130 136H129V135L127 136ZM143 132H144V131H143ZM13 133H14V132H13ZM24 133H25V132H24ZM45 133H46V132H45ZM47 133H48V132H47ZM49 133H50V132H49ZM61 133L63 134V136H62ZM65 133H66V132H65ZM71 133H73V132H71ZM75 133L71 134L73 138L75 137V135H76V136L78 135V134H75ZM98 133H99V137H98V138H96V137L94 136V138H95L96 140H97V139H105V138H106V139H109V138H107V137H105V138H104V137H101V136H100V135H101V134H100V130H99ZM98 133H97V136H98ZM136 133H137V132H136ZM153 133H155V132H153ZM161 133H162V132H161ZM198 133H199V132H198ZM209 133H208V135H210ZM221 133H222V134H221ZM235 133H236V131L234 132V134H235ZM0 134H1V133H0ZM2 134L5 135V136H8V135H9L8 133H7L8 135H7V134H4V133H2ZM16 134H17V133H16ZM38 134H39V133H38ZM50 134H52V133H50ZM50 134H49V135H50ZM69 134H70V133H69ZM74 134H75V135H74ZM91 134H92V132H91ZM110 134H111V133H109L108 136H109ZM149 134H152V133L149 132ZM156 134H157V133H156ZM156 134H155V135H156ZM166 134H167V133H166ZM200 134H201V133H200ZM202 134H203V133H202ZM220 134H221V135H220ZM13 135H14V134H13ZM43 135H44V134H43ZM47 135H48V134H47ZM47 135H46V136H47ZM59 135H57L56 138H54V137H55V136H54V137H53V140H54V139L59 140V138H58ZM73 135H74V136H73ZM89 135H90V134H89ZM120 135H121V134H120ZM155 135H154V136H155ZM11 136H12V135H11ZM11 136H10V137H7V138H9V140H10ZM15 136H16V135H15ZM18 136H19V135H18ZM28 136H29V135H28ZM36 136H37V134H36ZM38 136H39V135H38ZM41 136H42V135H41ZM44 136H45V135H44ZM66 136H67V134H66ZM69 136H70V135H69ZM80 136H81V137H80ZM80 136H79V137H80V139H81V138L83 137L82 133L80 134ZM87 136H88V135H87ZM112 136H113V137H112ZM148 136H149V135H148ZM148 136H146V137H148ZM154 136H151V135H150V138H151V137H152V138H156V137H154ZM173 136H174V135H173ZM233 136H234V135H233ZM51 137H52V136H51ZM67 137H68V136H67ZM67 137H65L64 139H67ZM79 137H78V139H79ZM109 137H110V136H109ZM137 137H138V138H137ZM146 137H144V139H146V142H147V139H148V138H146ZM165 137H166V136H165ZM204 137H205V136H204ZM213 137H214V136H213ZM213 137L210 136V138H212V140H215V141H212L213 143H215V145H213V146L218 147V148H219V146H221V148H219V149H222V148H223V147H222V143L220 144L219 141H218L219 139H217V141H218L217 143H219V146H218V144L216 143V139H213ZM238 137H239V134H238ZM240 137H241V136H240ZM1 138H2V137H0V139H1ZM24 138L28 139V137H24ZM24 138H23V139H24ZM43 138H44V137H43ZM57 138H58V139H57ZM85 138H86V135H85ZM118 138H119V141L117 140ZM123 138H122V139H123ZM131 138H129V139H131ZM11 139H15V142L19 140L18 137H17V138H14V136H13V138H11ZM16 139H18V140H16ZM40 139H41V138H40ZM44 139H50V138H48V136H47V138L45 137ZM51 139H52V138H51ZM74 139H77V138L75 137ZM80 139H79V140H80ZM89 139H90V140L93 139V135L91 136V138L88 137L87 140H89ZM115 139H114V140H115ZM163 139H164V138H163ZM226 139H227V138H226ZM4 140H5V138H4ZM7 140H8V139H7ZM20 140H21V138H20ZM42 140H43V139H42ZM56 140H54L55 144L58 142V141L56 142ZM60 140H59V141H60ZM70 140H71V139H70ZM83 140H84V137L82 138V141H83ZM87 140H86V141H87ZM110 140H105V142L107 143V142L110 141ZM114 140H113V143H114ZM124 140H123V141H124ZM204 140L206 141L207 139H204ZM210 140H211V139H210ZM232 140H233V139H232ZM47 141H48V140H47ZM47 141H46V142H47ZM66 141H67V140H66ZM71 141H72V140H71ZM93 141H95V140L93 139ZM103 141H104V140H103ZM128 141H129V143H128V142H125V143H128L127 145H128V147H130V146H129V144H130V140H128ZM131 141H132V139H131ZM137 141H136V142H137ZM162 141H163V140H162ZM162 141H160V144H161ZM233 141H234V140H233ZM1 142H3V141H1ZM10 142H11V141H10ZM10 142H9V143H10ZM12 142H14V140H12ZM21 142H22V141H21ZM23 142H25V143H23ZM23 142H22L23 144L21 143L22 145H24V144L27 143L26 141H23ZM28 142H29V141H28ZM43 142H44V141H43ZM48 142H49V141H48ZM61 142L64 143L65 140H64V141H61ZM67 142L70 143L69 141H67ZM80 142H81V140H80ZM87 142H88V141H87ZM91 142H92V140H91ZM101 142H102V141H101ZM105 142H103V143H105ZM134 142H135V141H132L131 143L134 144ZM136 142H135V144H137ZM144 142H145V141H143V143H144ZM148 142H149V144L151 143L150 140H149ZM148 142H147L146 144H148ZM157 142H158V141H157ZM206 142H208V141H206ZM226 142H227V143H226ZM228 142H229V143H228ZM4 143H6V140L4 141ZM4 143H3V144H4ZM52 143H53V141H52ZM52 143H50V144H52ZM63 143H62V144H63ZM73 143L75 144L76 142H73ZM73 143L71 142V144H73ZM83 143H84V141H83ZM98 143H99V140H98ZM108 143H110V142H108ZM108 143H107V144H108ZM111 143H112V142H111ZM120 143H122V142H120ZM125 143L123 142V144H125ZM164 143H165V142H164ZM0 144H2V143H0ZM3 144H2L1 146H5V145H3ZM6 144H7V143H6ZM10 144H11V143H10ZM10 144H9V145H10ZM19 144H20V141H19ZM19 144H18V145H19ZM21 144H20V145H21ZM28 144H29V143H28ZM34 144H35V143H34ZM60 144H61V143H60ZM60 144H59V146H58V147H59V148H58V152H59V153H60V151L62 150L61 147H60ZM76 144H77V143H76ZM76 144H75V146H76ZM78 144H79V143H78ZM88 144H89V143H88ZM92 144L94 145V143H92ZM96 144H97V142H96ZM96 144H95V145H96ZM117 144H116V146H117ZM138 144H139V143H138ZM138 144H137V145H138ZM144 144H145V143H144ZM144 144H143V147L145 146ZM149 144H148V145H149ZM154 144H155V143H154ZM225 144H226V145H225ZM227 144H229V145H227ZM12 145H14V143H13ZM22 145H21V147H22ZM39 145H40V147H41V144H40V143H39ZM42 145L45 146L46 143H44V144H42ZM53 145H54V144H53ZM64 145H65V143H64L62 146H64ZM68 145H69V148L72 147L70 144H68ZM81 145H83V144H81ZM84 145H85V144H84ZM99 145H100V143H99L97 146H99ZM105 145H106V144H105ZM119 145H120V144H119ZM119 145H118V146H119ZM130 145H131V144H130ZM137 145H132V147H133V146H136V148L138 147V148L135 150V153H136L137 150H138V152H137V153H138L137 156L140 155V156H139V161H140V160H141L140 158H141V155H142V154H141L142 151H143L144 149L147 150L148 146L146 145L147 148L144 147V149H143V147L141 148V146H140V148H141V152H140V150H139L140 148H139V146H137ZM151 145H152V144H150V146H151ZM166 145H168V144H166ZM186 145H188V144L186 143ZM216 145H217V146H216ZM48 146H49V144H48ZM51 146H52V145H51ZM51 146H50L49 151L46 149V150L48 151L49 156H50V157H48V158L51 159V160L53 161V165L57 168V163H58V165H59V161L57 162V160L59 159V158L57 159V155H58V154L55 152L56 150H54V149L51 148ZM55 146H56V145H55ZM79 146H80V145H79ZM89 146H92V145H89ZM89 146H87L86 148H90ZM97 146H96V147H97ZM100 146H101V145H100ZM108 146H110V145H108ZM108 146H105V147H108ZM112 146H113V145H112ZM116 146H115V147H116ZM121 146H122V145H121ZM161 146H163V142H162V145H160V147H161ZM209 146H210V145H209ZM209 146H208V148H209ZM211 146H212V145H211ZM211 146H210V147H211ZM226 146H229V148L227 147V149H226ZM7 147H8V146H7ZM10 147L13 148L14 146H13V147L10 146ZM21 147H20V148H21ZM24 147H25V146H24ZM56 147H57V146H56ZM67 147H68V146H67ZM76 147H78V146H76ZM80 147H83V146H80ZM93 147H94V146H93ZM101 147H102V146H101ZM125 147H126V146H124V148H125ZM152 147L157 148V146H154V145H152ZM152 147H151V148H152ZM20 148H19V149H20ZM22 148H23V147H22ZM42 148H45V147H42ZM42 148H41V150H43ZM113 148H114V147H113ZM116 148H117V147H116ZM116 148H115V149H116ZM121 148L123 149V147H121ZM130 148H131V147H130ZM133 148H135V147H133ZM133 148H132V150H133ZM151 148H150V149H151ZM211 148H212V147H211ZM218 148H217V149H218ZM0 149H1V147H0ZM14 149H15V148H14ZM17 149H18V148H17ZM55 149H56V148H55ZM59 149H60V151H59ZM66 149H68V148H66ZM71 149H73V151H71L70 153L74 152V146H73V148H71ZM71 149H68V150H71ZM102 149H103V148H102ZM126 149H127V148H126ZM128 149H129V148H128ZM128 149H127L126 152H128ZM142 149H143V150H142ZM148 149H149V148H148ZM150 149H149V151H150ZM161 149H162V148H161ZM181 149H182V148H181ZM188 149H190V148H188ZM213 149H214V148H213ZM10 150H11V149H10ZM68 150L66 151V150L64 149V151H66V152H68ZM79 150H80V149H79ZM82 150H85V149H84V148H81V152H80V151H78V152H80V153H84V151L82 152ZM91 150H92V149H91ZM98 150H99V149H98ZM105 150H106V149H105ZM107 150L111 151V149H107ZM107 150H106V151H107ZM112 150H113V149H112ZM119 150H120V149H119ZM119 150H116V151H119ZM155 150H156V153H159V152L157 151V149H155ZM162 150H163V149H162ZM168 150H169V148H168ZM182 150L184 151V149H182ZM222 150H223V149H222ZM222 150H221V151H222ZM229 150H228V151H229ZM64 151H63V152H64ZM103 151H104V150H103ZM109 151H108V153H109ZM120 151H121V150H120ZM133 151H134V150H133ZM149 151H148V153H149ZM151 151H152V150H151ZM151 151H150V152H151ZM219 151H220V150H219ZM219 151H217V152H218V153H217L218 155H219ZM17 152H18V151H17ZM21 152H22V151H21ZM23 152H24V150H23ZM23 152H22V153H23ZM76 152H77V150L75 151L74 154H76ZM78 152H77V153H78ZM92 152H93V153H91V154H89V155H86L85 157L81 158V159H80V162L76 165V168H74V170L76 171V173L78 172V173L81 174V175L83 174V176H84V174H85L86 172L89 174L88 176H87V174H86V177H85V178H86V183L89 182V180H91V179L93 178V180L89 182L90 184L88 183V184H89L88 186L85 185L86 187H84V186L82 187V186H81L80 188H78L79 186L77 185V186H78V187H77L78 189H76V190H77L76 192L78 193L79 198L81 197V198H80V201L78 200V202L80 203V207H81L82 204H83V206H85L84 204H88L89 202H87V201H90V202L93 201L94 204H95V203H99V202H101L100 204H102V206L105 207V205H104L105 202H103V201H105L106 197L103 198V195H104V194H105V195L107 194V195H106V196H107V200H108V198H109L110 195H111L110 200H109V201L111 202V201H114V199H115L114 197H119L120 193H122L123 191L126 192V189L128 190V189L131 188V189L128 190V191H131V192L136 191V190H133L132 186H130V188H127V185H129V184L126 185V183H128V181H127V182H124L125 184L122 183L123 185H122V184H119V182L122 181V180H120V176L125 175V174H124V173H125L124 170H126V168H127V167H126L127 165H126V166H125V164L123 165V163H125L123 159H122L123 162L121 163L120 156H121V154H122V158H123V157H124L123 155H124V153H126V152L121 153L120 156L117 154V155H115V157H114V155L111 156L110 154H106V155L103 154V152H101V148H100L99 151L96 150V151L94 152V151L92 150ZM163 152H164V151H163ZM168 152H169V151H168ZM188 152H190V151H188ZM222 152H224V151H222ZM18 153H19V152H18ZM42 153L45 154V153H47V152L44 153V151H41V156H42ZM86 153H87V152H86ZM89 153H90V152H89ZM101 153H102V154H101ZM105 153H106V152H105ZM130 153H131V152H130ZM143 153H144V156H145L146 151L143 152ZM156 153H154L153 156L156 155ZM170 153H171V151H170ZM208 153H209V152H207V154H208ZM227 153H228V152H227ZM227 153H226V155H227ZM6 154H7V153H6ZM8 154H9V153H8ZM24 154H26V153H24ZM61 154H62V153H61ZM63 154H65V152H64ZM67 154H68V153H67ZM67 154H66V155H67ZM72 154H73V153H72ZM87 154H88V153H87ZM151 154H152V152H151ZM16 155H17V154H16ZM59 155H60V154H59ZM66 155H65V157H66ZM68 155H69V154H68ZM68 155H67V156H68ZM77 155H78V154H77ZM77 155H74L75 158H76ZM126 155H127V154H126ZM128 155H129V154H128ZM148 155H150V154H148ZM148 155L146 156L147 158L145 157L146 160H147V159H150V158H151V159L153 158L151 155H150L151 157L149 158ZM157 155H159V154H157ZM157 155H156V157H157ZM189 155H190V154H189ZM189 155H188V156H189ZM208 155H209V154H208ZM221 155H223V153H221ZM221 155H219V157H218L219 159H220V156H221ZM6 156H7V155H6ZM13 156H15V154H14ZM19 156H20V153H19ZM22 156H23V154H22ZM37 156H38V155H37ZM46 156H47V154H46ZM72 156H73V155H72ZM74 156H73V157H74ZM135 156H136V155H131L132 158L134 157L132 160L135 159ZM137 156H136V161H138V157H137ZM142 156H143V155H142ZM159 156H161V155H159ZM163 156H164V155H163ZM166 156H167V155H166ZM9 157H11V156H9ZM24 157H25V156H24ZM28 157H29V155H28ZM31 157H32V156H31ZM31 157H29V158L32 159ZM39 157H40V156H39ZM70 157H71V156H70ZM78 157H79V156H77V159H78ZM80 157H81V156H80ZM125 157H126V156H125ZM125 157H124V159H125V161H127ZM131 157H130V158H131ZM156 157H154V158L156 159ZM197 157H198V156H197ZM201 157H202V156H201ZM221 157H222V156H221ZM226 157H227V158H226ZM13 158H14V157H13ZM15 158H16V157H15ZM15 158H14V159H15ZM19 158L21 159V157H19ZM19 158H17V159H19ZM29 158H28V160H29ZM36 158H37V157H36ZM43 158H44V156L42 157V159H43ZM48 158H47V159H48ZM61 158H62V157H61ZM142 158H143V160L145 159L144 157H142ZM154 158H153L152 160L155 161ZM157 158H158V157H157ZM161 158H162V157H161ZM161 158H160V160H161ZM171 158H172V157H171ZM194 158H195V157H194ZM202 158H203V157H202ZM202 158H201V159H202ZM224 158H223V160L220 159V161L222 160V162H223V161H224ZM6 159H8V158H6ZM6 159H5V161H7ZM9 159H10V158H9ZM14 159H13V160H14ZM22 159H23V158H22ZM25 159H26V158H25ZM33 159H34V157H33ZM63 159H64V158H62V160H63ZM68 159H69V158H68ZM70 159H71V158H70ZM77 159H73V161H74V160H77ZM151 159H150V160H151ZM158 159H159V158H158ZM204 159H205V158H204ZM229 159H228V160H229ZM36 160H37V159H36ZM38 160H39V159H38ZM38 160H37V162H38ZM40 160H41V157H40ZM51 160L49 161L50 164H52ZM132 160H131V159L129 160V157H128V162H130V161H132ZM143 160H142V162H143ZM152 160H151V161H152ZM160 160H158V162L155 163V169H156V167H157L156 165L159 163ZM162 160H163V159H162ZM162 160H161V161H162ZM196 160H197V159H196ZM20 161H21V160H20ZM22 161H23V160H22ZM31 161H32V160H31ZM31 161H30V162H31ZM44 161H45V160H44ZM64 161H65V160H64ZM67 161H68V160H67ZM78 161H79V160H78ZM78 161H77V162H78ZM134 161H135V160H134ZM139 161H138V162H139ZM206 161H207V160H206ZM235 161H237L238 163L235 162ZM7 162L9 163V161H7ZM7 162H6V164H7ZM17 162H18V161L16 160V162H15L14 164L16 165ZM26 162H28L27 159H26ZM30 162H29V163H30ZM35 162H36V161H35ZM39 162H40V161H39ZM39 162H38V163H39ZM47 162H48V160H47ZM65 162H66V161H65ZM132 162H133V161H132ZM132 162H130L131 165H132ZM138 162H137V163H134V162H133V168L136 167L135 165H137ZM142 162H141V163H142ZM147 162H150V161H147ZM147 162H145V163H147ZM168 162H169V161H168ZM228 162H229V163H228ZM40 163H41V162H40ZM62 163H63V162H62ZM69 163H70V161H69ZM71 163H72V162H71ZM74 163H75V162H74ZM139 163H140V162H139ZM145 163H144V164L142 163V165L145 166ZM191 163H192V162H191ZM205 163H206V162H205ZM208 163H209V162H208ZM223 163H224V162H223ZM223 163H222V164H223ZM22 164H24V167H25V165H26V166L28 165V163H25V162L22 163ZM33 164H34V163H32V166H34V167H35V166H38V165H36L37 163H36L35 165H33ZM50 164H49V165H50ZM65 164H66V163H65ZM67 164H68V163H67ZM75 164H76V163H75ZM75 164H74V165H75ZM127 164H128V163H127ZM134 164H135V165H134ZM147 164H148V163H147ZM153 164H154V162H153ZM153 164H152L151 166H153ZM159 164H160V166H163V165H162L163 162H160ZM159 164H158V166H159ZM214 164H215V162H214ZM232 164L235 165V168H234V166H233ZM236 164H237V165H236ZM238 164H239V165H238ZM30 165H31V164H30ZM45 165H46V162H45ZM60 165H61V164H60ZM63 165H64V163H63ZM68 165H69V164H68ZM131 165H130V166H131ZM138 165H139V164H138ZM142 165H141V166H142ZM223 165H224V164H223ZM231 165H232V166H231ZM4 166H5V165H4ZM17 166H18V165H17ZM20 166H23V165H20ZM32 166L30 167L31 169L33 168ZM41 166H42V165L40 164V168H43V169H44V167H41ZM47 166H48V163H47ZM47 166H46V168L49 167V166H48V167H47ZM51 166H52V165H51ZM65 166H67V165H65ZM134 166H135V167H134ZM141 166H139V168H140ZM144 166H142V167H144ZM160 166H159V169H158V170H161L162 168H164V167L160 168ZM181 166H182V165H181ZM11 167H12V166H11ZM14 167H15V166L13 165V168H14ZM27 167H28V166H27ZM27 167H25V168H26V169H29V168H27ZM63 167H64V166H63ZM73 167H74V166H73ZM73 167H72V165H71V169H72ZM122 167H124V168H122ZM128 167H129V166H128ZM169 167H170V166H169ZM174 167H175V166H174ZM178 167H179V166H178ZM211 167H212V165H211ZM211 167H210V170H211ZM237 167H239V168L237 169ZM6 168H8V164H7V167H6ZM36 168H37V167H36ZM60 168H61V169H60ZM60 168H59V169L62 170V167H60ZM66 168H67V167H66ZM68 168H69V167H68ZM149 168H150V171H151V167H148V168H147V165H146V167H144V169H142V170L149 169ZM233 168H234L235 170H234ZM15 169H16V167H15ZM19 169H22V168H19ZM26 169H23V171H24V173L22 172L23 174H27V173H25V172H27V171H25ZM37 169H38V168H37ZM50 169H51V167H50ZM53 169H54V168H53ZM57 169H58V168H57ZM128 169H129V168H127L126 171H128ZM152 169H154V168H152ZM214 169H215V168H214ZM236 169H237V171H236ZM241 169H242V170H241ZM0 170H1V167H0ZM2 170H3V169H2ZM5 170H6V169H5ZM16 170H17V169H16ZM72 170H73V169H72ZM129 170H132V168L129 169ZM134 170H135V171H133V173L136 172L137 169L135 168ZM142 170L140 169V171H139V169H138V172L140 173V172H142ZM163 170H164V169L161 170L162 172L160 171L161 174H162V173H164V174L166 173V176H167L168 180L170 181L171 179H169L168 174H167L168 171H166V169H165L166 172H164ZM174 170H175V169H174ZM196 170H198V169H196ZM239 170H240V172H239ZM9 171H10V169H9ZM17 171H18V173H19L20 170H17ZM28 171H29V170H28ZM30 171H31V172H30ZM30 171H29V172L32 173V170H30ZM33 171H34V170H33ZM35 171H36V169H35ZM37 171H38L37 175H39V174L42 175V174H43V173L41 172V171H42L41 169H39V170H37ZM57 171H58V170H57ZM63 171H64V170H63ZM65 171H66V170H65ZM65 171H64V172H65ZM67 171H69V170L67 169ZM82 171H84L85 173H82ZM153 171H154V170H153ZM155 171H156V170H155ZM155 171H154V172H155ZM5 172H6V171H5ZM46 172H47V170H46ZM48 172H49V171H48ZM48 172H47V173H48ZM55 172H56V171H55ZM55 172H54V173H55ZM71 172L74 173V171H71ZM160 172H158V173L156 172L157 176L159 175V178H161V179H162L163 177L165 178L166 176H165L164 174H162V175H163V177H162V175L159 174ZM176 172H178V170H177ZM198 172H200V170H198ZM205 172H206V171H205ZM224 172H225V170H224ZM6 173H8V172H6ZM6 173H5V175H4L5 177H6V175H9V174H10V173L6 174ZM11 173L15 174V172H13V171H12ZM16 173H17V172H16ZM30 173H29V174H30ZM41 173H42V174H41ZM51 173H53V172H51ZM58 173H60V172L58 171ZM58 173H57V174H58ZM73 173H72V174H73ZM133 173H132V172H131V173H127V172H126V174H131L132 177H133ZM148 173H151V177H149V178L152 179V176H154L153 173H152V172H149V171H148ZM148 173H146V174L149 176ZM0 174H2V172H0ZM23 174H22V175L20 174V175H21L20 177H22ZM64 174H65V173L62 174V177L60 176V177H61L60 180L64 177V176H63ZM66 174H67V173H66ZM66 174H65V175H66ZM74 174H75V173H74ZM136 174L138 175V173H134L135 176H137ZM144 174H145V172H144ZM177 174H178V173H177ZM225 174H226V173H225ZM227 174H226V175H227ZM233 174H234L235 176H234ZM252 174H254V175H252ZM255 174H256V175H255ZM2 175H3V174H2ZM10 175H11V174H10ZM10 175H9V176H10ZM15 175H16V174H15ZM27 175H28V174H27ZM27 175H26V176H27ZM32 175H33V174H32ZM35 175H36V173H34V176H35ZM43 175H44V174H43ZM50 175H51V174H50ZM50 175H49V176H50ZM58 175H59V174H58ZM77 175H78V174H77ZM142 175H143V173L141 174V177H142ZM160 175H161V177H160ZM171 175H172V174H171ZM179 175H180V174H179ZM0 176H1V175H0ZM11 176H12V175H11ZM11 176H10V178H11ZM13 176H14V175H13ZM28 176H29V177H28ZM28 176H27L28 179H29V178L32 179V178L30 177L31 174L28 175ZM52 176H53V175H52ZM70 176H71V174H70ZM72 176H74V175H72ZM72 176H71V177H72ZM135 176H134V178H135ZM144 176L147 177V179H144V178H145ZM148 176L143 175L144 178H142V180H141V179H139V181H138V180H135V181H138V182H136V184L138 185V183L140 182V183H139V185H140L142 181H146V180H148V179H149ZM155 176H156V175H155ZM169 176H170V175H169ZM241 176H242V177H241ZM243 176H244V177H243ZM262 176H261V177H262ZM5 177H4V178H5ZM7 177H8V176H7ZM32 177H33V176H32ZM43 177H44V179L46 178L45 176H43ZM47 177H48V176H47ZM55 177H57V176H55ZM58 177H59V176H58ZM76 177H78V176H76ZM88 177H89L90 179L87 180ZM94 177H95V178H94ZM171 177H172V176H170V178H171ZM201 177H202V175H201ZM206 177H207V176H206ZM247 177H250V178H247ZM2 178H3V177H2ZM15 178H16V176H15ZM40 178H42V177H40ZM51 178H52V177H51ZM121 178L124 179L125 176H124V177H121ZM126 178H129V176L127 175ZM130 178H131V177H130ZM134 178H133V179H134ZM137 178H138V177H137ZM137 178H135V179H137ZM139 178H140V174H139ZM157 178H158V177H157ZM157 178H156V179L153 178L152 180H153V181H154V180H157ZM167 178H165V179H167ZM179 178H181V177H179ZM204 178H205V177H204ZM263 178H260L262 182H260V180L258 181V180L255 179V184H256V183L259 184V185L262 184V183L264 182V179H263ZM12 179H13V178H12ZM12 179H11V180H12ZM18 179H20V180H18L19 182L22 181V180H21L22 178H18ZM28 179H27V181H28ZM37 179H38V178H37ZM46 179H48V178H46ZM52 179H53V178H52ZM58 179H59V178H58ZM65 179H68V178H66V176H65L64 179H62V180L65 181ZM79 179H80V178H79ZM81 179H82V177H81ZM133 179H132V180H133ZM143 179H144V180H143ZM150 179L148 180L149 182H150ZM161 179H160V183L158 182L159 179H158L157 182L159 183L160 187H161V185H162V191H161V189H160V192H163V190L165 189V188H164L165 186L163 187V185H164L165 183H164V184H163V183L161 184ZM191 179H193V178H191ZM241 179H242V180H241ZM262 179H263V180H262ZM4 180H5V179H3V181H4ZM25 180H26L25 177H23L24 184L26 183ZM49 180H50V179H48V181H49ZM56 180H57V178H56ZM60 180H59V182H60ZM62 180H61V182H62ZM68 180H69V179H68ZM119 180H120V181H119ZM124 180H125V179H124ZM124 180H123V181H124ZM127 180H130V179H127ZM132 180H131V181H132ZM140 180H141V181H140ZM218 180H219V179H218ZM6 181H7V180H6ZM6 181H5V183L7 184L8 182H6ZM8 181H9V180H8ZM15 181H16V180H15ZM15 181H14V182H15ZM31 181H33V180H31ZM35 181H36V180H35ZM40 181H41V180H40ZM40 181H38L39 184H40ZM51 181H52V180H51ZM57 181H58V180H57ZM57 181H56V184H57ZM135 181H134V182H135ZM148 181L143 182V183H144L143 186H145V185L147 184V188H145V189H138V188H137V185L133 184V183H134L133 181H132V183H131V182H129V183H130V185H131V184H132V185H135V188H134V189H138V190H139V191H138V190L136 191V192H137V195H138L139 198H142V200L144 201V203L147 202V204H149L150 206H152L151 204H153V206H154V205H155V206L157 205V206H156V207H158L157 209H159V207L162 208V206H159V205L164 204L163 207H165L167 204H169V203H170V202L168 203V199H169L168 197H169V195L167 196L168 199L166 198V200H167L166 204H165V202H164V201H165L164 198L166 197V194H168V193L171 191L170 189H171V185H173V182H172L171 185H170V183L167 182V180H166V182H167L166 184L169 183L168 185H170V189H168V191H169V190H170V191L167 193V191H166L167 189L164 190L163 195H165V197H161V195H159L160 193L158 194L157 191L153 189V187H154L153 185H152V188H149V186H148V185H149ZM153 181H152V182H153ZM171 181H172V180H171ZM192 181H193V180H192ZM219 181H220V180H219ZM256 181H258V182H260V183H258V182H256ZM12 182H13V181H12ZM12 182H11V183H12ZM29 182H30V181H29ZM29 182L26 183V184H28L29 186H31L30 184H31L32 182H31V183H29ZM42 182H43V181H42ZM65 182L67 183V180H66ZM73 182H75V181H73ZM152 182H151V183H152ZM154 182H155V181H154ZM154 182H153V184H154ZM163 182H165V181L163 180ZM226 182H225V184H226ZM0 183H1V181H0ZM11 183H9V184H11ZM20 183H21V182H20ZM36 183H37V182H36ZM50 183H51V182H50ZM52 183H55V182L52 181ZM52 183H51V184H52ZM66 183H64V184H66ZM84 183H85V182H84ZM158 183H157V184H158ZM197 183H198V182H197ZM234 183H229V185H230V184L233 185ZM238 183H239V182L237 181L236 184H238ZM244 183H245V182H244ZM246 183H248V181H246ZM251 183H254V180H253V182H251ZM1 184H2V183H1ZM1 184H0V186H1ZM3 184H4V183H3ZM24 184H23V185H24ZM26 184H25V185H26ZM44 184H45V183H44ZM56 184H55V188H56V186L58 187V184H57V185H56ZM72 184H73V183H72ZM78 184H79V183H78ZM80 184H82V183H80ZM80 184H79V185H80ZM166 184H165V185H166ZM174 184H175V183H174ZM185 184H186V183H185ZM189 184H190V183H189ZM242 184H241V183L239 184L240 187H242ZM257 184H256V186H257ZM263 184H264V183H263ZM15 185H16V184H15ZM15 185H12V186H15ZM18 185H19V183H18ZM18 185H16V186H18ZM21 185H22V184H21ZM28 185H27V187H28ZM41 185H43V184L41 183ZM61 185H62V183L60 184V186H61ZM66 185H67V184H66ZM75 185H76V183H75ZM82 185H83V184H82ZM118 185H119V186L122 185V186H124V188H125V185H126V189L124 190V188H123L122 186L119 187ZM150 185H151V184H150ZM159 185H158V191H159ZM190 185L193 186V184H190ZM220 185H221V184H220ZM239 185H237V187H238ZM243 185H244V184H243ZM245 185H246V184H245ZM245 185H244V186H245ZM2 186H3V185H2ZM39 186H40V185H39ZM43 186H44V185H43ZM48 186H49V185H48ZM51 186H52V185H51ZM60 186H59V188H60ZM69 186H70V190H72V189H71V186H72L71 183H70ZM69 186H67V187H69ZM73 186H74V185H73ZM143 186L141 185V187H143ZM194 186L196 187L197 185L194 184ZM216 186H218V185H216ZM221 186H223V185H221ZM234 186H235V185H233V187H234ZM256 186L251 187V185H246V187L254 188V190H255V188L257 189V188L259 187V186H258V187H256ZM263 186H264V185H261V187H259V188L262 189ZM5 187H7V186H5ZM10 187H11V186H10ZM10 187H9V188H10ZM18 187H19V186H18ZM18 187H16V188L18 189ZM25 187H26V186H25ZM52 187H53V186H52ZM61 187H63V185H62ZM118 187H119V189H118ZM138 187L140 188V186H138ZM172 187H173L172 189H173V191H174V195H175V194L178 193V192L175 193V187H174V186H172ZM211 187H213V186H211ZM211 187H210V188H211ZM219 187H220V186H219ZM219 187H218V188H219ZM225 187H226V186H225ZM227 187H228V186H227ZM231 187H232V186H229L228 188H230L231 190L236 189V188L232 189ZM0 188H1V187H0ZM11 188H14V187H11ZM22 188H23V187H22ZM28 188H31V187H28ZM28 188H27V189H28ZM44 188H45V186L42 187V189H44ZM75 188H76V187H75ZM75 188H74V189H75ZM120 188H123V190H121ZM154 188H155V187H154ZM166 188H169V187H167V185H166ZM187 188H188V185H187ZM198 188H199V186H198ZM221 188H222V187L219 188V189H220L219 191H221ZM228 188H227V189H228ZM238 188H239V187H238ZM249 188L244 189V191H245V190H246V191H247V190L250 191L251 188H250V189H249ZM3 189H5V188L3 187L2 190H3ZM19 189H21V187H20ZM19 189H18V190H19ZM32 189H33V188H31V191H33ZM56 189H57V188H56ZM65 189H66V188H65ZM68 189H69V188H68ZM211 189H212V188H211ZM214 189H215V188H214ZM6 190H7V188H6ZM12 190H13V191H12V192L10 191V192H11V194H14V193H13V192H14V189H12ZM18 190H17V191L15 190V192H19ZM24 190H26V189L21 190V191H23L22 193L25 192ZM50 190H51V187H50ZM53 190H54V189H53ZM58 190H59V189H58ZM120 190H121L122 192H120ZM132 190H133V191H132ZM176 190H177V189H176ZM191 190H192V189H191ZM196 190H197V188H196ZM212 190H213V189H212ZM7 191L9 192V189H8ZM47 191H48V188H47ZM51 191H52V190H51ZM51 191L48 192L47 194L50 193V195H53V196H54L55 193L52 194ZM59 191H63V190H59ZM128 191H127V192H128ZM165 191H166V193H165ZM173 191H172V192H173ZM208 191H209V189H208ZM219 191H218V192H219ZM222 191H223V188H222ZM229 191H230V190H229ZM236 191L238 192V190H236ZM236 191H235V192H236ZM242 191H243V190H241V192L238 193L239 195L237 194V192H236V194L240 197L241 194H242V195L244 194V193H242ZM244 191H243V192H244ZM249 191H248V192H249ZM263 191H264V189H262L261 192H259V189H257V192H256V191H253V194H252V195H254L253 197H255V195L259 192L258 194L261 193L262 195H261V194H260V195H261V197H262V196H264V192H263ZM2 192H3V191H0V193H2ZM53 192H54V191H53ZM55 192H56V190H55ZM63 192H64V191H63ZM69 192H70V191H69ZM72 192H73V190H72ZM125 192H124V193H125ZM127 192H126V193H127ZM131 192H129V195H130ZM136 192H134V195H136V194H135ZM138 192H139V193H138ZM179 192H181V194L183 193V191H180V190H179ZM215 192H217V188H216ZM224 192H225V188H224ZM248 192H245V193H247V195H249V196H247V197L251 198V197H252V196L250 197V194H251V193L248 194ZM250 192H251V191H250ZM255 192H256V194H255ZM4 193H5V192H4ZM26 193H27V192H25V194H26ZM64 193H65V192H64ZM124 193H122V197H121V198H125V197H126V196H125V197L123 196ZM194 193H196V192H194ZM201 193H202V192H201ZM222 193H223V192H222ZM222 193H221V194H222ZM230 193H232V192H230ZM230 193L228 192V194H230ZM233 193H234V191H233ZM233 193L230 194V196H231V195H234ZM11 194H10V195H11ZM27 194H28L27 196H29V193H27ZM66 194H67V193H66ZM66 194H65V197L68 196V194H67V195H66ZM73 194H74V192H73ZM132 194H133V193H132ZM169 194H170V193H169ZM178 194H179V193H178ZM178 194H176L177 197H175V199H174V196L172 195V193H171L170 195H172V199H174V200H172V201H174V203H175L176 201H178L177 203H179V205H180L179 200L182 201V200H181V199H182V196H181V194H180V195H178ZM188 194H189V193H188ZM203 194H204V193H202V195H203ZM221 194H220V196H221ZM224 194H227V193H224ZM2 195H3V194H2ZM2 195H0V196L2 197ZM6 195H7V194H6ZM6 195H5V196H6ZM10 195H9V197L12 198V196L18 195V193H17V194L15 193V195H11V196H10ZM30 195H31V194H30ZM55 195H56V194H55ZM63 195H64V194H63ZM74 195H75V194H74ZM78 195H77V196H78ZM108 195H109V197H108ZM127 195H128V193H127ZM137 195H136V197H137ZM163 195H162V196H163ZM194 195L198 196V198H197L198 200H197V201H199V196H200V195H198V193H197V194H194ZM237 195H235V197H237ZM244 195H245V194H244ZM260 195H259V196H260ZM27 196H26V197H27ZM32 196H33V194H32ZM72 196H73V195H72ZM90 196H91V197H90ZM101 196H102V200H103V201H102V200L99 201V199H101ZM112 196H114V197H113V198H114L113 200H111ZM120 196H121V195H120ZM184 196H185V195H184ZM214 196H215V195H214ZM216 196H217V193H216ZM222 196L224 197V198H223V200H224V199H225V196H224V195H222ZM222 196L219 197V199H221V201H222ZM230 196H227V197H228V201L231 199V198H229ZM245 196H246V195H245ZM245 196H241V199H243V197H244V199H246ZM256 196H258V195H256ZM259 196H258V198H259ZM6 197H8V196H6ZM6 197H5L4 199L7 200ZM18 197L21 198V197H20V193H19ZM22 197H24V195H22ZM68 197H70V196H68ZM134 197H135V196H134ZM136 197H135V198H136ZM178 197H180V198L178 199ZM187 197H189V196H187ZM200 197H201V196H200ZM235 197H234V198H235ZM239 197H238V201H240V200H239ZM14 198L17 199L16 197H14ZM52 198H53V197H52ZM62 198H63V197H62ZM71 198H72V197H71ZM87 198H89L90 200H87ZM128 198H129V196H128ZM132 198H133V197H131L130 199H132ZM185 198H186V197H185ZM216 198H217V200H218V196H217ZM258 198H256V201H257ZM1 199H3V198H1ZM15 199H14V200H15ZM29 199L31 200L30 197H29ZM54 199H56V198H54ZM66 199H67V198H66ZM73 199H74V197H73ZM73 199H72V200H73ZM76 199H77V197H76ZM84 199H85V200H84ZM177 199H178V200H177ZM195 199H196V198H195ZM226 199H227V198H226ZM226 199H225V200H226ZM247 199H248V198H247ZM247 199L245 200V202H247V201H248V202L245 203V204L250 203V202H251V199H253V198L249 199L250 201L247 200ZM6 200H5V201H6ZM14 200L12 199V201L10 202V204L7 203L8 205L5 204L6 202H5L4 200H2V201L0 200V201H1V202H0V206L2 205V202L4 201V205H6V206L8 207L7 209H6L5 207H4V208H0V209L2 210V212H3V209L6 210V211H8L7 213L4 211V213H6V214H5L6 216H7V214H9V213L11 212V214H12V216H13L12 218H13L14 221H15L14 211H15L16 209L18 210V209L20 208V206H22V205L20 204V206H18V203H19V202H18V203H16V204H17V207H19V208H16V207H15L16 204L14 205ZM19 200H20V199H19ZM24 200H25V199H24ZM24 200H23V201H24ZM32 200H33V198H32ZM45 200H46V199H45ZM59 200H60V198H59ZM63 200H65V199H63ZM107 200H106V201H107ZM116 200H117V199H116ZM121 200H122V199H121ZM123 200H124V199H123ZM126 200H127V198L125 199V201H126ZM139 200H140L139 202H140V204H141L142 200H141V199H139ZM169 200H171V199H169ZM187 200H188V199H187ZM213 200H214V199H213ZM215 200H216V199H215ZM217 200H216V202H218ZM225 200H224V201H225ZM231 200H232V199H231ZM234 200H237V198H235ZM234 200H232L233 202H232V201H231V202L229 201V202L234 204ZM258 200H259V199H258ZM15 201L17 202L18 199L15 200ZM27 201H28V202H31V201H29L28 199H27ZM47 201H48V200H46L45 202H47ZM49 201H50V200H49ZM49 201H48V202H49ZM54 201H55V202L52 203V204L50 205V209L53 210L52 213L55 212V216H56V217H54V219H53V218H52L53 215H51V218H52L53 220H52L51 218H50V219H51L53 222H54V220L56 219V222H54V223H43L42 221H41V222L39 221L41 225H42V223L44 224L43 226H40V224L37 225L38 227L40 226L39 229H38V232H39V234H40L42 237H56V238H57V232H58L57 230L59 229V228L57 229V225H58V224H57V223H58V222H57V219H59L60 217H62V219H63V216H62V215H64V214L60 215V217L57 218L58 215H56V214H57V211H58V209H57V202H58V201H56V200H54ZM95 201H96V202H95ZM109 201H107L106 204H109ZM129 201H130V200H128V202H129ZM132 201H136V200L132 199ZM132 201H131V202H132ZM137 201H138V200H137ZM172 201H171V202H172ZM200 201H202V198H201ZM219 201H220V200H219ZM221 201H220V202H221ZM224 201L221 202V203H224ZM238 201H236V202H237V206H238V204H239L240 206H238V207H241V204H242V201H243V200L240 201V203H238ZM7 202H9V201H7ZM24 202H25V201H24ZM59 202H61V201H59ZM65 202H66V201H65ZM67 202H68V201H67ZM74 202H75V201H74ZM123 202H124V201H123ZM182 202H183V201H182ZM262 202H263V201H262ZM26 203H27V202H26ZM26 203H25V204H26ZM32 203H33V202H32ZM68 203L71 204L72 201L69 200ZM103 203H104V204H103ZM112 203H113V202H112ZM117 203H118V204H117ZM126 203H127V202H126ZM133 203H134V202H133ZM133 203H132V204H133ZM144 203H142L143 205L141 204L143 207H144ZM174 203H171V204H173V206L175 205L176 208L173 207V206H171V205H170V206L172 207V209H173V208H174V209H177V208H178L177 206H179V205H178V204H174ZM185 203H186V202H185ZM221 203H220V205H221ZM230 203H228V204L230 205ZM254 203H255V201H254ZM40 204H41V203H39L38 201H36V202L32 205L33 209H34V210H36V208L41 209L40 207H41L42 205L40 206ZM46 204H47V203H46ZM59 204H60V203H59ZM59 204H58V205H59ZM65 204H67V203H65ZM94 204L92 203V205H94ZM114 204H115V202H114ZM119 204H122V203H119L118 201H116L115 207H117ZM129 204H131V203H129ZM129 204H126V205L129 206ZM136 204H137V202H136ZM140 204H137V206L140 205ZM182 204H183V203H182ZM193 204H194V203H193ZM214 204H215V203H214ZM217 204H218V203H217ZM228 204H225V205H228ZM243 204H244V203H243ZM251 204H252V203H251ZM256 204H257V203H256ZM262 204H264V202H263ZM9 205H10L11 207H9ZM23 205H24V204H23ZM27 205H28V204H27ZM61 205L63 206L64 203H61ZM92 205H91V204H90V206L87 205L88 207H83V206H82L81 208H82V209H85V210H86V209H87V210L89 209V210H88L89 212H91V211L96 212V213L91 212V213H93L94 215H95V214H98V212H100V210H107V211L111 210L112 212H114L113 210H116L115 208H114V209H111V207L114 206V205H106V206H107L106 208L101 207V208H99V209L93 207ZM116 205H117V206H116ZM122 205H123V204H122ZM122 205H121V207H124L123 209H125V205H123V206H122ZM133 205H134V204H133ZM133 205H132V207H133ZM145 205H146V204H145ZM149 205L146 206V208H147V207L151 208ZM186 205H187V203H186ZM186 205L183 206V207H186V209H187V206H186ZM188 205H189V204H188ZM194 205H195V204H194ZM212 205H213V204H212ZM225 205H223L222 208H224ZM235 205H236V204H235ZM235 205H234V207H235ZM259 205H260V203H259ZM45 206H47V205H45ZM48 206H49V204H48ZM66 206H67V205H66ZM68 206H69V205H68ZM73 206H74V205H73ZM73 206H72V207H73ZM78 206H79V205H78ZM78 206H77V207H78ZM91 206H92V207H91ZM96 206H97V204H96ZM130 206H131V205H130ZM134 206H135V205H134ZM137 206H136V207H137ZM155 206H154V207H155ZM180 206H181V205H180ZM180 206H179V208H180ZM245 206H247V205H245ZM248 206H249V204H248ZM248 206H247V210H248V208H249ZM252 206H253V204H252ZM252 206H251V207H252ZM12 207H14V208H16V209H14V208H12ZM32 207H30V205H29V208H31V209H30L31 211H32ZM42 207H43V206H42ZM59 207H60V210H63V208H64V206H63V207L59 206ZM59 207H58V208H59ZM70 207H71V206H70ZM80 207L76 208V209H78V213H81V214H82L83 212H85V213L87 212V210H86V211H84V210L82 211V210L80 209ZM98 207H99V206H98ZM126 207H127V206H126ZM138 207H139V206H138ZM140 207H141V206H140ZM143 207H141V209H142ZM156 207H155V208H156ZM167 207H168V205H167ZM167 207H165V210H167V209H166ZM171 207H168V209L171 208ZM183 207L181 206V208L184 210L185 208H183ZM214 207H215V206H214ZM219 207H221V206H219ZM219 207H218V208H219ZM232 207H233V205H232ZM232 207H231V208H232ZM254 207H255V206H254ZM256 207H257V206H256ZM260 207L262 208L261 205H260ZM263 207H264V206H263ZM9 208H11V209L9 210ZM24 208H25V207H24ZM29 208H27V209L29 210ZM47 208H48V207H47ZM47 208H46V210H49V209H47ZM68 208H69V207H68ZM68 208H66L67 211H68V212L71 211L72 214L75 213V211H77V210L74 209L75 211L73 212V210H70V209L68 210ZM73 208H75V207H73ZM112 208H113V207H112ZM117 208H118V207H117ZM127 208H131V207H127ZM149 208H148V210H149ZM191 208L194 210L193 206H191ZM218 208H215V209H218ZM222 208H220V210H221ZM225 208H226V206H225ZM225 208H224V209H225ZM227 208H229V207H227ZM241 208H242V207H241ZM241 208L239 209V210H240V215H243V212H245L244 214L247 215V213H246L247 210L244 211V210L246 209V207L244 208V206H243V209H244V210H242ZM261 208H260L259 210L262 211ZM21 209H23V208L21 207ZM44 209H45V208H44ZM44 209H42V210L44 211ZM119 209L123 210L122 208H119ZM131 209H132V208H131ZM138 209H139V208H138ZM138 209H135V208H134L135 213L137 212L136 210H138ZM152 209H153V207H152ZM157 209H154V210L156 211ZM162 209H164V208H162ZM162 209H159V210L162 211ZM182 209H180V210H182ZM186 209H185V210H186ZM234 209H235V208H234ZM234 209H233V210H234ZM236 209H237V207H236ZM1 210H0V211H1ZM17 210H16L15 212H17ZM23 210H24L25 212H23ZM23 210H22V212H21L20 209H19V211H20V215H19V217L24 216V215H27V214L30 215V216H32V214H30V213H32V212H30V210H29V211L26 210V209H23ZM46 210L44 211V213L46 212ZM64 210H65V209H64ZM79 210H81V212H79ZM90 210H91V211H90ZM132 210H133V209H132ZM143 210H144V209L141 210V213H142ZM159 210H158V212H159ZM170 210H171V209H170ZM178 210H179V209H178ZM178 210H174V211H178ZM222 210H223V209H222ZM229 210H230V209H229ZM239 210L237 211V213H239ZM9 211H10V212H9ZM12 211H13V213H12ZM19 211H18V212H19ZM111 211H110V212H111ZM118 211H119V210H118ZM123 211H125V210H123ZM123 211H122V212H123ZM126 211H127V209H126ZM126 211H125V212H126ZM129 211H130V210H129ZM163 211H164V210H163ZM172 211H173V210H172ZM214 211H215V210H214ZM223 211H224V210H223ZM223 211H222L221 214H218V215L221 216V215L225 214V212H226V214H228V213H227L228 209H227V211H224V213H223ZM241 211H243V212H241ZM263 211H264V209H263ZM2 212H1L0 214H2ZM18 212H17V214H16L17 216H18ZM26 212H27V214L21 215V214L26 213ZM29 212H30V213H29ZM48 212H51V211L49 210ZM60 212H61V211H60ZM133 212H134V211H133ZM138 212H139V211H138ZM138 212H137V214H141V213H138ZM143 212H144V211H143ZM170 212H171V211H170ZM170 212H169V214H172V213H170ZM179 212H180V211H179ZM230 212H231V210H230ZM230 212H229V214H228L229 216H230V214H232V212H231V213H230ZM247 212H248V211H247ZM249 212H250V214L252 213L251 210H250ZM46 213H47V212H46ZM87 213H88V212H87ZM87 213H86V216L89 214V213H88V214H87ZM103 213L106 214V212H103ZM103 213H100V215L103 214ZM115 213H116V212H115ZM115 213H113V214H114L113 217H115V215H116ZM145 213H147V211H145ZM152 213H154V212H152ZM162 213H164V212H161V214H162ZM183 213H184V211H183ZM193 213H194V212H193ZM193 213H192V214H193ZM195 213H196V212H195ZM197 213H198V212H197ZM217 213H218V210H217ZM235 213H236V211H235ZM235 213H234V214H235ZM241 213H242V214H241ZM259 213H260V212H259ZM11 214H10V215H11ZM59 214H60V213H59ZM69 214H70V213H68V214L66 213L65 215L70 216ZM72 214H71V216L73 217ZM76 214H77V212H76ZM93 214H90V215L92 216ZM108 214H109V213H108ZM118 214H121V213H118ZM155 214H156V212H155ZM175 214H176V213H175ZM178 214H179V215L186 216V215H184V214H182V213H178ZM178 214H176V216H179ZM185 214H188V213L186 212ZM189 214H191V213H189ZM198 214H199V213H198ZM201 214L203 215L204 213H201ZM205 214H206V213H205ZM215 214H216V212H215ZM226 214H225V216H228V215H226ZM234 214H233V215H234ZM248 214H249V213H248ZM250 214H249V215H250ZM252 214H253V213H252ZM257 214H258V213H257V210H256V215H257ZM65 215H64V216H65ZM78 215H79V217H80V214H78ZM90 215H89V216H90ZM135 215H136V214H135ZM135 215L133 214V216H135ZM143 215H145V214L143 213ZM143 215L141 214V217H142V218H143ZM149 215H150V214H149ZM149 215H148V216H149ZM157 215H158V214H157ZM194 215H195V214H194ZM236 215H237V214H236ZM254 215H255V214H254ZM262 215H263V216H262ZM0 216H1V215H0ZM8 216H9V215H8ZM17 216H16V217H17ZM40 216H41V215H40ZM40 216H39V217H40ZM43 216H44V215H43ZM43 216H42V217H43ZM81 216H82V218H83L84 213H83ZM86 216H85V218H86ZM89 216H88V220H90ZM96 216H97V218H98L99 214H98V215H95L94 217H96ZM118 216H119V215H118ZM128 216H129V215H128ZM130 216H131V215H130ZM133 216H132V217H133ZM188 216H189V215H188ZM191 216H192V215H191ZM198 216H199V215H198ZM198 216H197V217H198ZM229 216H228V217H229ZM251 216H252V215H251ZM258 216H259V215H258ZM261 216H262L261 218H260V216H259L258 218H259V219H262V218L264 219V213H263V212H262ZM19 217H17L18 220H19ZM33 217H34V216H32V218H31L32 220H31V221H33V219H34V221H37V220H36L35 218H33ZM42 217L37 218V219H38V220H42V219H43ZM44 217H45V216H44ZM72 217H71V218H72ZM79 217H78V218H79ZM101 217L104 218V214L101 215ZM126 217H127V215L125 216V218H126ZM135 217H136V216H135ZM138 217H140V215H138V216L136 217V218H137L136 221H135L134 219H133V221H135L134 223H136V224L139 225V223H138ZM146 217H147V216H146ZM146 217L144 216V219H145ZM160 217H161V216H159L158 219H160ZM195 217H196V216H195ZM204 217H206V216H204ZM228 217H227V219H228ZM230 217H232V215H231ZM236 217H237V216H235V218H236ZM247 217H248V216H247ZM21 218H22V217H21ZM29 218H30V217H29ZM41 218H42V219H41ZM45 218H47V221H48L49 217H45ZM66 218H67V217L65 216V219H66ZM75 218H76V216H75ZM78 218H77V219H78ZM80 218H81V217H80ZM85 218H84V220H85ZM92 218H93V217H92ZM115 218H116V217H115ZM120 218H123V219H124V217H122V216H121ZM129 218H130V217H129ZM223 218L225 219V221L227 220L226 217H223ZM233 218H234V216H233ZM251 218H252V217H251ZM251 218H249V220H250ZM255 218H256V217H255ZM3 219H5V218L0 219V221H2ZM7 219H8V218H6L5 222L7 221ZM10 219H11V218H10ZM13 219H12V220H13ZM26 219H27V218H26ZM69 219H70V218H67L68 222H70L71 220H73V219H71V220L69 221ZM94 219H95V218H94ZM117 219H118V218H117ZM131 219H132V218H131ZM131 219H129V220H131ZM139 219H140V218H139ZM144 219H141L140 221H142V220H144ZM146 219H147V218H146ZM146 219H145V223H146V222L148 223V221H146ZM158 219H155V220H156L155 222L150 221V222L154 223L153 226H154V229H155L156 231H160V229H161V222H160V221H157ZM221 219H222V218H219V216H218L217 220H215L216 223H218ZM224 219H223V220H224ZM240 219H241V218H239V220H240ZM243 219H244V217H243ZM243 219H242V220H243ZM247 219H248V218H247ZM253 219H254V218H253ZM259 219H258V220H259ZM20 220H21V219H20ZM22 220H23V219H22ZM51 220H49V221H51ZM63 220H64V219H63ZM63 220H62V221H63ZM67 220H65V222H66ZM79 220L81 221L82 219H79ZM112 220L115 221L116 219H113V218H112ZM126 220H127V219H126ZM129 220H128V221H129ZM150 220H151V219H150ZM223 220H221V222H223ZM251 220H252V219H251ZM9 221H10V220H9ZM9 221H8V222H9ZM23 221H25V220H23ZM28 221H29V219H28ZM28 221H26V222H28ZM44 221H46V220L44 219ZM58 221H59V220H58ZM73 221H74V220H73ZM85 221H86V220H85ZM85 221H84V222H85ZM91 221H92V220H91ZM95 221H96V220H95ZM97 221H98V219H97ZM120 221H122V219H121ZM236 221H237V218H236ZM236 221H235V222H236ZM240 221H241V220H240ZM243 221H244V220H243ZM253 221H254V220H253ZM253 221H250V222L253 223ZM3 222H4V220H3ZM12 222H13V221H12ZM15 222H16V221H15ZM20 222H21V221H18L17 223L19 224ZM26 222H25V225H28L29 223L26 224ZM29 222H30V221H29ZM65 222H64V224H65ZM71 222H72V221H71ZM109 222H110V221H109ZM123 222H124V221H123ZM142 222H143V221H142ZM142 222H141V223H142ZM203 222H204V221H203ZM227 222H228V221H227ZM229 222H230V223H228V225H226L224 222H223V224L226 225L227 228H230L229 226H230L231 224H234V223H233L232 221H230V220H229ZM231 222H232V223H231ZM248 222H249V221H247L246 223L248 224ZM255 222H257V221L255 220L254 223H255ZM1 223H2V222H1ZM10 223H11V221H10ZM10 223H9V224H10ZM30 223H31V222H30ZM37 223H38V222H37ZM59 223H60V222H59ZM61 223H62V222H61ZM81 223H82V221H81ZM105 223H106V222H105ZM116 223H117V222H116ZM118 223H120V222L118 221ZM121 223H122V222H121ZM121 223H120V224H121ZM124 223H127V222H124ZM128 223H129V222H128ZM131 223H132V221H131ZM143 223H144V222H143ZM147 223H146V224H147ZM219 223H220V222H219ZM238 223H239V222H238ZM2 224H4V227H5V225L7 226V223H6V224H5V223H2ZM32 224L35 226V223L32 222ZM82 224H83V223H82ZM82 224H81V225H82ZM86 224H90V223H88V222L86 221ZM86 224L84 223L83 225H86ZM129 224H130V223H129ZM136 224H135V226H136ZM188 224H189V223H188ZM223 224H222V225H223ZM229 224H230V225H229ZM239 224L242 225V222L239 223ZM244 224H245V223H243V226H245ZM257 224L261 227V229H262V232H261V233H262L263 236H264V233H263V232H264V220H263V222L260 220ZM11 225H13V223H12ZM14 225L16 226V224H14ZM14 225H13V226H14ZM22 225H23V224H22ZM22 225H21V226H22ZM25 225L23 226L24 228H25ZM67 225H68V224H67ZM70 225H72V224L70 223ZM102 225L104 226L103 223H102ZM113 225H114V224H113ZM122 225H123V224H122ZM125 225H126V224H125ZM125 225H124V226H125ZM130 225H131V224H130ZM142 225H143V227H144V224H142ZM147 225H148V224H147ZM162 225H163V224H162ZM189 225H190V224H189ZM224 225L221 227V224H220V225H218V226L216 225V227H219V226H220L221 228H223V227H225ZM249 225H250V224H249ZM254 225H255V224H254ZM254 225L252 224V227H253ZM261 225H262V226H261ZM15 226H14V227H15ZM18 226H19V225H18ZM18 226H17V227H18ZM21 226H19V227H21ZM30 226H31V224H30ZM30 226L28 225L29 228L27 227V228H28V231H29V229H30ZM60 226H64V225H60ZM106 226H107V225H106ZM117 226H118L117 229H119V225H118V224H117ZM126 226H127V225H126ZM132 226H134V225L132 224ZM139 226H140V225H139ZM145 226H146V225H145ZM233 226H234V225H232V227H233ZM250 226H251V225H250ZM255 226H257V225H255ZM259 226H257V227H259ZM11 227H12V226H10V228H11ZM17 227H16V228H17ZM19 227L17 228L18 230L20 229ZM23 227H22V228H23ZM31 227H32V226H31ZM85 227H86V229H87L88 226L86 225ZM108 227H109V226H108ZM120 227H121V226H120ZM137 227H138V226H137ZM141 227H142V226H141ZM141 227H140V228H141ZM163 227H164V226H163ZM252 227H251V228H252ZM12 228H13V227H12ZM100 228H101V226H100ZM106 228H107V227H106ZM113 228H114V227H113ZM128 228H129V226H128ZM140 228H139V229H140ZM144 228H145V227H144ZM146 228H147V230H148V227H147V226H146ZM149 228H150V226H149ZM242 228H243V227H242ZM248 228H249V226H248ZM35 229H36V228H34L33 230H35ZM67 229H68V227H67ZM76 229H78V228H76ZM79 229H81V228H79ZM89 229H90V228H89ZM109 229L111 230L112 228H109ZM115 229H116V228H115ZM117 229H116V230H117ZM120 229L123 230L124 228H120ZM120 229H119V230H120ZM135 229H136V228H135ZM142 229H143V228H142ZM150 229H151V231H154L152 228H150ZM164 229H165V227H164ZM164 229H163L162 231H164ZM181 229H182V228H180V230H181ZM223 229H224V228H223ZM223 229L220 230V231L223 232ZM245 229H246V228L244 227L243 230H245ZM253 229H254V228H253ZM261 229H260V231H261ZM9 230H10V229H9ZM22 230H23V229H22ZM22 230L20 229V231H22ZM63 230H64V229H63ZM63 230H62V231H63ZM96 230H97V229H96ZM96 230H95V231H96ZM107 230H108V229H107ZM107 230H106V231H107ZM147 230H145V231H147ZM178 230H179V229H178ZM227 230H228V229H227ZM258 230H259V229H258ZM258 230H257V231H258ZM59 231H60V230H59ZM65 231H66V230H65ZM70 231H71V230H70ZM72 231H73V230H72ZM84 231H85V230H84ZM88 231H89V230H88ZM88 231H87V232H88ZM100 231H101V230H100ZM113 231H114V230H113ZM117 231H118V230H117ZM120 231H121V230H120ZM120 231H118V232H120ZM127 231H128V230L126 229V231H124V232L127 233ZM143 231H144V229H143L141 232H143ZM151 231H149V232H151ZM162 231H161V232H162ZM224 231H226V227H225V230H224ZM246 231H247V230H246ZM18 232H19V231H18ZM33 232H34V231H33ZM63 232H64V231H63ZM63 232H62V233H63ZM81 232H82V231H81ZM87 232H85V234H86ZM93 232H94V230H93ZM107 232H108V231H107ZM122 232H123V231H122ZM136 232H137V231H136ZM136 232H135V233H136ZM147 232H148V231H147ZM147 232H146V234H147ZM165 232H166V235H169L167 231H165ZM165 232H164V233H165ZM178 232H179V231H178ZM212 232H213V231H212ZM244 232H245V231H244ZM253 232H255V230H253ZM1 233H2V232H1ZM62 233H61V234H62ZM64 233H65V232H64ZM64 233H63V234H64ZM66 233H67V232H66ZM73 233H74V232H73ZM90 233H91V232H90ZM96 233H97V232H96ZM108 233H109V232H108ZM108 233H107V234H108ZM110 233H111V231H110ZM110 233H109V235H110ZM114 233H116V232L114 231ZM139 233H140V232H139ZM164 233H163V234L160 233V234L162 235L161 240H162V238H164V237H163ZM190 233H191V231H190ZM255 233H257V232H255ZM3 234H4V233H3ZM75 234H76V232H75ZM78 234H79V233H78ZM80 234H81V233H80ZM87 234H89V233H87ZM105 234H106V233H105ZM117 234H118V233H117ZM129 234H130V233H129ZM151 234H152V232H151ZM160 234H159V235H160ZM171 234L173 235V233H170V235L168 236V238H170V239H172V238L170 237ZM176 234H178V233L175 232L174 236H172V237H173V240H176V241H177L178 239H180V235H181V234L179 235V238H178V239H175V238H177V236H178V235H176ZM187 234L189 235V238H190L189 240H194V239H195V237H193L194 239H191V236H190L189 233H186L185 235L187 236ZM191 234H192V233H191ZM233 234H234V233H233ZM9 235H10V234H9ZM97 235H98V234H97ZM100 235H101V233H100ZM114 235H116V234H114ZM121 235H123V234L121 233ZM121 235L119 234V236H121ZM126 235H127V234H126ZM136 235H137V233H136ZM147 235H150V233H148ZM175 235H176V237H175ZM185 235H184V236H185ZM192 235L198 237L197 235H194V234H192ZM260 235H261V234H260ZM0 236L2 237V235H0ZM10 236H11V235H10ZM13 236H14V238H15L16 234L13 235ZM18 236H19V235H18ZM65 236H66V235H65ZM69 236H71V235H69ZM98 236H99V235H98ZM111 236H113V235H111ZM111 236H110V237H111ZM130 236H131V235H130ZM130 236H129V238H133V237H134V235H133V237H130ZM140 236H141V235H140ZM184 236H183V235L181 236V237H182V240H183V237H184ZM223 236H224V235H223ZM261 236H262V235H261ZM5 237H6V236H5ZM5 237L1 238V241H0V242H2V240H3V242H5V241H4V238H5ZM11 237H12V236H11ZM16 237H17V236H16ZM88 237H89V236H88ZM105 237H106V235H105ZM121 237H122V236H121ZM127 237H128V236H127ZM143 237H144V236H143ZM145 237H146V236H145ZM151 237H152V236H151ZM151 237L149 236V238H151ZM174 237H175V238H174ZM224 237H225V236H224ZM9 238H10V237H9ZM9 238H8V239H9ZM14 238H12V239L14 240ZM17 238H18V237H17ZM94 238H95V237H94ZM112 238H113V237H112ZM114 238H115V237H114ZM122 238H124V237H122ZM122 238H121V239H122ZM138 238H140L139 235H138ZM147 238H148V237H147ZM147 238H146V239H147ZM156 238L159 239V236H158V237L155 236V239H156ZM165 238H167V237L165 236ZM165 238H164V239H165ZM8 239H6V240H8ZM15 239H16V238H15ZM21 239L23 240L24 238L21 237ZM27 239H29V238L26 237V240H27ZM30 239H31V238H30ZM32 239H33V237H32ZM41 239H42V238H41ZM73 239H74V237H73ZM97 239H98V238H97ZM135 239H137V237H136ZM140 239H141V238H140ZM140 239H139V240H140ZM146 239H145V240H146ZM152 239H153V237H152ZM152 239H151V241H152ZM158 239H156L155 244H156V242H157ZM170 239H169V240H170ZM198 239H200V237H199ZM225 239H226V237H225ZM101 240H102V239H101ZM108 240L110 241V239H108ZM117 240H118V239H117ZM119 240H120V238H119ZM132 240H134V238H133ZM139 240L137 239V241H139ZM143 240H144V239H143ZM153 240H154V239H153ZM165 240H166V239H165ZM182 240H178L179 242H177V244L179 243L180 246H183L182 244H184V246H185V242L182 241ZM185 240H186V242H188V241H187L188 238H186ZM9 241H11V239H9ZM19 241H20V240H19ZM19 241H17V242H19ZM30 241H31V240H30ZM40 241H41V240H40ZM42 241H43V240H42ZM114 241H115V240H114ZM129 241H131V240H129ZM151 241L149 240V243H150ZM170 241H171V240H170ZM181 241H182L183 243H181ZM194 241H195V240H194ZM197 241H199L200 243L202 242L201 240H197ZM3 242H2V244H1V243H0V244H1L2 246H6V244L3 245ZM14 242H16V241L14 240ZM36 242H37V241H35V243H36ZM120 242H121V241H120ZM124 242H125V241H124ZM141 242H142V240H141ZM144 242H145V241H143V243H144ZM147 242H148V241H147ZM162 242H164V241H162ZM165 242H167V241H165ZM171 242L173 243V241H171ZM171 242L168 241V244L171 245ZM199 242H198V243H199ZM5 243H6V242H5ZM21 243H23V242L21 241L20 244H21ZM38 243H40V242H38ZM57 243H58V242H57ZM61 243H62V242H61ZM152 243H153V242H152ZM157 243H158V242H157ZM174 243H176V242H174ZM174 243H173V244H174ZM188 243H189L190 245H189L188 247L185 246V247L188 248V250H187V248H185V247H183L184 250H183L181 247H179L178 250H177L178 245H177V247H175L176 244H174L175 246L173 245V247H175V250L173 249V247H172V249H170L171 247H170L168 244H166L167 247L169 246L168 248H169L170 251L173 250V253H174V252L177 253V254L174 253V257H175V258L173 257L174 259L172 260V261H174V260H176V261L172 262L171 264H174V263H175V264H177V263L180 264V263H182L183 261H186V260L189 259V258H190L189 261L191 260V263H190L189 261H187V262H189L190 264H194V263L196 264V262L193 261L194 259H193V260L191 259V257H192L191 255H193V253H190V252H192V251L189 250L191 247H193V246H191V241H189ZM188 243H187V245H188ZM196 243H197V242H196ZM198 243H197V245H200V247H201V244H200V243L198 244ZM8 244H9V243H8ZM12 244H13V243H12ZM12 244L10 243V245H12ZM15 244H16V243H14V245H15ZM20 244H18V245H20ZM123 244L126 245V243H123ZM131 244L134 245L135 242H132V241H131ZM136 244L138 245V242H136ZM136 244H135V246H133V247L136 248V249L134 248V250H137V247H138V246H136ZM147 244H148V243H147ZM159 244H160V242L158 243V245H159ZM1 245H0V246H1ZM18 245H17V246H18ZM29 245H31V244H29ZM36 245H37V243H36ZM63 245H64V244H63ZM99 245H100V244H99ZM125 245H124V246H125ZM132 245H131V246H132ZM139 245H143V244L139 242ZM160 245H162V244H160ZM160 245H159L160 248H161L162 246H163V247L166 246V245L164 246V243H163L162 246H160ZM193 245H194V243H193ZM202 245H205V244L202 243ZM15 246H16V245H15ZM21 246H22V245H21ZM82 246H83V245H82ZM104 246H105V245H104ZM128 246H129V244H128ZM128 246L126 245V247H128ZM145 246H146V245H145ZM149 246H150V245H149ZM154 246H155V245L152 244V247H153V248H154ZM156 246H157V245H156ZM171 246H172V245H171ZM194 246H195V245H194ZM8 247H10V246H8ZM26 247H27V246H26ZM120 247H121V246H120ZM143 247H144V246H142L141 249H142ZM147 247H148V246H146V248H147ZM189 247H190V248H189ZM196 247L199 248V246H196ZM196 247H195V248H196ZM205 247L207 248V246H205ZM224 247H226V246H224ZM252 247H253V246H252ZM6 248H7V247H5V248H1V247H0V253H1V254H2V253H5V252H1V251L6 250ZM15 248H16V247H15ZM31 248H32V247H31ZM35 248H36V247H34L33 249H35ZM61 248H62V247H61ZM68 248L70 249L71 246L69 245ZM77 248H78V247H77ZM102 248H103V247H102ZM106 248H107V247H106ZM146 248H143V249H145V251H147L150 247H148L147 250H146ZM160 248H158V249H160ZM201 248H203V246H202ZM201 248H199V250H200ZM8 249H9V248H8ZM8 249H7V250H8ZM10 249H13V248L10 247ZM17 249H20V251L22 250V249L20 248V246H19ZM27 249H28V248H27ZM33 249H31V250L33 251ZM62 249H63V248H62ZM66 249H67V248H66ZM71 249H72V248H71ZM78 249H79V248H78ZM87 249H88V248H86V250H87ZM107 249H108V248H107ZM126 249H127V248H126ZM130 249H131V248H130ZM132 249H133V248H132ZM138 249H139V248H138ZM141 249H140V250H141ZM156 249H157V248H156ZM158 249H157V250H158ZM163 249L165 250V248H162V250H163ZM179 249H182L183 251H182V250H179ZM185 249L188 251V254H190V255H188L189 258H187V255H186V254H187V251L185 252L186 254H185V256L183 257V254H184L183 252L185 251ZM208 249H209L210 252L212 253L211 249L213 250V248L211 247V249H210V247H209ZM208 249H206V250H208ZM226 249H227V247L225 248V250H226ZM254 249H255V248H254ZM7 250H6V251H7ZM25 250H26V248H25ZM25 250H24V253L27 252V251L25 252ZM36 250H37V249H36ZM43 250H44L45 254H42V255H40V256L38 257V258H41V260L44 261V259H48L49 257H52V256H53V257H56V259H57V253H56V252H57V246H53V248H51V250H49V251H55V253L52 252V254H50V256L48 255L49 251H46V248L43 249ZM67 250H68V249H67ZM86 250H85V251H86ZM98 250H99V249H98ZM103 250H104L105 252H107V250H105V249H103ZM109 250H110V249H109ZM124 250H125V248H124ZM124 250H123V248H122V252H121L120 254H122ZM134 250H133V252L136 253V251H134ZM169 250H165V251H167L166 253H169V252H170ZM195 250H196V253H197V250H198V249H195ZM214 250H215V249H214ZM214 250H213V251H214ZM219 250H222V249H219ZM219 250L216 249L217 252H218ZM263 250H264V249H263ZM10 251H11V250H9L8 252H10ZM15 251H16V250H15ZM20 251H16V254H17V252H20ZM70 251H71V250H70ZM88 251H89V250H88ZM95 251H96V250H95ZM111 251H112V250H111ZM118 251L120 252V249H119V248H118ZM118 251H116V252H118ZM126 251H128V250H126ZM129 251H130V250H129ZM137 251H138V250H137ZM151 251H152V250L150 249V253H151ZM158 251H159V250H158ZM165 251H163V252L165 253ZM168 251H169V252H168ZM178 251H179V252L182 251V252L179 253ZM189 251H190V252H189ZM201 251H205V250L203 249V250H201ZM216 251H215V252H216ZM11 252H12V251H11ZM11 252H10V253H11ZM64 252H66V251L64 250ZM77 252H78V251H77ZM80 252H83L82 249L80 250ZM131 252H132V251H130V254H131ZM140 252H141V255H140V254H139V255H140L141 257H140L139 255H137V253H136V254L134 253L135 255L138 256V258L136 257L137 260L141 259V258L144 256V252H143V251H140ZM140 252H138V253H140ZM154 252H156V250H155ZM160 252H162V251H160ZM160 252H159V253L156 252L157 256L154 255V257H155V261L157 260L156 257H158V256H159V257H160V256L162 257V255H161L162 253H160ZM193 252H195V251H193ZM205 252H206V251H205ZM215 252H214V253H215ZM220 252H222V251H220ZM220 252L215 253V254L212 253L211 255H212V256H214V255H218ZM224 252H225V254H226V251H223V253H224ZM10 253H9V254H10ZM13 253H14V252H13ZM22 253H23V252H22ZM58 253H59V252H58ZM71 253H72V252H71ZM91 253H92V252H91ZM98 253H99V251H98ZM98 253H97V254H98ZM107 253H108V252H107ZM107 253H106V254H107ZM110 253H111V252H110ZM145 253H146V252H145ZM147 253H149V251H148ZM164 253H163V254H164ZM166 253H165V254H166ZM170 253H171V252H170ZM170 253H169L168 255H170V256L173 255V253H171V254H170ZM178 253L181 255V258H182V259H181V258L179 259L180 261L183 260V258H184V260L181 261L180 263H179V260L176 259V257H177L176 255H179ZM223 253H222V254L220 253V254H221L220 257L222 258V260H224L225 258H223V257L226 256V255L223 254ZM6 254H8V253H6ZM18 254H19V253H18ZM62 254H63V253H62ZM69 254H70V253H69ZM72 254H73V253H72ZM93 254H94V253H93ZM106 254H105V256H106ZM111 254H112V253H111ZM123 254H126V253L124 252ZM123 254H122V255H123ZM127 254L129 255V253H127ZM134 254L130 255V258H131V256H133V257L135 258V255H134ZM154 254H155V253H154ZM194 254H195V253H194ZM199 254H200V253L198 252V257H199V258L197 257L195 261H197V260L200 259V255H199ZM207 254H208L209 258H210L211 255H210L208 252L206 253V255H207ZM220 254H219V255H220ZM241 254H242V253H241ZM11 255H12V253H11ZM30 255H31V254H30ZM30 255H29V256H30ZM64 255H65V254H64ZM66 255H67V254H66ZM70 255H71V254H70ZM76 255H77V254H76ZM80 255H81V254H79V256H80ZM86 255H87V251H86ZM98 255H99V254H98ZM98 255H97V256H98ZM102 255H103V254H102ZM114 255H115V254H114ZM114 255H113V257H114ZM122 255H121V256H122ZM166 255H167V254H166ZM166 255H165V256H166ZM168 255H167V256H168ZM202 255L204 256L205 254L202 252ZM219 255H218V256H219ZM222 255H223V257H222ZM224 255H225V256H224ZM3 256H4V255H3ZM20 256H21V255H20ZM20 256H19V257H20ZM25 256H26V255H25ZM74 256H75V255H74ZM124 256H125V255H124ZM124 256H123V257H124ZM151 256H152V254H151ZM163 256H164V255H163ZM165 256H164V258L161 260V262H160L161 264H162V261H163L164 259L167 258V257L165 258ZM193 256H194V255H193ZM196 256H197V254H196ZM208 256H207V257L205 256V257H206L207 259H209ZM0 257H1V256H0ZM9 257H10V256H8V259H9ZM26 257H27V256H26ZM26 257H25V258H26ZM53 257H52V258H53ZM58 257H59V256H58ZM60 257H61V256H60ZM88 257H89V256H88ZM94 257H95V256H94ZM109 257H110V255L107 257L108 260H106V261H105V260L102 261L101 264H103V262H104V264H105V262H107V261L110 262L111 260L109 261V259H110ZM126 257H127V256H126ZM179 257H180V256H179ZM179 257H177V258H179ZM185 257H186L187 259H185ZM215 257L217 258V256H214V257H211V258L214 259ZM5 258H7V255H6ZM15 258H17V257H15ZM15 258H13V256H12V259H14V261H15ZM62 258H63V257H62ZM66 258H67V257H66ZM70 258H73V257H70ZM74 258H75V257H74ZM76 258H77V257H76ZM76 258H75V259H76ZM78 258H79V257H78ZM101 258H102V257H101ZM107 258H106V259H107ZM116 258H118V254H117ZM116 258H115V259H116ZM130 258H129V259H130ZM143 258H145V256H144ZM149 258H150V255H149ZM194 258H195V257H194ZM211 258H210L209 260L211 261L212 264H214L215 262H217L216 259H214L213 261H215V262L213 263L212 260H211ZM240 258H241V257H240ZM2 259H3V258H2ZM10 259H11V258H10ZM10 259H9L7 262H9V263L12 262V260L10 261ZM30 259H31V258H30ZM75 259H74V260H75ZM81 259H82V258H81ZM104 259H105V258H104ZM111 259H113V258H111ZM121 259L123 260V258H121ZM126 259H127V258H126ZM158 259H159V261H160V258H158ZM169 259L171 260V257H169ZM204 259H205V258H204ZM217 259H218V258H217ZM19 260H20V259H19ZM24 260H27V259H23V260L21 259V261H19V263H20V262H21V263H25V262L27 263V261L22 262V261H24ZM28 260H29V259H28ZM50 260H51V259H50ZM74 260H73V263L75 264ZM78 260H79V259H78ZM87 260H88V259H87ZM90 260H91V261H90ZM90 260H88V261L92 262V259H90ZM94 260H100V258H99V259H96V258H95ZM102 260H103V259H102ZM149 260H150V259H149ZM167 260H168V258H167L164 262H166ZM170 260H168V261L170 262ZM1 261H2V263H3V260H1ZM5 261H6V259H5ZM14 261H13V263H15ZM47 261H48V260H47ZM51 261H52V260H51ZM83 261H84V260H83ZM114 261H116V260H114ZM114 261H113V262H114ZM125 261H126V260H125ZM141 261H142V260H141ZM141 261H140V264H141ZM150 261H151V260H150ZM153 261H154V259H153ZM157 261H158V260H157ZM168 261H167V262H168ZM177 261H178V262H177ZM200 261H201V259H200L199 261H197V262H200ZM202 261H203V259H202ZM210 261H209V262H210ZM218 261H219V260H218ZM224 261H225V260H224ZM16 262H17V261H16ZM71 262H72V261H71ZM79 262H80V261H79ZM81 262H82V261H81ZM90 262H89V263H90ZM95 262H97V261H95ZM108 262H107L106 264H110V263H108ZM113 262H112V263H113ZM116 262H117V261H116ZM132 262L134 263V259H133ZM132 262H131V263H132ZM143 262H144V261H142V264H143ZM145 262H146V261H145ZM176 262H177V263H176ZM192 262H194V263H192ZM205 262H207V261L205 260ZM205 262L203 261V263H205ZM220 262H221V261H220ZM222 262H223V261H222ZM222 262L219 263V264H224V262H223V263H222ZM5 263H6V262H4L3 264H5ZM30 263H31V261H30ZM37 263H38V262H37ZM48 263H49V262H48ZM48 263H47V264H48ZM56 263H57V260H56ZM112 263H111V264H112ZM120 263H121V262H120V260H119V264H120ZM124 263H125V262H124ZM128 263H129V262H128ZM133 263H132V264H133ZM148 263H150V262L147 261L146 264H148ZM156 263H157V262H156ZM156 263H155V264H156ZM189 263H186V264H189ZM236 263H237V262H236ZM11 264H12V263H11ZM17 264H18V263H17ZM27 264H28V263H27ZM40 264H41V263H40ZM42 264H43V263H42ZM52 264H53V263H52ZM81 264H82V263H81ZM87 264H88V263H87ZM91 264H92V263H91ZM113 264H115V263H113ZM122 264H123V263H122ZM150 264H154V263L152 262V263H150ZM157 264H158V263H157ZM163 264H164V263H163ZM166 264H167V263H166ZM168 264H169V263H168ZM183 264H184V263H183ZM200 264H202V263L200 262ZM207 264H208V263H207ZM215 264H216V263H215ZM217 264H218V263H217ZM240 264H241V263H240Z\"/></svg>",
  "mask_w": 264,
  "mask_h": 264
}]
</instances>
